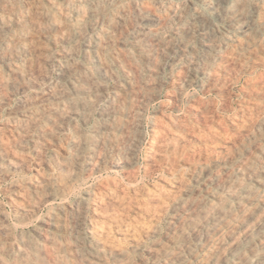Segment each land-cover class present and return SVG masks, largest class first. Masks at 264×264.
Wrapping results in <instances>:
<instances>
[{
    "label": "rangeland",
    "instance_id": "374dc122",
    "mask_svg": "<svg viewBox=\"0 0 264 264\" xmlns=\"http://www.w3.org/2000/svg\"><path fill=\"white\" fill-rule=\"evenodd\" d=\"M9 1V2H7ZM24 1V2H23ZM51 3L49 4L48 3ZM67 1V2H64ZM70 1V2H69ZM72 1V2H71ZM84 1V2H83ZM92 1V3H91ZM104 1V3H103ZM101 0V3L99 0H0V45L2 47H0V107H1V111H0V156L2 153H6L5 155L2 154V156H4L3 158L0 157V177H2V179L0 178V241L6 243L4 244L3 242H0V251L4 250V252H0V264H4V263H9L11 262L12 264H20L19 261L21 262H25V261H29L28 263L32 264L35 263L37 261V263H41V264H67L68 262H73V263H68V264H80L81 263V259L82 263L81 264H92V262L95 259V261H93V264H163L165 263V257H167V255H170L169 253H177V252H181L182 254L185 255L186 253V247L184 246L185 240H184V234L182 235L181 230H184L185 233L189 236V240L192 242L191 243V248H192V254L193 255L191 257V255L189 254V252L187 251L185 257L187 263L189 264H207V258H208V254H209V250L210 248H212L213 244L210 243L207 244L208 242L203 238V239H198L195 238V236L193 234H190L188 232H190L191 228L193 225H197L202 221L205 217V215H207V213L205 214L204 212H200V213H196L197 211H194V207L192 208V203L193 201L199 200L198 202H202V204L205 203V206L202 210H205L208 212V210L210 211V206L212 207V205H214V203L216 204V201H211V199L213 198L212 196L215 197H219V198H223L224 197L227 199H225L224 202L227 201L228 205H227V213L230 214V216L232 217V219L234 221H236V223L238 221H240V219H242V217L244 216L243 214L246 212V210L248 211L250 208V204H242V205H238V202L235 200V198H232V195L229 194V192L224 189V187L222 186V183H224V181H228L230 183L233 184H239V186L244 188H253V190L258 191L262 194H264V183L262 181V178L264 179V133H263V129H264V124L263 126L259 127L258 125L260 123L263 122L264 120V0H260L258 2H256V0H201V1H197V0H108L110 2H108L107 0ZM107 1V2H105ZM130 1V2H129ZM137 1V2H135ZM167 1V2H166ZM187 1V2H186ZM208 1H209V5H208ZM212 1V2H211ZM223 1V4H222ZM230 1V2H229ZM234 1V3H233ZM241 1V3H240ZM244 1V2H242ZM5 4H3V3ZM31 4H30V3ZM40 2V3H39ZM59 2V3H58ZM74 2V3H73ZM173 2V3H172ZM191 2V3H190ZM198 2V3H197ZM200 2V3H199ZM204 2V3H202ZM205 2L207 3V5H205ZM214 2V3H213ZM216 2V3H215ZM232 2V3H231ZM248 2V3H247ZM18 3V4H17ZM88 3V4H87ZM98 3V4H97ZM108 3V4H107ZM112 3V4H110ZM116 3V4H115ZM121 3V4H120ZM130 3V4H128ZM136 3V4H135ZM138 3V4H137ZM163 3V4H162ZM169 3V5H168ZM180 3V4H179ZM188 5V6H186ZM195 3V4H194ZM212 3V4H211ZM218 3V4H217ZM225 3V5H224ZM239 3V4H238ZM245 3V4H244ZM250 3V4H249ZM253 3V4H252ZM66 4V5H65ZM96 4V5H95ZM114 4V5H113ZM125 4V5H124ZM165 4V6H164ZM172 4V5H171ZM182 4V5H181ZM235 4V5H234ZM249 4V5H248ZM259 4V5H258ZM262 4V5H261ZM10 5V6H9ZM30 5V6H29ZM58 5V6H57ZM107 5V6H106ZM132 5V6H131ZM139 5V6H138ZM159 5V6H158ZM168 5V6H167ZM174 5V7H173ZM206 7H205V6ZM216 5V6H215ZM252 7H251V6ZM257 6V7H254ZM43 6V7H42ZM73 6H76L75 8H73ZM120 6V8H119ZM122 6V8H121ZM144 6V7H142ZM156 6V7H155ZM185 6V7H184ZM194 6V7H193ZM212 6V7H211ZM220 6V8H219ZM224 6V7H223ZM241 6V7H240ZM245 6V7H244ZM263 6V7H262ZM8 7V8H7ZM23 7V8H22ZM31 7V8H30ZM41 7V8H40ZM55 10L60 9V11L57 13ZM58 7V8H57ZM66 7V8H65ZM72 7V8H71ZM80 10H79V8ZM84 7V8H83ZM87 7V8H86ZM126 7V10H125ZM153 7V9H152ZM163 7H164V11H163ZM170 7V8H169ZM177 7V8H176ZM190 7V8H189ZM199 7V8H197ZM211 7V8H210ZM222 7V8H221ZM233 7V8H232ZM244 7V8H242ZM6 8V9H5ZM10 8V10H9ZM43 8V9H42ZM45 8V9H44ZM68 8V9H67ZM83 8V9H82ZM91 8V10H90ZM106 8V9H105ZM110 8V10H109ZM131 8V9H130ZM135 8V9H134ZM144 10H142V9ZM157 8V9H156ZM169 8V9H168ZM172 8V9H171ZM186 8V9H185ZM195 8V9H194ZM206 8V9H205ZM213 8V9H212ZM224 8V10H223ZM228 10H227V9ZM235 8V10H234ZM241 8V9H238ZM256 8V9H254ZM5 9V11H4ZM25 11H24V10ZM53 9V10H52ZM71 9V10H70ZM78 9V10H77ZM103 9V10H102ZM120 9V10H118ZM128 9V11H127ZM151 9V12H150ZM162 9V10H161ZM171 9V10H170ZM175 9V10H173ZM179 9V10H178ZM208 9V11H207ZM229 9L231 10V12H229ZM233 9V10H232ZM238 9V10H236ZM246 9V10H245ZM248 9V11H247ZM252 9V10H251ZM260 9V10H259ZM73 10V11H72ZM76 10V12H74ZM82 10H86L84 12L86 16H83V12ZM98 12H97V11ZM122 10V11H121ZM125 12H124V11ZM140 10V12H139ZM146 10L148 12H146ZM155 10V11H152ZM158 10H160V13L158 12ZM170 10V11H169ZM192 10V11H191ZM200 10V11H199ZM202 10V11H201ZM211 10V11H210ZM213 10H217V12ZM259 10V11H258ZM12 11V12H11ZM15 13H14V12ZM30 11V12H29ZM39 11V12H38ZM47 11V14H46ZM53 11V13L51 12ZM67 11V12H66ZM80 11V12H79ZM100 11V12H99ZM103 11V12H102ZM112 11V12H111ZM175 11V12H174ZM181 11V12H180ZM219 11V12H218ZM221 11V12H220ZM228 11V12H227ZM233 11V12H232ZM235 11V12H234ZM236 11H238V13L236 14ZM241 11L243 12V14L241 13ZM17 12V13H16ZM18 12L21 14H18ZM24 12V13H23ZM27 12V13H25ZM35 14H34V13ZM61 12V14H60ZM79 12V13H78ZM83 14H82V13ZM92 12V14L90 13ZM124 12V13H123ZM131 12V13H130ZM144 12V13H143ZM165 12V13H164ZM186 14H185V13ZM189 12L191 14H189ZM198 14H197V13ZM200 12V13H199ZM212 12V13H211ZM224 12H226L225 14H223ZM247 12L246 15H244ZM251 14H250V13ZM9 13V14H8ZM39 13V14H36ZM45 13V14H44ZM50 13H52L50 15ZM64 17H63V14ZM89 13V14H88ZM104 13V14H103ZM152 13V14H151ZM154 13V14H153ZM174 13H176L174 15ZM184 16L183 17V14ZM204 13V14H203ZM210 13V14H209ZM229 13V14H228ZM235 13V14H234ZM68 14V15H67ZM77 14V15H76ZM82 16H81V15ZM94 14V15H93ZM109 14V15H108ZM113 14V15H112ZM116 14V16H115ZM123 14V16H122ZM133 14V15H132ZM149 16H147V15ZM157 14V15H155ZM168 14L166 17L164 15ZM171 14V15H169ZM180 14V15H178ZM182 14V15H181ZM213 14L215 15L213 17ZM220 14V15H219ZM231 14V15H230ZM233 14V15H232ZM239 14V15H238ZM242 14V15H241ZM257 14V15H256ZM23 15V16H22ZM36 15V19L34 18V16ZM57 15V16H56ZM126 15V16H125ZM139 18H138V16ZM175 17H174V16ZM192 15V16H191ZM209 15V16H208ZM218 15V17H217ZM237 15V17H236ZM250 15V16H249ZM252 15V16H251ZM99 16V18L97 17ZM109 16V17H108ZM155 16V17H154ZM178 16V17H177ZM189 16V17H187ZM221 16V17H219ZM224 16V17H223ZM233 19H231L230 17ZM243 16V17H241ZM246 16V17H245ZM249 18H248V17ZM254 16V17H253ZM260 16V17H259ZM9 19H8V18ZM22 17V18H21ZM25 17V18H23ZM32 17V18H31ZM47 17V18H44ZM66 17H69V22L67 23L68 19H66ZM83 17V18H82ZM87 17V18H86ZM98 19H97V18ZM107 17V18H105ZM121 17H123V19L121 20ZM136 18V21H132L133 19ZM153 17V18H152ZM159 17V19H158ZM162 17L163 18V22L165 23V25H162ZM168 17V18H167ZM177 17V18H176ZM181 17V19H180ZM183 17V18H182ZM195 17V18H194ZM213 17V18H212ZM217 17V18H215ZM4 18V19H3ZM14 18V19H13ZM31 18V19H30ZM44 18V19H42ZM75 20H74V19ZM85 18V19H84ZM93 18V19H92ZM119 18V19H118ZM157 18V19H156ZM161 18V19H160ZM171 18V20L175 23H172V21L169 19ZM176 18V19H175ZM179 18V19H178ZM229 18V19H228ZM241 18L242 21L239 19ZM248 18V19H247ZM259 18V19H257ZM263 20H261V19ZM23 19H27L24 20ZM41 19V20H40ZM79 19H82L81 21H78ZM107 19V20H106ZM127 19H129L127 21ZM165 19V20H164ZM206 19V20H205ZM209 19V20H208ZM231 19V21H230ZM237 19V20H236ZM3 20V21H2ZM7 20V21H6ZM35 20V21H33ZM47 20V21H46ZM72 20V21H70ZM86 20V21H85ZM95 20V22H94ZM98 21V25L97 22ZM102 20V21H100ZM118 20V22H116ZM131 20V21H130ZM138 20V21H137ZM141 20V21H140ZM150 20V21H148ZM168 20V21H167ZM177 20V21H176ZM180 20V21H179ZM193 20V21H192ZM199 20V21H197ZM202 20V21H201ZM223 20V21H222ZM226 20V22L224 23V21ZM249 20V21H248ZM16 23H15V22ZM18 21V23H17ZM25 23H22V22ZM30 21V23H29ZM100 21V22H99ZM106 21V22H105ZM120 21V22H119ZM147 21V24H145ZM158 21V22H157ZM166 21V22H165ZM171 21V22H170ZM192 21V22H191ZM195 21V22H194ZM244 21V22H243ZM257 21V22H255ZM34 22V23H33ZM81 22V23H80ZM91 22V23H90ZM130 22V24H129ZM135 22H138L137 24H135ZM143 22V25L142 23ZM149 22V23H148ZM194 22V23H193ZM231 22V23H230ZM260 22V23H259ZM5 23V24H4ZM13 23V24H12ZM22 23V24H21ZM53 23V24H52ZM64 23V24H63ZM72 25H71V24ZM89 23L91 25H89ZM133 23V24H132ZM188 23V24H187ZM192 23V24H191ZM205 23V25H204ZM241 23V24H240ZM16 24V26H15ZM32 26H31V25ZM38 24V25H37ZM45 24L47 26H45ZM55 27V28H52ZM85 26H84V25ZM105 24V25H103ZM111 24V25H110ZM116 24V25H115ZM159 24V25H158ZM169 24V26L167 25ZM185 24V25H184ZM201 24V25H200ZM225 26H223V25ZM227 24V25H226ZM248 24V25H247ZM263 24V25H262ZM4 25V26H3ZM15 27H14V26ZM19 25V27H18ZM56 25V26H54ZM59 25V26H58ZM66 25V26H64ZM71 25V26H70ZM76 25V26H75ZM79 25V26H78ZM96 26V27H93ZM114 25V26H113ZM121 25V27H120ZM128 25V26H127ZM189 25V26H188ZM196 25V26H195ZM203 25V27H201ZM235 25V26H232ZM262 25V26H261ZM10 26V27H9ZM62 26V27H61ZM70 26V27H69ZM84 26V28H83ZM88 26V27H87ZM90 26V30L88 29ZM103 29H101V27ZM113 26V27H112ZM119 26V27H117ZM124 26V27H123ZM140 26V27H139ZM145 26V27H144ZM158 26V27H157ZM166 26V27H165ZM186 28H184V27ZM188 26V28L186 27ZM194 28H193V27ZM199 26V27H198ZM207 26V28H206ZM214 26H217L216 28H218L216 30V28H214ZM221 26V27H220ZM241 26V27H240ZM243 26V27H242ZM24 27V28H23ZM48 27V28H47ZM100 29H98V28ZM147 27V30H146ZM157 27V28H156ZM160 27V28H159ZM183 27V30L182 28ZM209 27V28H208ZM212 29H211V28ZM228 27V29H227ZM259 27V28H258ZM35 28V29H34ZM38 28H40L38 30ZM45 28V29H44ZM50 28V30H49ZM67 28V29H66ZM74 28V29H73ZM114 28V29H113ZM125 28V29H123ZM134 28V30H133ZM140 28V29H138ZM153 28V29H152ZM169 28V29H168ZM175 28V29H174ZM178 28V29H177ZM193 28V30L191 29ZM231 28V29H230ZM241 28V29H240ZM248 28V29H247ZM263 28V29H262ZM14 29V30H13ZM54 29V30H53ZM77 31H76V30ZM85 29V30H84ZM113 29V30H112ZM127 29V31H126ZM132 29V30H131ZM162 31H161V30ZM185 29V30H184ZM189 29V30H188ZM207 29V30H205ZM235 29V30H234ZM245 29V31H244ZM21 30V32H20ZM24 30V31H23ZM35 30V31H34ZM38 30V31H37ZM47 30V32H46ZM54 31L53 33L51 32ZM60 30V32H59ZM94 30V31H93ZM104 30V31H103ZM120 30V31H119ZM125 30V31H123ZM156 32H154V31ZM172 32H169V31ZM178 32H180V34ZM180 30V31H179ZM192 30V32H191ZM212 30V31H211ZM228 30V31H227ZM239 30V31H238ZM262 30V31H261ZM58 31V32H57ZM69 31V33H68ZM93 31V32H92ZM97 31H100L99 33ZM107 31V32H105ZM116 31V32H114ZM119 31V32H118ZM131 31V32H130ZM144 31V32H143ZM147 31V32H146ZM160 31V32H159ZM164 31V32H163ZM200 35H199V32ZM218 31V33L216 32ZM223 31V32H222ZM241 31V32H240ZM14 32V33H12ZM31 32V33H30ZM67 32V33H66ZM72 32V33H71ZM76 32V33H75ZM81 32V33H80ZM84 34H83V33ZM104 32V33H103ZM121 32V33H120ZM123 32V33H122ZM126 32V33H125ZM128 32V33H127ZM145 34L143 35L142 34ZM146 32V33H145ZM152 32V34H151ZM169 32V33H168ZM174 32V33H173ZM182 32H185L184 35ZM188 32V33H187ZM197 32V33H196ZM205 34H204V33ZM208 32V33H207ZM226 32V33H224ZM262 32V33H261ZM5 33V34H4ZM11 33V34H10ZM16 33V34H15ZM29 33V34H28ZM63 35H62V34ZM88 35H87V34ZM98 33V34H97ZM102 33V34H101ZM116 33V34H115ZM120 33V34H119ZM132 35H130V34ZM150 33V34H149ZM197 35H196V34ZM234 33V34H233ZM238 33V34H237ZM243 33V34H242ZM245 33V34H244ZM18 34V35H17ZM54 34V35H53ZM77 34L80 36H77ZM101 34V35H100ZM118 34V35H117ZM147 34V35H146ZM160 34V35H159ZM163 34V35H162ZM167 34V35H166ZM177 34V35H176ZM190 36H189V35ZM194 34V36H193ZM204 34V35H203ZM217 34V35H216ZM248 34V35H246ZM24 35V36H22ZM35 37H34V36ZM65 35V36H64ZM114 37H113V36ZM120 35V36H119ZM138 37H135V36ZM151 35V39H149L150 43L148 42V38H150ZM226 35V36H223ZM246 37H245V36ZM251 35V36H250ZM255 37H254V36ZM258 35V36H257ZM260 35V36H259ZM15 36V37H14ZM28 38H27V37ZM52 36V37H50ZM60 36V37H58ZM86 36V37H85ZM123 36V37H122ZM140 36V37H139ZM149 36V37H148ZM163 36V38H162ZM169 36V37H167ZM181 36V37H180ZM200 36V37H199ZM205 36V37H204ZM207 36V38H206ZM211 38L210 41L209 37ZM213 36V37H212ZM228 36V37H227ZM230 36V37H229ZM263 36V37H262ZM13 37V38H12ZM22 37V38H21ZM62 37V38H61ZM76 39H74V38ZM97 37V38H95ZM107 37V38H105ZM113 37V38H112ZM122 37V38H121ZM125 37V38H124ZM129 37L131 39H129ZM135 37V38H134ZM148 37V38H147ZM183 37V38H182ZM204 37V38H203ZM238 37V38H236ZM12 38V39H11ZM15 38V39H14ZM17 38V39H16ZM25 38V39H24ZM44 38V39H43ZM53 38V39H52ZM57 40H56V39ZM64 38V39H63ZM67 38L66 41H64ZM80 38V39H79ZM83 38V39H82ZM92 38V39H91ZM119 38V39H118ZM121 38V40H120ZM124 38V41H122ZM141 38V39H140ZM154 38V39H152ZM173 38V39H172ZM175 38V39H174ZM187 38V39H186ZM199 38V40H198ZM203 38V39H202ZM222 38V39H221ZM225 38V39H224ZM229 38V39H228ZM232 40H231V39ZM249 38V40H247ZM4 39V40H3ZM14 39V40H13ZM50 39V42H49ZM60 39V40H59ZM63 39V40H62ZM71 41H70V40ZM82 39V40H81ZM89 41H87V40ZM106 39V40H105ZM109 39H111L112 41H108ZM133 41L136 44L133 46V42L129 41V40ZM136 39V40H135ZM139 39V40H137ZM144 41H143V40ZM162 39V41L160 40ZM164 39V40H163ZM180 39V40H179ZM195 39V40H194ZM202 39V40H201ZM206 39V41H205ZM217 39H219L217 41ZM251 39V40H250ZM256 39V40H255ZM262 39V40H261ZM6 40V41H5ZM18 40V41H17ZM34 40V41H33ZM37 40V41H36ZM54 40V42H53ZM92 40V41H91ZM142 40V42L140 41ZM145 40L148 42L147 44L150 45H146ZM158 44L156 43L157 41ZM167 40V41H166ZM170 40V41H169ZM173 40V42H172ZM184 40V41H183ZM198 40V41H197ZM205 42H204V41ZM215 42L213 43L212 41ZM230 40V41H229ZM242 40V42H240ZM247 40V41H246ZM258 40V41H257ZM8 41V42H7ZM11 41V42H10ZM13 41H15L13 43ZM20 41V42H19ZM57 41V42H56ZM64 41V42H63ZM76 41V42H75ZM84 41V43L82 44V42ZM119 41V42H117ZM137 41V42H136ZM139 41V42H138ZM153 41V42H151ZM156 41V42H155ZM239 41V42H237ZM246 41V45L243 44ZM3 42V43H2ZM23 42V43H22ZM29 42V43H28ZM33 42V43H32ZM41 42V43H40ZM66 42V43H65ZM78 43V45L74 44ZM86 42V43H85ZM96 42V44H95ZM108 42V43H107ZM110 42V43H109ZM116 42V43H113ZM145 42V44H144ZM195 42V43H194ZM202 42V44H201ZM210 44H208V43ZM212 42V43H210ZM231 42V43H230ZM249 42V43H248ZM39 43V44H38ZM44 43V45L42 44ZM52 43L54 44V46L52 45ZM64 43V44H63ZM94 43V44H93ZM103 43V44H102ZM122 43V44H121ZM128 43V44H126ZM143 43L144 46L143 48H146L145 51H143L144 49L142 48L141 44ZM156 43V44H155ZM165 43V44H164ZM182 45V47L179 45ZM207 43V44H205ZM220 43V44H218ZM236 45H235V44ZM240 43V44H239ZM255 43V44H254ZM7 44V45H6ZM21 44H24L23 46H21ZM34 46L30 47L29 45ZM56 44V45H55ZM83 48H82V46ZM98 44V46H97ZM120 44L122 46H120ZM164 44V45H163ZM225 44V45H224ZM248 44H250L248 46ZM254 44V45H253ZM263 45V46H259V45ZM4 45V46H3ZM9 45V47H8ZM36 45V48H35ZM47 45V47H46ZM75 45V47H74ZM87 45V46H86ZM109 47H108V46ZM116 45V46H115ZM126 45V46H125ZM132 45V46H131ZM146 45V46H145ZM159 45V46H158ZM179 45V46H178ZM200 45V46H199ZM208 45V46H207ZM214 45V47H213ZM219 45V46H218ZM8 48H6V47ZM17 46V47H15ZM65 46V47H64ZM94 46V47H92ZM97 46V47H96ZM120 46V47H119ZM139 46H141L139 48ZM154 46V47H152ZM157 46V48H156ZM167 46V47H166ZM173 46V48H172ZM198 46V47H197ZM212 46V48L210 47ZM225 46V47H224ZM242 46V47H241ZM247 46V47H246ZM11 47V49H10ZM22 47V48H21ZM50 47V48H49ZM59 47V48H58ZM64 49H63V48ZM102 47V48H101ZM113 47V48H111ZM133 47V48H132ZM149 47V48H148ZM167 48V52L166 49ZM181 47V48H180ZM187 47H189L187 49ZM194 47V48H192ZM200 47V48H199ZM235 47V48H234ZM239 47V48H238ZM250 47V48H249ZM253 47V49H252ZM6 48V49H5ZM15 48V49H12ZM33 48V50L31 51V49ZM42 51H39L41 50ZM52 48H54L52 50ZM62 48V49H61ZM68 48V49H67ZM76 48V49H75ZM96 48V49H95ZM107 48V49H106ZM119 48V49H118ZM125 48V49H124ZM160 49L162 52H160V50L157 52V50ZM203 48V49H202ZM209 48V49H207ZM213 50H211V49ZM238 48V49H237ZM241 48V49H240ZM247 51H249L246 54V49ZM256 50H255V49ZM259 48V50H258ZM11 51H10V50ZM26 49V50H25ZM61 49V51H59ZM70 49H73L72 51H69ZM79 49V50H78ZM104 49V50H103ZM115 49V50H114ZM142 49V51L140 50ZM153 49V50H151ZM179 49V50H178ZM182 49H185L182 50ZM199 49V50H198ZM216 49V50H215ZM227 49V50H225ZM233 49V50H232ZM245 49V50H244ZM250 49V50H249ZM252 49V50H251ZM262 49V50H261ZM18 50V51H17ZM23 50V51H22ZM28 50V53H27ZM78 50V51H76ZM83 50V51H82ZM87 50V51H86ZM96 50V52H95ZM118 52H117V51ZM125 50V51H124ZM129 50V51H127ZM140 50V51H138ZM176 50V51H175ZM215 50V51H214ZM3 51V52H2ZM22 51V53H20ZM25 51V52H24ZM65 51V53H64ZM70 53L67 54L66 53ZM75 51V52H73ZM81 51V52H80ZM94 51V53H93ZM155 51V52H153ZM170 51V52H169ZM179 51V52H178ZM184 51V52H183ZM200 51V52H199ZM218 51V52H216ZM230 53H229V52ZM256 54H255V52ZM8 52V53H7ZM19 52V53H18ZM35 52V53H34ZM37 52V53H36ZM54 52V54H53ZM63 52V53H62ZM73 52V53H72ZM79 52V53H78ZM83 52V54H82ZM87 52V53H86ZM88 52L90 53L89 56H87ZM116 54H113V53ZM120 52V53H119ZM124 52V53H122ZM130 52V53H129ZM142 52V53H141ZM148 52V54H147ZM221 52V53H220ZM32 53L37 56L35 57L34 55H32ZM49 53V54H48ZM56 53H59L58 55ZM72 53V54H71ZM93 53V54H92ZM96 53V54H95ZM130 55H129V54ZM134 53V54H133ZM145 53V54H144ZM152 53V54H150ZM162 53V55H160ZM168 53V54H167ZM196 53V54H195ZM202 53V54H201ZM206 55H204V54ZM208 53V54H206ZM233 53V54H232ZM263 53V54H262ZM10 54V55H9ZM15 54V55H14ZM23 55V57L21 55ZM28 54V55H27ZM56 54V55H55ZM61 54V55H60ZM64 54V55H63ZM74 54V55H73ZM95 54V55H94ZM99 54V56L97 55ZM131 54H133L131 57ZM139 54V55H138ZM157 56V57H153ZM166 54V55H163ZM180 54V55H178ZM181 54H183L181 56ZM190 54V55H189ZM200 54V55H199ZM214 56H213V55ZM218 54V55H216ZM223 56H222V55ZM250 54V55H249ZM258 54V55H257ZM39 55V56H38ZM63 55V56H62ZM86 55V56H85ZM135 55H138L135 56ZM146 56V57H142V56ZM160 55V56H159ZM175 55L177 56L175 58ZM196 55V57L194 56ZM226 57H225V56ZM252 55V56H251ZM256 55V56H255ZM9 56V57H8ZM14 56V57H13ZM17 56H20L19 59ZM34 56V57H33ZM42 56V57H41ZM48 56V57H47ZM53 58H52V57ZM57 56V57H56ZM68 56V57H67ZM112 56V57H111ZM122 56V57H121ZM125 56V58H124ZM162 56V57H161ZM184 56V57H183ZM186 56V57H185ZM212 56V57H211ZM218 56V57H217ZM244 56V57H242ZM248 56V57H247ZM261 56V57H259ZM16 57V58H15ZM27 59H26V58ZM43 59L41 61V59ZM64 57V58H63ZM100 57V59H99ZM103 57V59H102ZM128 57V58H127ZM143 58L142 59H140ZM154 58L153 60L151 58ZM164 57V59H163ZM179 57V58H178ZM181 57V58H180ZM222 57V58H221ZM225 57V58H224ZM230 57V58H228ZM235 57V58H234ZM242 57V58H241ZM252 57V59H251ZM14 58V59H13ZM20 58H22L20 61ZM34 58V59H33ZM74 58V59H73ZM77 60H76V59ZM89 58V61L87 60ZM98 58V59H97ZM119 58H123L122 60ZM127 58V59H126ZM132 58V60H131ZM138 58V59H137ZM159 58V59H158ZM173 58V59H172ZM183 58V59H182ZM195 58V60H194ZM206 58V59H205ZM211 58V59H209ZM216 58V59H215ZM238 58L240 61H238ZM244 58V59H243ZM246 58V59H245ZM262 58V59H260ZM17 59V60H16ZM40 59V60H39ZM64 59V60H63ZM94 59V60H93ZM109 59V60H108ZM151 59V60H149ZM180 59V60H179ZM188 60L186 62H184L185 60ZM199 59V61L197 60ZM203 61H202V60ZM224 59V60H223ZM254 59V60H253ZM12 60V61H11ZM19 60V61H18ZM27 60V61H26ZM28 60H31L30 64ZM33 60V61H32ZM48 60V61H47ZM50 60L52 61V63L50 62ZM66 60V61H65ZM91 60H93L94 62H92ZM101 62H99V61ZM120 60V61H119ZM124 60V62H123ZM135 62H134V61ZM150 62H148V61ZM176 62H174V61ZM194 60V61H193ZM208 62H207V61ZM210 60V61H209ZM216 60V61H215ZM219 60V62H218ZM226 60H228V62H226ZM230 60V61H229ZM247 60V62H246ZM259 60H262L259 62ZM17 61V62H16ZM24 61V62H23ZM38 61V63L36 62ZM44 61V62H43ZM47 61V62H45ZM59 61V62H58ZM65 61V62H63ZM76 61V62H74ZM111 61V62H110ZM117 63H115V62ZM147 61V62H146ZM166 61V62H164ZM173 61V62H172ZM215 61V62H214ZM225 61V62H224ZM251 61V62H250ZM256 61V62H255ZM258 61V62H257ZM8 62V63H7ZM57 64H54L56 63ZM104 62V63H103ZM123 62V64H122ZM127 62V63H126ZM158 62V63H155ZM160 62V63H159ZM163 62V63H162ZM169 62V63H168ZM172 62V63H170ZM184 62V63H183ZM211 62V63H210ZM221 62V64H220ZM231 62V63H230ZM233 62V63H232ZM5 63V64H4ZM13 63V64H12ZM15 63V64H14ZM21 63V64H20ZM24 63V64H23ZM42 63V64H41ZM44 63V64H43ZM46 63V64H45ZM60 63V64H59ZM76 63V64H75ZM88 63V64H87ZM112 63V64H111ZM125 63V64H124ZM131 64V67H126L129 66L127 64ZM151 63H154V65ZM192 63L194 66H192ZM200 63H202L201 65H199ZM205 63V64H204ZM216 63H219L216 64ZM223 63V64H222ZM229 65H232L234 63H236V65L234 64L233 68ZM242 63V68L241 65L238 66L239 64ZM249 66H247L246 64ZM251 63V64H250ZM255 63V66H254ZM262 63V64H259ZM9 67H8V65ZM12 64V65H11ZM63 64V65H62ZM82 64V65H81ZM94 64V65H93ZM106 64V65H105ZM111 64V65H110ZM117 64V65H116ZM136 64V65H134ZM147 64V65H146ZM157 64V65H156ZM163 64V65H162ZM184 68H183V66ZM189 64V65H188ZM191 64V65H190ZM226 66H225V65ZM244 64V65H243ZM18 65V66H17ZM37 65V66H36ZM55 65V66H54ZM58 65V66H56ZM62 65V66H61ZM80 65V66H78ZM84 65V66H83ZM89 65V66H88ZM122 65H126V66H122ZM150 68H149V66ZM159 65V66H158ZM172 65V66H171ZM178 65H180L178 67ZM187 65V66H186ZM196 65H199L198 67ZM205 65V66H204ZM218 66V68H216V66ZM257 65V66H256ZM15 66V67H14ZM22 66H26V69ZM29 66V67H28ZM36 66V67H33ZM44 66V67H43ZM50 66V67H49ZM66 66V67H65ZM74 66H76L74 68ZM83 66V67H81ZM111 66V67H110ZM121 66V67H119ZM140 66V67H139ZM163 66H167L166 68ZM186 66V67H185ZM196 66V67H195ZM204 66V68H203ZM225 66V67H224ZM238 66V67H237ZM245 66V67H244ZM247 66V67H246ZM6 67V68H5ZM19 67V68H18ZM22 67V68H21ZM61 67V68H60ZM69 67V68H68ZM79 67V68H78ZM81 67V68H80ZM97 71L93 69V68ZM99 67V68H97ZM111 69H108V68ZM135 67V69H134ZM148 67V68H147ZM158 67V68H157ZM174 67V68H173ZM190 67V69H189ZM207 67V69H206ZM215 67V68H214ZM222 67V68H220ZM244 67V68H243ZM258 67V68H257ZM5 68V69H4ZM9 68V69H8ZM29 68V69H28ZM41 71H39L40 69ZM45 68V69H44ZM54 68V69H53ZM59 68V69H58ZM65 68H68V70H64ZM72 68V69H71ZM103 68V70H102ZM107 68V69H106ZM121 71H120V69ZM152 68V71H151ZM192 68V69H191ZM198 68V69H197ZM200 68V69H199ZM230 68V69H229ZM243 70H241V69ZM254 68V70H253ZM3 69V70H2ZM7 69V70H6ZM19 69V70H18ZM36 69V70H35ZM63 69V70H62ZM77 71H75V70ZM86 69V70H85ZM101 69V71L99 70ZM134 69V70H132ZM139 69V70H138ZM143 69V70H142ZM153 69H155L156 71H154ZM179 69V70H178ZM184 70V73L182 70ZM211 69V70H208ZM218 69V70H217ZM220 69H222L220 71ZM235 72V75L233 76L231 74ZM234 70V72L232 70ZM235 69L237 70L235 71ZM247 71H244V70ZM249 69V70H248ZM9 70V71H8ZM35 70V71H32ZM51 70V71H50ZM59 70V71H58ZM84 70V72H83ZM88 70V72H87ZM91 70V71H90ZM111 70V71H110ZM116 70V71H115ZM122 70H124V72H122ZM151 72H150V71ZM188 70V71H187ZM204 72H201V71ZM206 70V71H205ZM213 70H215L218 73H214ZM227 70V72H226ZM240 70V71H239ZM2 71V72H1ZM16 71V72H15ZM28 71V72H27ZM45 71V74H44ZM50 71V72H49ZM63 71H67V72H63ZM99 71V72H98ZM103 71V72H102ZM105 71V72H104ZM110 71V72H109ZM134 71V72H133ZM154 71V72H153ZM160 71V73H159ZM172 73H171V72ZM200 71V72H198ZM4 72V73H3ZM31 72V73H30ZM35 72L36 75H34L33 73ZM38 72V73H37ZM47 72V73H46ZM49 72V73H48ZM59 72V73H57ZM62 72V73H61ZM71 72V74H70ZM76 72V73H75ZM83 72V73H82ZM122 72V74H121ZM127 72V73H126ZM138 72V73H137ZM149 72V73H148ZM162 72V73H161ZM211 74V76H208L207 74ZM19 73V75H18ZM23 73V74H21ZM43 73V74H42ZM54 73V74H53ZM57 73V74H56ZM67 73V74H66ZM81 73V74H80ZM107 73V74H106ZM109 73H115L113 75V77H111ZM124 73V74H123ZM129 73V74H128ZM133 73V74H132ZM142 73V74H141ZM152 73V74H151ZM189 73V75H188ZM199 73V74H198ZM224 73V74H223ZM4 74V75H3ZM15 74V75H13ZM29 74V76L27 75ZM41 74V75H40ZM53 74V75H52ZM76 74V75H75ZM77 74H80L77 76ZM99 74V75H97ZM132 74V75H131ZM141 76H139V75ZM149 74V75H148ZM158 74V75H157ZM172 74V75H171ZM191 74V75H190ZM205 74V75H204ZM209 74V75H210ZM215 74L217 76V78L215 77ZM236 74H238L236 76ZM15 77H12V76ZM28 77H26V76ZM31 75V77H30ZM45 75V76H44ZM52 75V76H51ZM65 78H64V76ZM68 75V76H67ZM85 75V78H83ZM104 75V76H103ZM107 75V76H106ZM137 75V77H136ZM184 75L188 78H185ZM193 75V76H192ZM196 75V76H194ZM214 75V77L212 76ZM224 77H223V76ZM227 75V76H226ZM232 75V76H230ZM263 75V76H262ZM8 76V77H7ZM17 76V77H16ZM34 76V77H33ZM36 76V77H35ZM61 76V77H60ZM88 80L85 82V80H82V78ZM109 76V77H108ZM116 78H115V77ZM181 76V77H180ZM206 76V77H205ZM219 76V77H218ZM19 77V79H18ZM41 77V78H40ZM44 77V78H43ZM47 77V78H46ZM55 77V78H54ZM78 80H77V78ZM93 77V79L91 78ZM96 77V78H95ZM100 77V78H99ZM107 77V78H106ZM128 77V78H126ZM133 77L135 79H133ZM152 77V78H151ZM160 77V78H159ZM209 77V78H208ZM214 79H212V78ZM221 77V78H220ZM263 77V78H262ZM4 78V79H3ZM22 78V79H20ZM27 78V79H26ZM76 78V79H75ZM80 78V81H79ZM118 78V79H117ZM140 78V79H137ZM154 78V79H153ZM158 78V79H157ZM181 78V79H180ZM190 78V79H189ZM204 78V79H203ZM208 78V79H206ZM211 78V79H210ZM220 78V79H219ZM224 78V79H222ZM227 78V79H226ZM230 78V79H229ZM247 78V79H246ZM260 78V79H259ZM30 79V80H29ZM39 81H38V80ZM43 79V80H42ZM45 79V80H44ZM64 79V80H62ZM72 79H74L75 81H73ZM101 81H100V80ZM120 79V80H119ZM133 79V80H132ZM146 79V80H145ZM151 79V80H150ZM156 79V80H155ZM188 79V80H187ZM217 79V82H216ZM229 79V81H228ZM10 80V81H9ZM29 80V82H28ZM35 80V81H34ZM57 80V81H55ZM67 80V81H66ZM99 80V81H97ZM139 80V81H137ZM160 80V81H159ZM200 80V81H199ZM206 80V81H205ZM220 80V81H219ZM258 80V82H257ZM7 83H6V82ZM9 81V82H8ZM26 81V82H24ZM77 81V82H76ZM121 83H119V82ZM127 81V82H126ZM129 81V82H128ZM133 81V82H132ZM135 81V82H134ZM143 81H146L144 84ZM157 81V82H156ZM193 81V82H192ZM210 81V82H209ZM256 83V85L254 84V82ZM263 81V82H262ZM3 82V83H2ZM5 82V83H4ZM38 82V83H37ZM66 82V83H65ZM74 84H73V83ZM87 83V84H84ZM99 82V84H98ZM102 82V83H101ZM137 82V83H136ZM184 84V85H182ZM199 82V83H198ZM209 84H208V83ZM222 82V83H221ZM252 82V83H251ZM261 82V83H259ZM12 83V84H11ZM30 83V84H29ZM34 83V84H33ZM58 83V84H56ZM81 83V84H79ZM129 83V85H128ZM140 83V84H139ZM143 83V84H142ZM152 83H155V85ZM158 83V84H157ZM159 83H162V85L160 86ZM190 83V85H189ZM192 83V85H191ZM214 83V84H213ZM219 83V84H217ZM4 84V85H1ZM16 84V85H15ZM19 84V85H18ZM29 84V85H28ZM38 84V85H37ZM45 84V85H44ZM71 84V85H70ZM83 84V85H82ZM92 84V85H90ZM103 84V86H102ZM109 84V85H108ZM114 84V85H113ZM120 84V85H119ZM152 87H150V85ZM188 84V85H187ZM203 84V85H202ZM208 84V85H206ZM22 85V86H21ZM25 85V86H24ZM31 85V86H30ZM56 85V86H55ZM63 87L61 89V86ZM80 85V86H79ZM97 85V86H96ZM99 85V86H98ZM105 85V86H104ZM116 85V86H115ZM119 85V87H118ZM128 85V86H127ZM136 85V86H135ZM139 85V87H138ZM186 85V86H185ZM212 85V86H211ZM214 85V86H213ZM263 85L261 87L258 88V86ZM5 86V87H3ZM7 86V87H6ZM15 86V88H14ZM32 86H34L32 88ZM36 86V87H35ZM59 88H56L58 87ZM67 86V88L65 87ZM73 89H72V87ZM76 86V89H75ZM84 86V87H83ZM112 88H110V87ZM115 86V89L113 88ZM209 86V87H208ZM9 87V88H8ZM25 87V88H24ZM39 87V88H38ZM46 87V88H45ZM82 87V89H81ZM88 87V88H87ZM92 87V88H91ZM99 87V88H97ZM109 87V88H108ZM123 89H120L122 88ZM125 87V88H124ZM130 87V88H129ZM141 87V88H140ZM147 87V88H146ZM181 87V88H180ZM263 87V89H262ZM51 88V89H50ZM78 88L80 90H78ZM101 88V89H100ZM105 90H103V89ZM118 88V89H117ZM251 88V89H250ZM2 89V90H1ZM14 89V90H13ZM42 89V91H41ZM67 89V90H66ZM84 89V90H83ZM127 89V90H126ZM181 89V90H179ZM221 89V91H220ZM223 89V90H222ZM242 89V90H241ZM261 90V91H258ZM12 90V91H11ZM21 90V91H20ZM25 90V91H24ZM48 90V91H47ZM50 90V91H49ZM58 90V91H56ZM65 90V91H64ZM82 90V91H81ZM85 90L87 91L86 93ZM93 90V91H92ZM96 90V91H95ZM98 90V91H97ZM100 90V91H99ZM102 90V91H101ZM123 90V91H122ZM253 90V92H252ZM263 90V91H262ZM6 91V92H5ZM8 91V92H7ZM69 91V92H67ZM251 91V92H250ZM255 91V92H254ZM257 91V92H256ZM12 92V94L10 93ZM19 92V93H17ZM22 92V93H21ZM44 92V93H43ZM97 96H96V94ZM104 92V94H103ZM106 92V93H105ZM138 94H136V93ZM141 92V93H140ZM146 92V94H145ZM26 93V94H25ZM32 93V95H31ZM40 93V94H39ZM50 93V94H48ZM56 93V94H55ZM67 93V94H66ZM80 93V94H79ZM84 93V94H83ZM93 93V94H92ZM108 93V94H107ZM111 93V94H110ZM116 93V94H115ZM129 93V94H128ZM133 93V95L131 94ZM147 93L149 95H147ZM154 95H153V94ZM179 93V94H178ZM250 93L252 95H250ZM254 93V94H253ZM256 93V94H255ZM263 93V96L262 94ZM2 94V95H1ZM7 94V95H5ZM36 94V95H35ZM42 94H44L42 96ZM53 96H52V95ZM62 94V95H61ZM71 94V95H70ZM102 94V96H101ZM114 94V95H113ZM119 94V95H118ZM258 94V95H257ZM4 95V96H3ZM9 95V96H8ZM15 95V96H14ZM30 95V96H29ZM49 95V96H48ZM51 95V96H50ZM65 95V96H64ZM68 95V96H67ZM89 95V96H88ZM111 95V96H110ZM117 95V98L115 97ZM133 98H131V96ZM136 95V96H135ZM140 95V96H138ZM143 95V96H141ZM7 98H6V97ZM41 96V97H40ZM58 96V97H57ZM81 96V99L79 98ZM84 96V97H82ZM95 96V97H94ZM123 96V99H121ZM126 96H128V99ZM135 96V97H134ZM145 96V97H144ZM15 97V98H14ZM41 98L42 100L38 99ZM44 97H48V98H43ZM54 97V98H53ZM61 97V98H60ZM76 97V98H74ZM87 97V98H86ZM91 97V98H90ZM97 97V98H96ZM101 99H99V98ZM106 97V98H104ZM139 97V98H138ZM32 98V99H31ZM53 98V99H52ZM84 98V100H83ZM94 98V99H92ZM104 98V99H103ZM113 100H112V99ZM145 98V99H143ZM147 98V99H146ZM150 98V99H149ZM30 99V100H29ZM74 99V100H73ZM86 99V100H85ZM89 99V100H88ZM97 99V100H95ZM111 99V100H109ZM120 99V101H119ZM127 99V100H126ZM243 99V100H242ZM258 99V100H257ZM4 100V101H2ZM24 100V101H22ZM34 102H33V101ZM39 100V101H38ZM59 100V101H58ZM63 100V101H62ZM73 100V103H72ZM103 100V101H102ZM122 100V101H121ZM135 100V101H134ZM197 100V101H196ZM250 100V101H249ZM29 101V102H28ZM32 101V103L30 102ZM57 101V103H56ZM68 101V102H67ZM71 101V102H70ZM89 101V102H88ZM112 101V102H111ZM127 101V102H126ZM134 101V102H133ZM149 101V102H148ZM247 101L249 103H247ZM17 102V103H16ZM37 102V103H36ZM63 102V103H62ZM65 102V103H64ZM76 102V103H75ZM89 104H87V103ZM105 102H107L105 104ZM114 102V103H113ZM138 102V103H137ZM148 102V103H147ZM201 102V103H200ZM257 102V104H256ZM3 103V104H2ZM7 103V104H6ZM25 103V104H24ZM36 103V104H35ZM49 103V104H48ZM55 103L57 105H55ZM70 103V104H69ZM86 106H83L84 104ZM92 103V105H91ZM97 103V104H96ZM103 103V104H102ZM129 103V105H127ZM251 103V104H250ZM261 105H260V104ZM5 104V106H4ZM46 104V105H45ZM52 104V105H50ZM61 104V105H59ZM63 104V105H62ZM66 104V105H65ZM72 104V105H71ZM76 104V105H75ZM94 104V105H93ZM102 106H101V105ZM122 104V105H121ZM126 104V106H125ZM133 104H135L136 106H134ZM225 104V105H224ZM255 104V106H254ZM263 104V105H262ZM17 105V106H15ZM28 105V106H27ZM44 105V106H43ZM70 105V106H69ZM75 107L78 106V107ZM99 105V106H98ZM104 105V106H103ZM109 105V108H108ZM114 105V106H113ZM117 109H115L116 107ZM119 105V107H118ZM250 105V106H249ZM11 106V107H10ZM43 106V107H42ZM47 106V107H45ZM53 106V107H51ZM62 108H61V107ZM67 108H66V107ZM131 106V107H130ZM140 106V108H138ZM222 106V107H221ZM243 106V107H242ZM247 107V110L245 109ZM257 106V107H256ZM21 107V108H19ZM39 107V108H38ZM73 107V108H72ZM83 107V108H82ZM93 110H90V108ZM105 107L106 111L104 110ZM111 107V108H110ZM249 107V108H248ZM3 108V109H2ZM9 110H8V109ZM19 108V109H18ZM36 108V109H35ZM43 108V109H42ZM52 108V109H51ZM56 108V109H55ZM59 110H58V109ZM71 108V109H69ZM78 108V109H77ZM87 108V110H85ZM89 108V109H88ZM113 108V110H111ZM132 111H131V109ZM138 108V109H137ZM251 108V109H250ZM257 108V109H255ZM259 108V109H258ZM13 109V110H12ZM34 109V111H33ZM50 109V110H49ZM55 109V110H54ZM63 109V110H61ZM68 112H66V110ZM111 111H110V110ZM134 109V111H133ZM141 109V110H140ZM11 110V111H10ZM19 110V111H18ZM26 110H31V111H26ZM52 110V111H51ZM58 110V111H57ZM72 112L70 113L69 112ZM76 110V111H75ZM79 110V111H78ZM83 110V111H82ZM96 110V111H95ZM103 112H100V111ZM108 110V111H107ZM115 110V111H114ZM120 110V111H118ZM128 110V111H127ZM237 110V111H236ZM250 110V111H249ZM256 110V111H255ZM33 111V112H32ZM42 111V112H41ZM55 111V112H54ZM89 111V112H88ZM95 111V112H94ZM124 111V112H123ZM155 111V112H154ZM258 111V112H257ZM9 112V113H8ZM12 112V113H10ZM15 114H14V113ZM28 112V113H27ZM35 112V113H34ZM46 112V113H45ZM86 112V113H84ZM106 112L108 114H106ZM129 112V114L133 113L132 115L130 114V116H128L129 114H127ZM140 112V113H139ZM203 112V113H202ZM263 112V113H262ZM8 113V114H7ZM44 113V114H43ZM67 113V114H66ZM80 113V114H79ZM116 113V114H115ZM126 113V114H125ZM139 115H138V114ZM261 113V114H260ZM20 114V116H19ZM27 114V115H26ZM33 114V115H32ZM39 114V115H38ZM43 114V115H42ZM50 114V115H49ZM54 114V115H53ZM71 114V115H70ZM90 114V115H89ZM115 114V115H114ZM118 114V115H117ZM122 114V115H121ZM137 114V115H136ZM245 114V115H244ZM249 114V115H247ZM47 115V116H46ZM59 115V116H58ZM62 115V116H61ZM86 115V116H85ZM92 115V116H91ZM114 115V116H113ZM142 115V116H141ZM232 115V117H231ZM252 115V116H251ZM5 116V117H4ZM37 116V117H36ZM39 116V117H38ZM49 116V117H48ZM90 116V117H88ZM105 116V117H104ZM128 116V117H126ZM137 116V117H136ZM12 119H10V118ZM24 119H23V118ZM30 117V118H29ZM49 119H48V118ZM51 117V118H50ZM55 117V118H54ZM58 117L60 119H58ZM62 117V118H61ZM77 117V118H76ZM85 117V118H84ZM112 117V119H111ZM121 117V118H120ZM130 117V118H129ZM145 117V118H144ZM242 117V118H241ZM258 119H257V118ZM18 118V119H17ZM36 118V119H35ZM57 118V119H56ZM64 118V120H63ZM71 118V119H70ZM75 118V119H73ZM81 118V119H80ZM88 118V119H86ZM238 118H240L238 120ZM7 119V120H6ZM33 119V120H32ZM67 119V121L65 122V120ZM126 119V120H125ZM140 119V120H139ZM230 119V121H229ZM243 119V121L241 120ZM245 119V120H244ZM27 120V121H26ZM39 120V121H37ZM57 122H56V121ZM59 120L61 122H59ZM63 120V121H62ZM75 120V121H74ZM99 120V121H98ZM102 120V121H101ZM105 120V122H104ZM114 120V121H113ZM124 122H122V121ZM161 120V121H160ZM185 120V121H184ZM227 120V121H226ZM238 120V121H237ZM241 120V121H240ZM252 120V121H251ZM259 120V121H258ZM2 121V123H1ZM10 123H9V122ZM16 121V122H15ZM22 121V122H21ZM31 121V122H30ZM35 121V122H34ZM44 121V122H43ZM69 121V122H68ZM71 121V122H70ZM77 121V122H76ZM107 121V122H106ZM142 121V122H141ZM258 121V122H257ZM262 121V122H261ZM19 122V123H18ZM30 122V123H29ZM37 122V124H36ZM43 124H42V123ZM75 125H73L74 123ZM102 122V123H101ZM106 124V126L109 127L107 128L104 124ZM128 122V123H126ZM237 122V123H236ZM7 123V124H6ZM15 123V124H14ZM23 125H21V124ZM28 125L30 127V124L32 126L31 127H25V124ZM33 123V124H32ZM42 125H41V124ZM47 123V124H46ZM60 123V124H59ZM63 123V124H62ZM67 123L68 125H70V127L65 124ZM76 123L77 127H76ZM85 125H84V124ZM98 123V124H97ZM108 123V125H107ZM113 123V124H112ZM116 123V124H115ZM135 123V124H134ZM139 123V124H138ZM159 123V124H157ZM162 123V124H161ZM241 123H243L242 128L241 127ZM251 123V124H250ZM257 123V124H255ZM18 126H17V125ZM36 124V125H35ZM50 124V125H49ZM103 124L105 126L102 127ZM115 124V125H114ZM118 124V125H117ZM120 124V126H119ZM126 124V125H125ZM133 124L134 126L132 127ZM160 124L162 125V127L160 126ZM246 124V125H245ZM10 125V127H9ZM13 128H12V126ZM44 125V126H43ZM80 125V126H79ZM124 125V126H123ZM41 126V127H40ZM55 126V127H54ZM64 126V127H63ZM66 126V127H65ZM75 128H73V127ZM79 126V127H78ZM99 129H93V127H95ZM115 128H114V127ZM131 126V127H129ZM136 126V128H135ZM178 126V127H177ZM250 126V127H249ZM2 127V128H1ZM22 129H20V128ZM36 127V128H35ZM45 127V128H44ZM49 127H51L50 129H48ZM140 127V128H139ZM199 127V128H198ZM239 129H238V128ZM246 127V129H245ZM253 127V128H252ZM259 127V128H258ZM26 128V129H25ZM29 128V129H27ZM58 128V129H57ZM62 128H64L62 130ZM80 130H79V129ZM111 128V129H110ZM120 128V129H119ZM166 128V129H165ZM249 128V129H248ZM251 128V129H250ZM262 128V129H261ZM3 129V131H2ZM10 129V130H9ZM16 129V130H15ZM24 129V130H23ZM41 131H40V130ZM45 129V130H44ZM55 129V130H54ZM67 129V130H66ZM76 129V131H75ZM86 129H90L89 131ZM117 129V130H116ZM128 129V131H126ZM131 129V130H130ZM210 131H209V130ZM224 129V130H223ZM241 129V130H240ZM256 129V130H255ZM29 130V131H27ZM31 130V131H30ZM33 130V131H32ZM44 130V131H43ZM51 130V131H50ZM94 130V131H93ZM107 132H106V131ZM109 130V131H108ZM121 132H120V131ZM130 130V132H129ZM139 130V131H138ZM213 130V131H212ZM223 130V131H222ZM239 130V131H238ZM247 130V132H246ZM250 130V131H249ZM253 130V131H252ZM19 131V132H18ZM38 131V132H37ZM57 131V132H54ZM59 131V133H58ZM103 131V134H102ZM132 131V132H131ZM135 131V132H134ZM167 131V132H166ZM238 131V132H236ZM241 131V132H240ZM2 132V133H1ZM18 132V133H17ZM29 132V133H28ZM32 132V133H30ZM35 132V133H34ZM37 132V133H36ZM41 132V133H40ZM51 132V134L49 133ZM64 132V133H63ZM70 132V133H69ZM78 132V133H76ZM80 132V133H79ZM84 132V134H83ZM86 132V133H85ZM88 132V133H87ZM101 132V133H100ZM142 132V133H141ZM164 132V134L162 133ZM170 132V133H169ZM226 132V133H225ZM11 133V134H10ZM57 133V134H56ZM62 133V134H61ZM91 133V134H90ZM100 135H98V134ZM111 133V135H109ZM120 133V134H119ZM128 133V134H125ZM137 133V134H136ZM212 133V134H211ZM243 135H240V134ZM245 133V136H244ZM252 133V135L250 134ZM2 134V135H1ZM8 134V135H7ZM15 134V135H14ZM20 134V135H19ZM22 134V135H21ZM27 134V136L25 137V135ZM29 134V135H28ZM37 134V135H36ZM45 134V135H44ZM55 134H56V138H55ZM83 134V135H82ZM87 134V137H86ZM94 134V135H92ZM97 134V135H96ZM114 134V135H113ZM208 134V135H207ZM212 138V140H210L209 137ZM216 136H215V135ZM231 134V135H230ZM239 134V136H237ZM249 134V135H248ZM9 135L12 137H9ZM36 135V136H35ZM50 135V136H49ZM59 135V136H58ZM65 135V136H63ZM68 135L70 137H68ZM75 135V136H74ZM89 135V136H88ZM107 135V136H106ZM113 135V136H112ZM121 137H118L120 136ZM136 135V136H135ZM199 135V136H198ZM202 135V136H201ZM208 137H205V136ZM17 136V137H16ZM20 136V137H19ZM35 136V137H34ZM41 136V137H40ZM43 136V139H42ZM49 136V137H48ZM58 136V137H57ZM67 136V137H66ZM92 136V137H91ZM96 136V138H94ZM98 136V137H97ZM103 136V137H102ZM106 136V137H105ZM136 138H134V137ZM165 136V137H164ZM194 136V137H193ZM218 136V140L217 138L215 139V137ZM237 136V137H236ZM249 136V137H248ZM254 136V140L253 139ZM3 137V139H2ZM15 137V138H14ZM26 139H25V138ZM40 137V138H37ZM52 137L55 138L52 140ZM66 139H65V138ZM74 137V138H73ZM77 137V138H76ZM82 137V138H81ZM85 137V138H84ZM91 137V138H90ZM110 137V138H109ZM118 137V138H117ZM123 137H127V139L123 140ZM133 139L131 140L130 138ZM140 137V138H138ZM167 137V138H166ZM197 137H199V140L202 139V137L204 138V140L202 139V143L199 142V140H197ZM245 137V139L243 138ZM14 138V139H13ZM19 140H18V139ZM24 138V139H23ZM48 138V139H47ZM93 138V139H92ZM98 138V140H97ZM102 138V139H100ZM120 138H122L120 140ZM137 138L139 140H137ZM143 138V139H142ZM155 138V139H154ZM161 138V139H160ZM178 138V139H177ZM214 138V140H213ZM238 138V140H237ZM251 138V139H250ZM8 139V141H7ZM12 139V140H11ZM28 139V140H27ZM30 139V141H29ZM40 141H38V140ZM58 139V141H57ZM79 139V140H78ZM92 139V140H91ZM107 139V140H106ZM116 139V140H115ZM118 139V140H117ZM129 139V140H128ZM195 139L198 141H195ZM207 139V140H206ZM220 139V141H219ZM6 140V141H5ZM11 140V143H9ZM25 140V142H24ZM32 140V141H31ZM49 140V141H48ZM65 140V141H64ZM67 140V141H66ZM74 141L73 143L76 145H74L73 143L69 142ZM84 140V141H82ZM93 142H91V141ZM106 140V142H105ZM110 140V141H109ZM126 140V141H125ZM136 140V141H134ZM228 140V141H226ZM235 140V142L233 141ZM244 140V141H243ZM19 141V142H17ZM29 141V142H28ZM35 143H34V142ZM37 141V142H36ZM47 141L50 143L47 144ZM51 141V142H50ZM78 141V142H77ZM87 141V142H86ZM96 141V143H95ZM115 141V142H113ZM125 141V142H123ZM129 141V142H128ZM139 141V142H138ZM212 141V142H211ZM217 143H215V142ZM219 141V142H218ZM231 141L233 142L231 143ZM238 141V142H237ZM257 141V142H256ZM5 142V143H4ZM7 142V143H6ZM21 142V143H20ZM23 142V143H22ZM40 142V143H38ZM64 142H68L67 144H65ZM77 142V143H76ZM81 142V143H79ZM84 142V143H82ZM89 142V143H88ZM108 142V143H107ZM113 142V145H112ZM132 144H131V143ZM215 144L212 146V144ZM227 142L228 145L225 143ZM230 142V143H229ZM237 142V143H236ZM241 142V144H240ZM250 144H249V143ZM254 142V143H253ZM17 143V145H16ZM20 143V145H18ZM38 143V144H36ZM52 143V144H51ZM54 143V144H53ZM57 143V144H55ZM94 143V144H92ZM117 143V147L116 144ZM129 143V144H127ZM137 143V145H136ZM221 143V144H220ZM223 143V144H222ZM4 144H9V147L4 146ZM12 144L14 145L12 147ZM70 144V146H69ZM81 147L78 148V145ZM83 144V145H82ZM86 144V145H84ZM96 145V146H92V145ZM102 144V145H101ZM107 144V145H106ZM115 144V146H114ZM121 144V145H120ZM149 144V145H148ZM171 144V145H170ZM187 144V145H186ZM226 144V145H225ZM234 146H233V145ZM243 144V145H242ZM263 144V145H262ZM41 145V146H40ZM56 145V146H55ZM73 145L76 147L73 148ZM91 145V147H90ZM98 145V146H97ZM100 145V150L98 149ZM105 145V147H104ZM124 145V147H123ZM131 145V146H130ZM221 145V146H220ZM225 145V146H222ZM230 145V146H229ZM232 145V147H231ZM242 147H241V146ZM251 145V146H250ZM253 145V146H252ZM20 146V147H19ZM25 146V147H22ZM31 146V147H30ZM61 147L59 149V147ZM64 146V147H63ZM103 146V147H102ZM113 146V147H111ZM126 146V147H125ZM129 146L131 148V150L129 151ZM137 146V147H136ZM154 146V147H153ZM157 146V147H156ZM205 146V147H203ZM210 146V147H208ZM216 146V147H214ZM227 146H229L228 149ZM6 147V148H5ZM38 149H37V148ZM41 147V148H40ZM58 147V148H57ZM90 150H89V148ZM116 147V149H115ZM119 147V148H118ZM123 147V148H122ZM134 147H136L135 149H133ZM184 147V148H183ZM190 149H188V148ZM212 147V148H211ZM214 147V148H213ZM221 147V148H220ZM248 150H244V149ZM5 148V149H4ZM11 148L13 150H11ZM16 148V149H15ZM30 148H34V149H30ZM45 148V149H44ZM68 148V149H67ZM104 148V149H103ZM139 148V149H138ZM158 148V151H157ZM200 148V150H199ZM202 148V149H201ZM240 149V152L238 149ZM252 148V149H251ZM262 148V149H261ZM9 149V150H8ZM20 149V150H19ZM37 149V150H36ZM62 149V150H61ZM80 149V150H79ZM102 149L105 151L102 152ZM118 149V150H117ZM127 149V150H126ZM195 149V151H193ZM213 151H212V150ZM234 149V150H233ZM237 149V150H236ZM250 149V150H249ZM11 150V151H10ZM27 150V151H26ZM39 150V151H38ZM42 150V151H40ZM45 150V151H44ZM83 150V151H82ZM93 150V151H92ZM95 150V151H94ZM99 150V151H98ZM107 150V151H106ZM113 150V151H112ZM139 150V151H138ZM160 150V151H159ZM184 150V151H183ZM199 150V151H196ZM203 150H205L206 152H204ZM207 150H209L210 152H208ZM219 152H218V151ZM221 150V151H220ZM244 150V151H243ZM252 150V151H251ZM8 151V152H7ZM10 151V152H9ZM31 151V152H29ZM36 151V152H35ZM69 151V152H68ZM88 151V152H87ZM122 151V153H121ZM133 151V152H132ZM180 151V153H179ZM202 151V152H201ZM214 151H217L214 153ZM225 151V152H224ZM257 151V152H256ZM13 155H11L12 153ZM34 152V153H33ZM43 152V153H42ZM79 152V154H78ZM86 152V153H85ZM91 152V153H90ZM111 152L113 154H111ZM126 152V153H124ZM131 152V156L129 155ZM137 152V153H136ZM153 152V153H152ZM194 152V153H192ZM196 152H198V154H196ZM205 155H204V153ZM222 152V154H220ZM235 152V153H233ZM247 154H246V153ZM259 152V153H258ZM260 152L262 153V155L260 154ZM16 153V154H15ZM26 155L24 156L23 155ZM36 155H33L35 154ZM43 155L41 157V155ZM72 153V155H70ZM81 153V154H80ZM93 153V155H92ZM108 153V154H107ZM124 153V154H123ZM203 153V154H201ZM207 153V154H206ZM211 153V156H210ZM225 153V154H224ZM251 153V154H250ZM10 154L11 157H8ZM18 154V155H17ZM58 154V155H57ZM88 154V156H86ZM100 157H99V155ZM111 154V156H110ZM117 154V155H116ZM189 154H192L191 156ZM213 154V155H212ZM215 154V155H214ZM223 154L225 156H223ZM236 154V155H233ZM244 154V155H243ZM250 154V155H249ZM258 154V155H257ZM18 156V161L16 156ZM23 155V159L20 157ZM55 155V156H54ZM69 155V156H68ZM78 155V158H77ZM96 157H95V156ZM189 155V156H188ZM218 155V156H216ZM227 155V156H226ZM238 155V156H237ZM257 155V156H256ZM15 156V157H14ZM31 156V157H30ZM41 158H40V157ZM57 156V157H56ZM71 156L74 158H71ZM75 156V157H74ZM80 156V157H79ZM90 156V157H89ZM115 156V157H114ZM117 156V159H116ZM121 156V157H120ZM122 156H125L122 157ZM149 156V157H148ZM183 156V157H182ZM194 156V157H193ZM203 156V157H202ZM207 156V157H206ZM215 156V157H214ZM222 156V157H221ZM230 156V157H228ZM243 156V157H242ZM251 156H253L251 158ZM254 156H256V160L258 161L260 158V162L258 161L257 163L256 160H254ZM261 156V157H260ZM28 157V158H27ZM61 159H60V158ZM101 159V161H97L96 158ZM103 157V159H102ZM108 157V158H107ZM215 158L217 160L213 161ZM224 157V158H223ZM233 157V158H232ZM244 159L242 160L241 159ZM7 160H6V159ZM9 158V160H8ZM27 158V159H26ZM44 158V159H43ZM51 158V160H50ZM57 158H59L61 160L58 161ZM71 158V159H70ZM89 160H88V159ZM107 158V159H106ZM124 158V159H123ZM127 158V159H126ZM205 158V159H204ZM211 158V159H210ZM221 160H220V159ZM228 160H227V159ZM232 158V159H231ZM23 161H22V160ZM48 159V160H46ZM54 159V160H53ZM73 159V160H72ZM79 161H77V160ZM84 159V160H83ZM92 159V160H91ZM96 159V160H94ZM120 159V160H119ZM129 159V160H128ZM134 159L136 161H134ZM187 159V161L185 160ZM230 159V161H229ZM249 159V160H248ZM11 160V161H10ZM15 160V163H13ZM21 160V161H19ZM39 160V161H38ZM43 160H45L43 162ZM57 160V161H55ZM66 163H65V161ZM69 160V162H68ZM81 160V161H80ZM87 162H86V161ZM105 163H104V161ZM107 160V162H106ZM128 160V161H127ZM183 160V161H182ZM188 164H186V162ZM209 160V161H208ZM253 162H252V161ZM6 161V162H5ZM29 161V163H28ZM31 161V162H30ZM33 161V163H32ZM35 161V162H34ZM53 161V162H52ZM55 161V162H54ZM64 161V162H63ZM110 161V162H109ZM122 163H121V162ZM125 161V162H124ZM212 161V162H211ZM226 161H227V165H226ZM235 161V162H234ZM241 161V162H240ZM246 161V162H245ZM255 161V162H254ZM5 162V163H4ZM17 162V164H16ZM41 162V163H40ZM50 162V163H49ZM68 162V163H67ZM78 162V163H77ZM86 162V163H85ZM95 162V163H94ZM120 162V163H119ZM133 162V164L131 163ZM204 162V163H203ZM211 162V163H210ZM214 162V163H213ZM216 162V164H215ZM233 162V163H232ZM251 162L252 167H254L253 169H255L256 172H262L260 178L255 181L254 178L251 177V175H248V172L245 171L247 174L245 176V172L242 171L241 169H243V167L245 166L246 163ZM13 163V164H12ZM29 165H27V164ZM32 163V164H31ZM36 163V165H35ZM44 163V164H42ZM54 163V164H52ZM57 163V164H56ZM60 163V165L58 164ZM61 163H62V167L64 168L63 164L65 165V169H63L62 172L61 171ZM75 163V164H74ZM102 163V165H101ZM113 163V164H112ZM203 163V164H202ZM2 164V165H1ZM6 166H5V165ZM16 164V169H14ZM31 164V165H30ZM34 164V165H33ZM46 164V165H45ZM87 164V166L84 167V165ZM90 164H94V166H91ZM99 164V165H98ZM116 164V165H115ZM118 164H121L118 165ZM126 166H125V165ZM136 164V165H135ZM157 164V165H156ZM160 166H159V165ZM185 167H183L184 165ZM205 164V165H204ZM214 164V165H213ZM254 164V165H253ZM263 164V165H261ZM9 165L12 166L11 170L9 169ZM20 165V166H19ZM26 165V166H25ZM58 165V166H56ZM74 165V166H73ZM76 165V166H75ZM80 165V166H79ZM133 165L135 167H133ZM198 165V166H197ZM216 165V166H215ZM230 165H235V168H232V166ZM2 166H4V169ZM10 166V167H11ZM29 166V167H28ZM37 166V167H36ZM49 166V167H48ZM51 166V167H50ZM67 166V167H66ZM82 166V167H81ZM90 166V168H89ZM99 166V167H97ZM101 166V167H100ZM104 166V167H103ZM117 166V167H116ZM120 166V167H119ZM125 166V167H123ZM131 166V167H130ZM172 166V167H171ZM203 166V167H201ZM229 166V167H228ZM14 167V168H13ZM22 167V168H20ZM35 169H34V168ZM79 167V168H76ZM133 167V168H132ZM258 169H257V168ZM7 168V169H6ZM24 168V169H23ZM40 168V169H39ZM48 168V169H47ZM49 168H52L51 171ZM59 168V170H58ZM72 171H69L71 170ZM89 168V169H88ZM94 168V169H93ZM125 168V169H124ZM128 168V169H127ZM129 168L131 170H129ZM185 168V169H184ZM191 168V169H190ZM196 168V169H195ZM215 168V169H214ZM226 168V169H225ZM237 168V169H236ZM240 168V169H239ZM261 168V169H259ZM8 169L10 171H8ZM14 169V170H13ZM22 169V170H21ZM26 169V170H25ZM28 169V170H27ZM31 169V170H30ZM43 169V170H42ZM56 169V170H55ZM77 169H80L81 171H78ZM96 169V171H95ZM184 169V170H182ZM195 169V170H194ZM200 169L201 170L200 172ZM217 169V170H216ZM13 170V171H12ZM18 170V171H17ZM40 170H41V174L44 176H41L40 174ZM88 172H85V171ZM99 170V171H98ZM149 170V171H148ZM162 170V171H161ZM191 172H190V171ZM199 170V171H198ZM207 170V171H206ZM211 172H210V171ZM215 170V171H214ZM231 170V171H229ZM233 170V171H232ZM236 170V171H235ZM239 170V171H238ZM260 170V171H259ZM12 171V173H11ZM59 171V172H58ZM69 171V173H68ZM92 171V173H91ZM146 171V172H145ZM182 171V173H181ZM196 171V172H195ZM203 171V172H202ZM223 171V172H222ZM241 171V172H240ZM3 174H2V173ZM6 172V176L5 175ZM8 172V173H7ZM16 172V173H15ZM20 172V173H19ZM36 172V173H35ZM53 172V173H52ZM75 172V173H74ZM94 172V173H93ZM184 172V173H183ZM194 172V174H192ZM199 172V173H198ZM210 172V173H209ZM219 172V173H218ZM222 172V174H221ZM228 172V173H227ZM233 172V173H232ZM238 174H237V173ZM38 173V174H37ZM50 173V174H49ZM58 173V174H57ZM65 173V174H64ZM68 173V174H67ZM204 173V174H203ZM215 173V174H214ZM226 173V176H225ZM19 174V175H18ZM67 174V175H66ZM89 174V175H88ZM181 174V175H178ZM188 174V175H187ZM199 174V175H198ZM212 174V175H211ZM220 176H217V175ZM36 175V176H35ZM38 175V176H37ZM53 175V176H52ZM63 175V176H62ZM64 175L66 177H64ZM83 175V176H81ZM85 175V176H84ZM190 175V176H189ZM204 175V176H203ZM231 175H235L234 177ZM248 175V176H247ZM4 176V177H3ZM24 176V177H23ZM33 176V177H32ZM35 176V177H34ZM52 176V177H51ZM56 176V177H55ZM60 176V178H59ZM74 176V177H73ZM109 176V177H108ZM189 176V177H187ZM193 176V177H192ZM195 176V177H194ZM198 176V177H197ZM216 176V177H215ZM221 176H225L224 178H222ZM263 176V177H262ZM7 177V178H6ZM28 177V178H26ZM39 177V178H38ZM62 177V178H61ZM78 177V178H77ZM81 177H83L81 179ZM118 177V178H117ZM215 177V179H214ZM226 177H228L226 179ZM233 177V178H232ZM239 177H243L242 179ZM246 177V178H245ZM262 177V178H261ZM4 178V179H3ZM56 178V179H55ZM69 178V179H68ZM76 178V179H75ZM186 178V179H185ZM198 178V179L195 181ZM213 178V179H212ZM219 178V179H218ZM236 178V179H235ZM238 178V179H237ZM250 178V179H249ZM19 179V180H18ZM31 179H35L33 182L34 184L31 182ZM48 179V180H47ZM123 179V180H122ZM180 179V181H179ZM182 179V180H181ZM201 179V181H200ZM205 179V180H203ZM210 179V180H209ZM229 179V180H228ZM246 179V180H245ZM15 180V181H14ZM21 180V181H20ZM37 180H39L40 183H43V185L41 184L40 186L36 187L37 185H39L40 183H37ZM51 182H50V181ZM56 180V181H55ZM68 180V182H66ZM74 180V181H73ZM80 180V181H79ZM139 180V181H138ZM236 180V181H235ZM242 180V181H241ZM254 180V182H252ZM261 180V181H260ZM13 181V182H12ZM24 181V182H22ZM36 181V182H35ZM51 185H48L49 183ZM53 181V182H52ZM69 181H71L72 183H70ZM176 183L179 182V183ZM186 181V185L185 182ZM195 181V182H194ZM211 181V182H210ZM218 181V182H217ZM18 182V183H17ZM29 182V183H28ZM32 185H31V183ZM59 182V184H57ZM181 182V183H180ZM188 182V183H187ZM256 182V183H255ZM28 183V184H27ZM56 183V184H55ZM66 183V185H65ZM117 183V184H116ZM190 183V184H189ZM193 183V184H192ZM199 183V184H198ZM204 183V184H203ZM212 183V184H211ZM217 183V184H216ZM243 183V184H241ZM255 183V184H254ZM63 184V186H62ZM70 184V185H68ZM189 184V185H188ZM201 184V187H200ZM206 184V185H205ZM221 184V185H220ZM249 184V185H248ZM18 185V186H17ZM27 185V186H26ZM36 185V186H35ZM45 185V186H44ZM74 187H73V186ZM91 185V186H90ZM118 185V186H117ZM196 187H195V186ZM199 185V186H198ZM220 185V186H219ZM252 185V186H250ZM12 186V187H11ZM16 186L18 187V189L16 188ZM29 188H26L28 187ZM52 186V187H51ZM59 188H57V187ZM67 186V187H66ZM93 186V187H92ZM95 186V187H94ZM122 186V187H121ZM132 186V187H131ZM174 186V187H173ZM181 186V189H179ZM185 186V189H184ZM187 186V187H186ZM192 186V187H189ZM209 186V187H206ZM219 186V187H218ZM258 186V187H257ZM20 187V188H19ZM23 187V188H22ZM36 187V188H34ZM46 187V188H45ZM72 187V188H71ZM183 187V188H182ZM195 187V189H194ZM206 187V188H205ZM255 187V188H254ZM10 188V189H8ZM33 188V189H32ZM39 188V189H38ZM56 188V189H54ZM68 188V189H67ZM81 188V189H80ZM85 188V189H84ZM93 188V189H91ZM117 188V189H116ZM189 188V190H188ZM201 188V189H200ZM221 188V189H220ZM262 188V189H261ZM8 189V190H7ZM15 191H14V190ZM20 189V190H19ZM23 189V190H22ZM28 189V190H27ZM35 189V190H34ZM47 189V190H46ZM53 190L52 192L48 191ZM51 189V190H50ZM78 189V190H77ZM121 189V190H120ZM127 189V190H126ZM178 189V190H176ZM210 189V190H209ZM18 190V191H17ZM23 192H22V191ZM32 190V191H31ZM57 190V191H56ZM60 190V191H58ZM62 190V191H61ZM64 190V191H63ZM66 190V191H65ZM80 190V191H79ZM96 190V191H95ZM139 190V191H138ZM163 190V191H162ZM181 190V191H180ZM191 190V191H190ZM217 190V191H216ZM223 190V191H222ZM7 191V192H6ZM12 191V192H10ZM26 191V192H25ZM37 191V192H35ZM41 193H39V192ZM43 193H42V192ZM90 191V192H89ZM92 191V192H91ZM94 191V192H93ZM99 191V192H98ZM112 191V192H111ZM201 191V193H200ZM205 191V192H204ZM208 191V192H207ZM221 191V192H220ZM226 191V192H225ZM20 192V193H18ZM22 192V193H21ZM30 192V193H29ZM61 192V194H59ZM66 192V193H65ZM75 192V193H74ZM88 194H87V193ZM96 192V193H95ZM114 192V194H112ZM128 194H127V193ZM146 192V193H145ZM154 192V193H153ZM164 192V193H163ZM171 192V193H170ZM174 192L176 193L175 195ZM178 192H180L181 194L183 193V196H180V193L178 195ZM185 192V193H184ZM189 192V193H188ZM195 192V193H194ZM24 193V194H23ZM34 193V194H33ZM48 193V194H47ZM54 193V196H53ZM68 193V194H67ZM77 193V194H76ZM96 198H94L92 195ZM157 193H159L157 195ZM166 193V194H165ZM170 193V194H169ZM198 193L201 195H198ZM213 193V195H211ZM226 193V194H224ZM10 194H12L11 196H9ZM29 194V195H28ZM37 194V195H36ZM46 194V195H45ZM55 194L57 196H55ZM80 194V195H78ZM82 194V195H81ZM122 194V195H121ZM148 194V195H147ZM150 194V195H149ZM204 194V196H202ZM218 194V195H217ZM19 195V196H18ZM24 195V196H22ZM40 195V196H39ZM49 197H48V196ZM67 195V196H66ZM77 195V196H76ZM89 195V196H88ZM102 195V196H101ZM119 197H118V196ZM125 195V196H123ZM159 195L160 198H159ZM169 195V196H167ZM208 195V197H206ZM211 195V196H210ZM220 195V196H219ZM226 195V196H225ZM16 196V197H15ZM26 196V197H25ZM32 196V197H31ZM45 196V197H44ZM65 196V198L63 197ZM76 196V197H75ZM85 197V199L83 197ZM89 198H88V197ZM92 196V197H91ZM121 196V197H120ZM154 196V197H153ZM165 196V198L163 197ZM175 197V200L172 197ZM187 196V197H186ZM229 196V197H228ZM14 199H13V198ZM22 197H24L22 199ZM30 197V198H29ZM38 197V199H37ZM73 197V198H72ZM100 198V203L98 198ZM112 197V198H110ZM116 197V198H115ZM149 199H148V198ZM169 197V199H168ZM182 197V198H181ZM196 197V199H195ZM212 197V198H211ZM228 197V198H227ZM20 198V199H18ZM40 198V199H39ZM43 198V199H42ZM46 198V199H45ZM52 198V199H51ZM77 198V200H76ZM91 198V199H90ZM102 198V199H101ZM110 198V201L109 199ZM164 198V199H163ZM181 198V199H180ZM188 198V199H187ZM201 198V199H200ZM203 198V199H202ZM30 199V200H29ZM87 199V200H86ZM125 202V199L128 200L127 204L130 203V205H125L124 203V207H123V202H121L118 206L117 201H122ZM139 199V200H138ZM148 199V202H147ZM159 199H162L159 200ZM167 199V200H166ZM195 199V200H194ZM16 200V201H15ZM36 202H34V201ZM40 202V204L38 203V201ZM73 200V201H72ZM94 200L96 203H94ZM116 200V201H115ZM129 200H131L129 202ZM136 200L137 203H136ZM159 200V201H158ZM174 200V201H172ZM186 200V201H185ZM202 200V201H201ZM229 200V201H228ZM234 200V201H233ZM25 203H24V202ZM64 201V202H62ZM75 201V203H74ZM83 203H82V202ZM92 201V202H91ZM101 201L103 202V204L101 203ZM111 203H109V202ZM134 201V202H133ZM142 201V202H141ZM145 201V202H143ZM153 201L154 205L156 208L154 207H150L149 203L151 204V206H153ZM169 201V202H168ZM19 202V203H18ZM30 202V204H29ZM72 204H71V203ZM108 202V203H107ZM117 202V203H116ZM140 202V204H138ZM163 202V204H162ZM172 202V204H171ZM183 202H185L184 204H182ZM218 202V201H217ZM232 202L235 203L234 206H232V204L230 203ZM12 203V204H11ZM17 203V204H15ZM22 203V204H21ZM24 203V204H23ZM35 203V204H34ZM39 205H38V204ZM43 203V204H41ZM52 203V204H51ZM62 203V204H60ZM68 203V204H67ZM91 203V204H90ZM132 203V204H131ZM144 203V204H142ZM146 203H148V205H145ZM162 206H165L162 208ZM170 203V204H169ZM177 203V204H176ZM189 203V204H188ZM14 204V205H13ZM46 204V205H45ZM67 204V205H66ZM75 204V205H74ZM82 204V206H81ZM84 204V205H83ZM97 204V205H96ZM100 204V205H99ZM122 204V205H121ZM167 206H166V205ZM230 204V205H229ZM3 205V206H1ZM13 205V206H12ZM19 205V206H18ZM24 205V206H23ZM36 205V206H35ZM55 207H53V206ZM60 205V206H59ZM90 206L89 208H87L86 206ZM107 207L105 209V207ZM106 205H112L110 206H106ZM114 205V206H113ZM118 207H116V206ZM132 205V206H131ZM136 205V206H134ZM142 205V206H141ZM176 205V206H175ZM177 205H179V207H177ZM186 205V206H185ZM209 205V206H208ZM246 205V208H244ZM250 205V206H249ZM16 206V207H15ZM27 206V207H26ZM51 206V207H50ZM66 206V207H65ZM81 206V207H80ZM94 206V208H93ZM97 206V208H95ZM121 206V207H120ZM126 206V207H125ZM161 206V209H160ZM171 206V208H169ZM173 206V207H172ZM190 206V207H189ZM20 209H19V208ZM33 207V208H30ZM38 207V209L36 208ZM78 207V208H77ZM109 207V208H108ZM113 207V208H112ZM128 207V208H127ZM131 207V209H130ZM135 207V208H134ZM138 207V210H137ZM141 209H140V208ZM143 207V208H142ZM149 213H147L146 209ZM148 207L150 209H148ZM182 207V208H181ZM185 207V208H184ZM229 207L230 208L229 210ZM249 207V208H248ZM15 208V209H14ZM17 208V209H16ZM26 208V209H25ZM28 208V209H27ZM30 208V209H29ZM52 208V209H50ZM63 210H62V209ZM67 208V209H66ZM74 208V209H73ZM77 208V209H76ZM93 208V210H92ZM116 208V209H115ZM118 208V209H117ZM158 208V211L156 210ZM169 208V209H168ZM175 208V209H174ZM178 208V209H176ZM181 208V209H180ZM184 208V209H183ZM239 208V209H238ZM14 209V210H13ZM34 209V210H33ZM49 209L51 211H49ZM54 209V211H53ZM64 209H66L64 211ZM81 209V210H79ZM88 209V210H87ZM95 209V210H94ZM109 209H111L110 211H113L112 214L111 212L108 213ZM113 209V210H112ZM118 212H115V210ZM127 209V210H126ZM134 209V210H133ZM137 211H136V210ZM142 210L140 212V210ZM154 209V210H153ZM163 209H165L163 211ZM168 209V210H166ZM174 209V210H173ZM192 209V210H190ZM232 209V210H231ZM3 210V211H2ZM13 210V211H12ZM24 210V211H23ZM56 210V211H55ZM83 210V211H82ZM90 210V211H89ZM101 210V212H100ZM121 210V211H119ZM124 210H126L124 212ZM152 210V211H151ZM156 210V211H155ZM163 213H161L160 211ZM172 210V211H171ZM189 210V211H188ZM236 210V212H235ZM245 210V212H244ZM7 211V212H6ZM33 211V212H32ZM49 211V212H48ZM58 211V212H57ZM63 211V212H61ZM71 211V212H69ZM80 211V212H79ZM89 211V212H88ZM130 211V212H129ZM166 211V212H165ZM169 211V212H168ZM175 211V212H174ZM181 211V212H180ZM230 211V212H229ZM25 212V213H24ZM32 212V213H30ZM53 212V213H52ZM69 214H68V213ZM73 212V213H72ZM99 212V214H98ZM123 212V213H122ZM134 212V213H133ZM154 212V213H153ZM158 212V213H157ZM168 212V213H167ZM171 212V213H170ZM174 212V213H172ZM180 212V213H178ZM186 212V213H185ZM243 212V214H242ZM7 213V214H6ZM22 215H21V214ZM30 213V214H29ZM49 213V214H48ZM60 213V214H59ZM66 213V214H64ZM77 213V214H75ZM88 213V214H87ZM106 213V214H105ZM115 213V214H114ZM117 213V214H116ZM120 213V214H119ZM126 213V214H124ZM147 213V214H146ZM177 213V214H176ZM188 213V214H187ZM232 213V215H231ZM4 214L7 215V217H2L4 216ZM26 214V215H24ZM38 214V215H37ZM84 214V215H83ZM86 214V215H85ZM95 214V215H94ZM105 214V215H104ZM119 214V215H118ZM152 214H156L153 215ZM161 214V215H160ZM165 214V215H164ZM198 214V215H197ZM2 215V216H1ZM17 217H14V216ZM20 215V216H19ZM30 215H33L30 217ZM45 215V218H44ZM52 215V216H51ZM64 215V216H63ZM111 215V216H110ZM114 215V216H112ZM117 215V216H116ZM122 215V216H121ZM125 215V216H124ZM138 215V216H137ZM145 215V216H144ZM178 215V216H176ZM9 216V217H8ZM21 217L22 219H20L19 221H17L19 219V217ZM24 216V217H23ZM36 216V217H35ZM43 216V217H42ZM61 216V217H60ZM82 216V217H81ZM86 216V217H85ZM88 216V217H87ZM94 216V217H93ZM97 216V217H96ZM149 216V218H148ZM161 220H156L157 217ZM160 216V217H159ZM170 216V217H169ZM181 216V217H180ZM236 216H239V218ZM242 216V217H241ZM28 217V219H27ZM32 219H30V218ZM34 217V218H33ZM38 217V218H37ZM42 217V218H41ZM52 217V218H51ZM73 217V218H72ZM94 219H93V218ZM105 217H111V218H105ZM115 217H117L119 220L116 218V220L114 219ZM128 219H127V218ZM143 217V219L141 218ZM147 217V218H146ZM185 217V218H184ZM187 217V218H186ZM190 217V218H188ZM192 217V218H191ZM198 217V218H196ZM208 217V216H206ZM17 218V219H16ZM40 218V219H39ZM64 218V219H63ZM67 218V220H65ZM68 218H70V221H68ZM84 218V219H82ZM92 220H90V219ZM124 218V219H121ZM133 218V219H132ZM137 218V219H136ZM151 218V219H150ZM163 218V219H162ZM7 221H6V220ZM89 219V220H88ZM101 219V220H100ZM106 221H105V220ZM108 219H110L108 221ZM128 221H127V220ZM148 221H147V220ZM168 219V220H167ZM5 220V221H4ZM26 220V221H25ZM46 220V221H45ZM75 223H73L72 222ZM75 220V221H74ZM84 220V221H83ZM95 220V221H93ZM103 220V221H102ZM138 220L140 222H138ZM155 220V221H154ZM174 222H173V221ZM199 220V221H198ZM16 221V222H14ZM31 221V222H30ZM38 221V222H37ZM54 221H56L54 223ZM59 221V222H57ZM77 221V222H76ZM85 221H89L90 223L88 224V222ZM97 221V222H96ZM101 221L103 224H101ZM124 221V223H123ZM126 221V222H125ZM132 221V222H131ZM160 221V222H159ZM180 223H179V222ZM185 221V222H183ZM7 222V223H6ZM10 222V223H9ZM14 222V224H13ZM25 224H22V223ZM42 222V223H41ZM66 222V224H65ZM85 222V223H84ZM96 222V223H95ZM108 222V223H107ZM128 222V223H127ZM153 222V223H151ZM159 223V225L157 223ZM182 222V223H181ZM199 222V223H197ZM17 223V224H16ZM64 223V224H63ZM87 223V225H86ZM98 223V225H97ZM106 223V224H105ZM113 223V224H112ZM118 223V225L116 224ZM120 223V224H119ZM122 223V224H121ZM126 223V224H125ZM135 226H134V224ZM147 223V224H144ZM150 226H149V224ZM177 223V224H175ZM235 223V224H236ZM9 225V227L7 225ZM15 227H13L12 226ZM38 224V225H37ZM46 224L50 225L47 226ZM53 224V225H52ZM57 224H59L58 226H56ZM93 224V226H92ZM110 224V225H108ZM127 228L126 230L124 229V226ZM128 224V225H127ZM131 224V225H129ZM133 224V225H132ZM142 224V225H141ZM145 227H144V225ZM161 224V226H160ZM172 224V225H170ZM201 224V223H200ZM33 225V226H32ZM44 225V226H43ZM65 225V226H63ZM69 225V226H68ZM71 225V227H70ZM79 225V226H77ZM91 225V226H90ZM102 225V226H100ZM106 227H105V226ZM108 225V226H107ZM116 225V226H114ZM137 225V227H136ZM148 225V226H147ZM174 225V226H173ZM6 226V227H5ZM57 228H56V227ZM74 228H73V227ZM96 226V227H95ZM113 226V227H112ZM119 226V227H118ZM132 226V227H131ZM147 226V227H146ZM159 226V227H158ZM179 226V227H177ZM183 226V228H182ZM8 229L7 231L4 229ZM39 227V228H37ZM47 229H46V228ZM59 227V228H58ZM61 227V228H60ZM63 227V230H62ZM76 227V228H75ZM81 227L83 229H81ZM90 227V228H88ZM98 227V228H97ZM111 227V228H110ZM119 229H118V228ZM129 227V228H128ZM134 227V228H133ZM142 227V229L140 228ZM173 229H172V228ZM176 227V228H175ZM186 227V228H185ZM190 227V228H189ZM210 227V226H209ZM55 228V229H54ZM68 228V229H67ZM86 228V229H85ZM95 228V229H94ZM105 228V229H104ZM114 228V229H113ZM121 228V229H120ZM133 229L131 230V229ZM147 228V229H146ZM150 228V229H149ZM159 228V229H158ZM162 228V230L160 229ZM165 228V229H164ZM188 228V229H187ZM13 229V230H11ZM18 229V231L16 230ZM36 229V231H35ZM49 229V230H48ZM52 229V230H50ZM67 229V230H66ZM76 229V230H75ZM81 231H80V230ZM88 229H94L97 231H94L98 241H96V237L94 238L93 241L90 242L87 236V231ZM107 229V230H106ZM138 229V230H137ZM151 230L147 232H145V230ZM168 229V230H167ZM171 229V230H170ZM187 229V231H186ZM22 233H21V231ZM28 230V231H25ZM41 230V231H40ZM74 230V231H72ZM78 230V231H77ZM115 231V232H112ZM119 230V231H118ZM126 233H125V231ZM130 232H129V231ZM139 233H136V231ZM154 230V231H152ZM158 230V231H157ZM165 230V231H164ZM10 231V232H8ZM12 231V233H11ZM31 231V232H30ZM41 233H39V232ZM43 231V232H42ZM45 231V232H44ZM47 231V232H46ZM52 231V232H50ZM57 231V232H56ZM78 233H77V232ZM107 231V233H106ZM128 231V232H127ZM142 231V232H140ZM167 231V232H166ZM7 232V233H6ZM18 232V233H17ZM20 232V233H19ZM27 232V233H26ZM74 232V234L72 233ZM101 232V233H100ZM111 232V233H110ZM133 232V233H131ZM135 232V233H134ZM158 232V233H157ZM180 232V233H179ZM5 233V234H3ZM17 233V235H16ZM45 233V234H43ZM49 233V234H48ZM56 233V234H55ZM86 233V234H85ZM97 233V234H96ZM105 233V234H104ZM117 233V234H116ZM133 235H131V234ZM146 233V235H145ZM156 233V234H155ZM172 233V234H171ZM174 233V234H173ZM9 234L11 237H9ZM24 234V235H23ZM59 234V235H57ZM62 234V235H61ZM71 234V235H69ZM73 234V236H72ZM104 234V235H102ZM112 234V235H111ZM115 234V236H114ZM159 234V235H158ZM163 234V235H162ZM19 235H21L19 237ZM23 235V236H22ZM38 235V236H37ZM51 235V238H49ZM56 235V236H55ZM66 235V236H65ZM85 235V236H83ZM104 238H102V236ZM122 235V236H121ZM143 235V236H142ZM150 238H148L147 237ZM153 235V236H152ZM186 235V236H187ZM223 235H225V233H223ZM222 234L219 236H214L213 240L218 241V239H222L224 238ZM4 236V237H3ZM33 236V237H32ZM44 236V237H43ZM83 236V237H82ZM127 236V237H124ZM155 236V237H154ZM162 236V237H161ZM168 236V238H167ZM170 236V237H169ZM173 236V237H172ZM183 236V237H182ZM17 237V239H16ZM25 237V238H24ZM30 237V239H29ZM38 241H37V239ZM42 237V238H41ZM46 237V238H45ZM58 237V238H57ZM66 237H70V238H66ZM79 237V238H78ZM107 237V238H106ZM116 239H113V238ZM121 238L122 240L120 241V239L118 240V238ZM142 239V240H140ZM144 237V239H143ZM154 239H153V238ZM157 237V238H156ZM177 237V238H176ZM217 237V238H215ZM4 238V239H3ZM6 238H8L6 240ZM11 238V239H9ZM15 240H14V239ZM27 238V239H26ZM34 238V239H33ZM64 238V239H63ZM72 238V239H71ZM86 238V239H85ZM109 238V239H108ZM111 238V239H110ZM124 238V239H123ZM133 238V239H132ZM174 238V239H173ZM23 239V241H22ZM46 239V240H44ZM50 243H49V241ZM51 239H53V242L51 241ZM63 239V240H62ZM75 239V240H74ZM84 239L86 241H84ZM101 239V240H100ZM132 239V240H131ZM136 239V240H135ZM179 239V240H178ZM10 240V241H9ZM20 240V241H19ZM26 240V242L24 241ZM30 240V241H29ZM66 242H65V241ZM110 241L106 242V241ZM112 240V241H111ZM116 240V241H115ZM126 240V241H125ZM131 240V243L130 241ZM139 240V241H138ZM146 240V241H145ZM151 240V241H150ZM161 240V241H160ZM164 242H163V241ZM170 242H169V241ZM204 240V241H203ZM14 241V242H13ZM17 241V242H16ZM34 241V242H33ZM42 241V242H41ZM45 241V242H44ZM47 241V243H46ZM78 241V243H77ZM102 241V243H101ZM104 241V242H103ZM115 241V242H114ZM120 241V243H119ZM138 241V242H136ZM141 241V242H140ZM159 241V242H158ZM202 244H200L201 242ZM11 242V243H10ZM16 242V243H15ZM19 242V243H18ZM24 242V243H23ZM33 242V243H32ZM38 242V243H37ZM52 242V243H51ZM67 244H65V243ZM80 242V243H79ZM84 242V243H83ZM90 242V243H89ZM133 242V243H132ZM143 242V243H142ZM147 242V243H146ZM157 242V244L155 243ZM168 242V243H167ZM172 242V243H171ZM199 242V243H198ZM205 242V243H204ZM14 243V244H13ZM21 243V244H20ZM43 243V245H42ZM56 243V245H55ZM65 245H64V244ZM72 243V244H71ZM86 243V244H85ZM92 243V244H91ZM98 243V244H97ZM101 243V244H100ZM106 243V244H104ZM108 243V244H107ZM114 243L119 244L116 246H113ZM130 243V244H129ZM140 243L139 246L137 247L136 244ZM155 243V244H154ZM160 243V244H159ZM166 243V244H165ZM174 243V244H173ZM11 244V245H10ZM20 244V245H19ZM23 244V245H22ZM26 244V245H25ZM41 244V245H40ZM47 246H46V245ZM62 247H60L61 245ZM74 244V245H73ZM77 244V245H76ZM83 246H80V245ZM85 244V246H84ZM121 244V245H120ZM129 244V245H128ZM133 244V245H132ZM147 246H145V245ZM149 244V246H148ZM154 244V245H153ZM166 246H163V245ZM168 244V245H167ZM171 244V246H169ZM17 245L19 247H21V249L16 248ZM33 245V246H31ZM50 245V246H48ZM65 247H64V246ZM69 245V246H68ZM72 245V246H71ZM76 245V246H75ZM104 246V248L102 246ZM110 246L107 248V246ZM123 245V246H122ZM127 245V246H126ZM144 245V246H143ZM165 247V248H163ZM178 245V246H177ZM201 245V246H200ZM6 246V248H4ZM8 246V247H7ZM24 246V247H23ZM25 246H29V247H25ZM52 246V250L50 249V247ZM53 246L55 248H53ZM57 246V247H56ZM59 246V247H58ZM75 246V247H74ZM94 246V247H93ZM98 246V247H96ZM135 246V247H132ZM161 246V247H160ZM181 246V247H180ZM207 246V247H206ZM39 247V248H38ZM70 247V248H69ZM72 247V248H71ZM80 247H83L82 249ZM87 247V249H86ZM96 247V248H95ZM113 247V249H112ZM120 247V248H119ZM129 247V248H128ZM140 247V248H139ZM156 247V248H155ZM160 247V248H159ZM170 247V250H169ZM175 247V248H174ZM180 247V248H179ZM197 247V249H196ZM24 248V249H22ZM42 248V249H40ZM46 248V249H45ZM49 248V249H47ZM60 248V249H59ZM62 248V249H61ZM64 248H68L64 251ZM77 248V249H76ZM101 248V249H100ZM120 252V249L122 250V253L120 254L118 251ZM125 248V249H124ZM146 248V249H145ZM154 248V249H153ZM163 248V250H162ZM183 248V250H182ZM6 249V250H5ZM8 249V250H7ZM57 249V250H56ZM73 249V250H72ZM76 249V250H75ZM89 249V250H88ZM106 249V251H105ZM109 249V250H108ZM112 249V250H111ZM159 249V250H158ZM161 249V252H160ZM172 249H174L172 251ZM13 250V251H12ZM19 252H17V251ZM41 250V251H40ZM46 250V251H45ZM48 250V251H47ZM50 250V251H49ZM98 250V251H97ZM101 250V251H100ZM103 250V252H102ZM115 250V251H114ZM129 252H128V251ZM179 250V251H178ZM182 250V251H181ZM9 251V252H8ZM38 252L37 255H35L34 252ZM59 251V253H54V252ZM70 251V252H69ZM73 251V253H72ZM78 252L76 253V252ZM96 251V252H94ZM128 253H127V252ZM140 252V253H137ZM142 251V252H141ZM157 252V253H153V252ZM171 251V252H170ZM176 251V252H175ZM12 252V253H11ZM33 252V253H32ZM42 252V253H41ZM44 252V253H43ZM54 254H53V253ZM61 252V255H60ZM66 253V254H62ZM81 252V255H80ZM84 252V253H83ZM89 252V254H88ZM106 252V253H104ZM112 254H110V253ZM116 252V253H115ZM137 255H136V253ZM185 252V253H183ZM203 252V253H202ZM5 255L3 257V254ZM9 255H8V254ZM20 253H24V257L23 260H21L20 256H18V254ZM27 253V254H25ZM31 253L32 257L30 256ZM75 253V254H74ZM134 253V255H133ZM161 253V255L159 254ZM196 253V254H195ZM201 253V254H200ZM11 254V255H10ZM14 254V255H13ZM17 254V255H16ZM33 254L35 256H33ZM41 254V255H39ZM52 254L53 257H51L50 255ZM72 254V255H71ZM74 254V255H73ZM85 254V255H84ZM91 254V255H90ZM93 254V255H92ZM114 254V255H113ZM129 254V255H128ZM141 254V255H140ZM153 254V255H152ZM163 254V256H162ZM195 254V255H194ZM205 254V255H204ZM26 255V256H25ZM44 255V257H43ZM47 255V256H46ZM67 255V256H66ZM71 255V256H70ZM88 255V256H87ZM99 255V257H102L101 259L97 258ZM104 255V256H103ZM110 255V257L108 256ZM120 255V256H119ZM126 255V256H125ZM131 255V257H130ZM144 255V257H143ZM148 255V256H147ZM159 257H158V256ZM165 255V256H164ZM13 256V257H12ZM29 256V257H27ZM39 258H38V257ZM42 256V257H41ZM49 256V257H48ZM73 256V257H72ZM115 256V257H114ZM124 256V257H123ZM162 256V258H161ZM188 256V257H187ZM18 259H17V258ZM56 257V258H55ZM64 257V258H63ZM69 257V258H68ZM70 257H72L70 259ZM87 257V258H86ZM91 257L90 261L89 258ZM106 257V258H104ZM139 257V258H137ZM143 257V258H142ZM148 257V258H147ZM199 257V258H198ZM202 257V258H201ZM3 258V259H2ZM14 258V259H12ZM16 258V259H15ZM31 261H30V259ZM55 258V259H54ZM63 258V259H62ZM68 258V259H66ZM76 258V259H75ZM78 258V260H77ZM86 260H85V259ZM109 258V260H108ZM114 260H112V259ZM122 258V259H121ZM148 260H146V259ZM154 258V259H153ZM206 258V259H205ZM231 258V259H230ZM20 259V260H19ZM38 259V260H36ZM47 259V261L45 260ZM57 259V260H56ZM65 259V260H64ZM127 259V260H126ZM130 259V260H128ZM133 259V260H132ZM143 259V260H142ZM159 259V260H158ZM162 259V261H161ZM191 259V260H190ZM198 259V260H196ZM200 259V260H199ZM205 259V260H204ZM233 259V257L231 255H229V261H231ZM7 260V262L5 261ZM16 260V262H15ZM34 260V261H33ZM36 260V261H35ZM40 260V261H39ZM42 260V261H41ZM45 260V261H44ZM54 260V261H53ZM68 260V261H67ZM9 261V262H8ZM18 261V262H17ZM51 261V262H50ZM57 263H56V262ZM60 261V262H59ZM64 261V262H63ZM76 261H80V262H76ZM89 261V262H88ZM100 263H99V262ZM103 261V262H102ZM112 261V262H111ZM123 263H122V262ZM124 261H128L127 263ZM159 261V262H158ZM195 263H194V262ZM198 261V262H197ZM4 262V263H3ZM15 262V263H14ZM121 262V263H120ZM197 262V263H196Z\"/></svg>",
    "mask_w": 264,
    "mask_h": 264
},
{
    "label": "bare ground",
    "instance_id": "6f19581e",
    "mask_svg": "<svg viewBox=\"0 0 264 264\" xmlns=\"http://www.w3.org/2000/svg\"><path fill=\"white\" fill-rule=\"evenodd\" d=\"M16 1H17V0H16ZM43 1H45V0H43ZM93 1H95V0H93ZM99 1H100V3H101V0H99ZM102 1H103V0H102ZM107 1H108V0H107ZM107 1H105V2H107ZM110 1H111V0H110ZM110 1H108V2H110ZM127 1H128V0H127ZM131 1H132V0H131ZM158 1H159V0H158ZM161 1H162V0H161ZM164 1H165V0H164ZM178 1H179V0H178ZM190 1H192V0H190ZM197 1H198V0H197ZM199 1H201V0H199ZM205 1H206V0H205ZM227 1H228V0H227ZM231 1H232V0H231ZM235 1H236V0H235ZM248 1H250V0H248ZM253 1H254V0H253ZM259 1H260V0H258V2H259ZM7 2H9V1H7ZM12 2H13V0H12ZM23 2H24V1H23ZM63 2H64V1H63ZM65 2H67V1H65ZM65 2H64V3H65ZM69 2H70V1H69ZM71 2H72V1H71ZM83 2H84V1H83ZM129 2H130V1H129ZM135 2H137V1H135ZM159 2H160V1H159ZM166 2H167V1H166ZM169 2H170V0H169ZM186 2H187V1H186ZM206 2H207V1H206ZM206 2H205V5H207ZM211 2H212V1H211ZM218 2H219V0H218ZM220 2H221V0H220ZM229 2H230V1H229ZM242 2H244V1H242ZM250 2H251V1H250ZM256 2H257V0H256ZM1 3H3V2H1ZM29 3H30V2H29ZM31 3H32V2H31ZM31 3H30V4H31ZM39 3H40V2H39ZM48 3H49V1H48ZM58 3H59V2H58ZM73 3H74V2H73ZM91 3H92V1H91ZM103 3H104V1H103ZM154 3H155V0H154ZM170 3H171V2H170ZM172 3H173V2H172ZM190 3H191V2H190ZM197 3H198V2H197ZM199 3H200V2H199ZM202 3H204V2H202ZM213 3H214V2H213ZM215 3H216V2H215ZM231 3H232V2H231ZM233 3H234V1H233ZM240 3H241V1H240ZM247 3H248V2H247ZM3 4H5V3H3ZM17 4H18V3H17ZM49 4H51V3H49ZM87 4H88V3H87ZM97 4H98V3H97ZM107 4H108V3H107ZM110 4H112V3H110ZM115 4H116V3H115ZM120 4H121V3H120ZM128 4H130V3H128ZM135 4H136V3H135ZM137 4H138V3H137ZM162 4H163V3H162ZM179 4H180V3H179ZM184 4H185V3H184ZM194 4H195V3H194ZM211 4H212V3H211ZM217 4H218V3H217ZM222 4H223V1H222ZM238 4H239V3H238ZM244 4H245V3H244ZM249 4H250V3H249ZM249 4H248V5H249ZM252 4H253V3H252ZM65 5H66V4H65ZM95 5H96V4H95ZM113 5H114V4H113ZM124 5H125V4H124ZM168 5H169V3H168ZM168 5H167V6H168ZM171 5H172V4H171ZM181 5H182V4H181ZM185 5H186V4H185ZM205 5H204V6H205ZM208 5H209V1H208ZM224 5H225V3H224ZM234 5H235V4H234ZM258 5H259V4H258ZM261 5H262V4H261ZM9 6H10V5H9ZM29 6H30V5H29ZM57 6H58V5H57ZM106 6H107V5H106ZM131 6H132V5H131ZM138 6H139V5H138ZM158 6H159V5H158ZM164 6H165V4H164ZM186 6H188V5H186ZM209 6H210V5H209ZM215 6H216V5H215ZM250 6H251V5H250ZM42 7H43V6H42ZM75 7H76V6H73V8H75ZM142 7H144V6H142ZM155 7H156V6H155ZM173 7H174V5H173ZM184 7H185V6H184ZM193 7H194V6H193ZM205 7H206V6H205ZM211 7H212V6H211ZM211 7H210V8H211ZM223 7H224V6H223ZM240 7H241V6H240ZM244 7H245V6H244ZM244 7H242V8H244ZM251 7H252V6H251ZM254 7H257V6L254 5ZM262 7H263V6H262ZM7 8H8V7H7ZM22 8H23V7H22ZM30 8H31V7H30ZM40 8H41V7H40ZM53 8H54V10H55V7H53ZM57 8H58V7H57ZM65 8H66V7H65ZM71 8H72V7H71ZM76 8H77V7H76ZM78 8H79V7H78ZM83 8H84V7H83ZM83 8H82V9H83ZM86 8H87V7H86ZM119 8H120V6H119ZM121 8H122V6H121ZM169 8H170V7H169ZM169 8H168V9H169ZM176 8H177V7H176ZM189 8H190V7H189ZM197 8H199V7H197ZM219 8H220V6H219ZM221 8H222V7H221ZM232 8H233V7H232ZM5 9H6V8H5ZM5 9H4V11H5ZM42 9H43V8H42ZM44 9H45V8H44ZM67 9H68V8H67ZM105 9H106V8H105ZM130 9H131V8H130ZM134 9H135V8H134ZM141 9H142V8H141ZM152 9H153V7H152ZM156 9H157V8H156ZM171 9H172V8H171ZM171 9H170V10H171ZM185 9H186V8H185ZM194 9H195V8H194ZM205 9H206V8H205ZM212 9H213V8H212ZM226 9H227V8H226ZM238 9H241V8H238ZM238 9H236V10H238ZM254 9H256V8H254ZM0 10H1V9H0ZM9 10H10V8H9ZM23 10H24V9H23ZM52 10H53V9H52ZM70 10H71V9H70ZM77 10H78V9H77ZM79 10H80V8H79ZM90 10H91V8H90ZM102 10H103V9H102ZM109 10H110V8H109ZM118 10H120V9H118ZM125 10H126V7H125ZM142 10H144V9H142ZM161 10H162V9H161ZM170 10H169V11H170ZM173 10H175V9H173ZM178 10H179V9H178ZM223 10H224V8H223ZM227 10H228V9H227ZM232 10H233V9H232ZM234 10H235V8H234ZM245 10H246V9H245ZM251 10H252V9H251ZM259 10H260V9H259ZM259 10H258V11H259ZM24 11H25V10H24ZM55 11L57 12V10H55ZM59 11H60V9L58 10V12H59ZM72 11H73V10H72ZM83 11L85 12L86 10H82V12H83ZM91 11H92V10H91ZM96 11H97V10H96ZM121 11H122V10H121ZM123 11H124V10H123ZM127 11H128V9H127ZM152 11H155V10H152ZM163 11H164V7H163ZM191 11H192V10H191ZM199 11H200V10H199ZM201 11H202V10H201ZM207 11H208V9H207ZM210 11H211V10H210ZM214 11H215V10H213V13H214ZM247 11H248V9H247ZM0 12H1V11H0ZM5 12H6V11H5ZM11 12H12V11H11ZM13 12H14V11H13ZM29 12H30V11H29ZM38 12H39V11H38ZM51 12L53 13V11H51ZM58 12H57V13H58ZM66 12H67V11H66ZM74 12H76V10H75ZM79 12H80V11H79ZM79 12H78V13H79ZM82 12H81V13H82ZM84 12H83V13H84ZM97 12H98V11H97ZM99 12H100V11H99ZM102 12H103V11H102ZM111 12H112V11H111ZM124 12H125V11H124ZM124 12H123V13H124ZM139 12H140V10H139ZM146 12H148V11L146 10ZM150 12H151V9H150ZM158 12L160 13V10H158ZM174 12H175V11H174ZM180 12H181V11H180ZM215 12H217V10H216ZM218 12H219V11H218ZM220 12H221V11H220ZM227 12H228V11H227ZM229 12H231L230 9H229ZM232 12H233V11H232ZM234 12H235V11H234ZM14 13H15V12H14ZM16 13H17V12H16ZM23 13H24V12H23ZM25 13H27V12H25ZM33 13H34V12H33ZM52 13H50V15H51ZM83 13H82V14H83ZM86 13H87V11H86ZM90 13L92 14V12H90ZM130 13H131V12H130ZM143 13H144V12H143ZM164 13H165V12H164ZM184 13H185V12H184ZM184 13H182V14H183V17H185V16H184ZM196 13H197V12H196ZM199 13H200V12H199ZM211 13H212V12H211ZM222 13H223V12H222ZM225 13H226V12H224L223 14H225ZM237 13H238V11H236V14H237ZM241 13L243 14L242 11H241ZM244 13H245V12H244ZM249 13H250V12H249ZM251 13H252V12H251ZM251 13H250V14H251ZM8 14H9V13H8ZM18 14H20V13L18 12ZM34 14H35V13H34ZM36 14H39V13H36ZM44 14H45V13H44ZM46 14H47V11H46ZM58 14H59V13H58ZM60 14H61V12H60ZM62 14H63V13H62ZM88 14H89V13H88ZM103 14H104V13H103ZM151 14H152V13H151ZM153 14H154V13H153ZM175 14H176V13H174V15H175ZM182 14H181V15H182ZM185 14H186V13H185ZM189 14H191V13L189 12ZM197 14H198V13H197ZM203 14H204V13H203ZM209 14H210V13H209ZM228 14H229V13H228ZM234 14H235V13H234ZM242 14H241V15H242ZM246 14H247V12H246L244 15H246ZM0 15H1V14H0ZM20 15H21V14H20ZM67 15H68V14H67ZM76 15H77V14H76ZM80 15H81V14H80ZM93 15H94V14H93ZM108 15H109V14H108ZM112 15H113V14H112ZM132 15H133V14H132ZM146 15H147V14H146ZM155 15H157V14H155ZM163 15H164V14H163ZM167 15H168V14H167ZM167 15L165 14L164 16L166 17ZM169 15H171V14H169ZM174 15H173V16H174ZM178 15H180V14H178ZM219 15H220V14H219ZM230 15H231V14H230ZM232 15H233V14H232ZM238 15H239V14H238ZM256 15H257V14H256ZM22 16H23V15H22ZM39 16H40V14H39ZM47 16H48V14H47ZM56 16H57V15H56ZM81 16H82V15H81ZM83 16H86L85 13L83 14ZM115 16H116V14H115ZM122 16H123V14H122ZM125 16H126V15H125ZM137 16H138V15H137ZM139 16H140V15H139ZM139 16H138V18H139ZM147 16H149V15H147ZM157 16H158V15H157ZM171 16H172V15H171ZM191 16H192V15H191ZM208 16H209V15H208ZM214 16H215V15L213 14V17H214ZM249 16H250V15H249ZM251 16H252V15H251ZM35 17H36V15L34 16V18H35ZM63 17H64V14H63ZM97 17L99 18V16H97ZM97 17H96V18H97ZM108 17H109V16H108ZM154 17H155V16H154ZM165 17H162V20H161V21H162V25H163V24L165 25V23L163 22V18H165ZM174 17H175V16H174ZM177 17H178V16H177ZM177 17H176V18H177ZM183 17H182V18H183ZM187 17H189V16H187ZM213 17H212V18H213ZM217 17H218V15H217ZM217 17H215V18H217ZM219 17H221V16H219ZM223 17H224V16H223ZM229 17H230V16H229ZM236 17H237V15H236ZM241 17H243V16H241ZM245 17H246V16H245ZM247 17H248V16H247ZM253 17H254V16H253ZM259 17H260V16H259ZM7 18H8V17H7ZM21 18H22V17H21ZM23 18H25V17H23ZM31 18H32V17H31ZM31 18H30V19H31ZM44 18H47V17H44ZM44 18H42V19H44ZM82 18H83V17H82ZM86 18H87V17H86ZM98 18H97V19H98ZM105 18H107V17H105ZM131 18H132V17H131ZM140 18H141V17H140ZM140 18H139V19H140ZM152 18H153V17H152ZM167 18H168V17H167ZM176 18H175V19H176ZM194 18H195V17H194ZM230 18H231V17H230ZM248 18H249V17H248ZM248 18H247V19H248ZM3 19H4V18H3ZM8 19H9V18H8ZM13 19H14V18H13ZM35 19H36V18H35ZM66 19H68V21H67V23H68V22H69V17H68V18L66 17ZM73 19H74V18H73ZM84 19H85V18H84ZM92 19H93V18H92ZM118 19H119V18H118ZM122 19H123V17H121V20H122ZM132 19H133V18H132ZM156 19H157V18H156ZM158 19H159V17H158ZM160 19H161V18H160ZM169 19L171 20V18H169ZM178 19H179V18H178ZM180 19H181V17H180ZM217 19H218V18H217ZM228 19H229V18H228ZM231 19H232V18H231ZM231 19H230V21H231ZM233 19H234V18H233ZM233 19H232V20H233ZM237 19H238V18H237ZM237 19H236V20H237ZM239 19L242 21L241 18H239ZM239 19H238V21H239ZM257 19H259V18H257ZM260 19H261V18H260ZM24 20H27V19H23V21H24ZM36 20H37V19H36ZM40 20H41V19H40ZM74 20H75V19H74ZM81 20H82V19H79L78 21H81ZM106 20H107V19H106ZM128 20H129V19H127V21H128ZM134 20L136 21V18L133 19L132 21H134ZM164 20H165V19H164ZM205 20H206V19H205ZM208 20H209V19H208ZM234 20H235V19H234ZM261 20H262V19H261ZM263 20H264V19H263ZM263 20H262V21H263ZM2 21H3V20H2ZM6 21H7V20H6ZM33 21H35V20H33ZM46 21H47V20H46ZM70 21H72V20H70ZM85 21H86V20H85ZM100 21H102V20H100ZM100 21H99V22H100ZM130 21H131V20H130ZM137 21H138V20H137ZM140 21H141V20H140ZM148 21H150V20H148ZM167 21H168V20H167ZM171 21H172V20H171ZM171 21H170V22H171ZM176 21H177V20H176ZM179 21H180V20H179ZM192 21H193V20H192ZM192 21H191V22H192ZM197 21H199V20H197ZM201 21H202V20H201ZM222 21H223V20H222ZM248 21H249V20H248ZM14 22H15V21H14ZM21 22H22V21H21ZM25 22H26V21H25ZM25 22H22V23H25ZM94 22H95V20H94ZM96 22H97V25H98V21H97V20H96ZM105 22H106V21H105ZM116 22H118V20H117ZM119 22H120V21H119ZM157 22H158V21H157ZM165 22H166V21H165ZM194 22H195V21H194ZM194 22H193V23H194ZM225 22H226V20L224 21V23H225ZM243 22H244V21H243ZM255 22H257V21H255ZM15 23H16V22H15ZM17 23H18V21H17ZM22 23H21V24H22ZM29 23H30V21H29ZM33 23H34V22H33ZM80 23H81V22H80ZM90 23H91V22H90ZM90 23H89V25H91ZM137 23H138V22H135V24H137ZM141 23H142V25H143V22H141ZM148 23H149V22H148ZM172 23H175V22L172 21ZM230 23H231V22H230ZM259 23H260V22H259ZM4 24H5V23H4ZM12 24H13V23H12ZM52 24H53V23H52ZM52 24H49V25H51V27H52ZM63 24H64V23H63ZM70 24H71V23H70ZM129 24H130V22H129ZM132 24H133V23H132ZM138 24H139V23H138ZM145 24H147V21H146ZM187 24H188V23H187ZM191 24H192V23H191ZM240 24H241V23H240ZM30 25H31V24H30ZM37 25H38V24H37ZM47 25H48V24H47ZM47 25L45 24V26H47ZM71 25H72V24H71ZM71 25H70V26H71ZM83 25H84V24H83ZM103 25H105V24H103ZM110 25H111V24H110ZM115 25H116V24H115ZM139 25H140V24H139ZM147 25H148V24H147ZM158 25H159V24H158ZM164 25H163V26H164ZM166 25H167V24H166ZM184 25H185V24H184ZM200 25H201V24H200ZM204 25H205V23H204ZM222 25H223V24H222ZM226 25H227V24H226ZM247 25H248V24H247ZM262 25H263V24H262ZM262 25H261V26H262ZM3 26H4V25H3ZM13 26H14V25H13ZM15 26H16V24H15ZM15 26H14V27H15ZM31 26H32V25H31ZM54 26H56V25H54ZM58 26H59V25H58ZM64 26H66V25H64ZM70 26H69V27H70ZM75 26H76V25H75ZM78 26H79V25H78ZM84 26H85V25H84ZM84 26H83V28H84ZM113 26H114V25H113ZM113 26H112V27H113ZM127 26H128V25H127ZM167 26H169V24H168ZM188 26H189V25H188ZM188 26H186V27L188 28ZM195 26H196V25H195ZM223 26H224V25H223ZM232 26H235V25H232ZM9 27H10V26H9ZM18 27H19V25H18ZM61 27H62V26H61ZM87 27H88V26H87ZM93 27H96V26L93 25ZM100 27H101V26H100ZM117 27H119V26H117ZM120 27H121V25H120ZM123 27H124V26H123ZM139 27H140V26H139ZM144 27H145V26H144ZM157 27H158V26H157ZM157 27H156V28H157ZM165 27H166V26H165ZM183 27H184V26H183ZM183 27H181L182 30H183ZM192 27H193V26H192ZM198 27H199V26H198ZM201 27H203V25H202ZM216 27H217V26H214V28H216ZM220 27H221V26H220ZM224 27H225V26H224ZM235 27H236V26H235ZM240 27H241V26H240ZM242 27H243V26H242ZM23 28H24V27H23ZM47 28H48V27H47ZM52 28H55V27H52ZM97 28H98V27H97ZM103 28H104V27H103ZM103 28L101 27V29H103ZM159 28H160V27H159ZM184 28H185V27H184ZM193 28H194V27H193ZM193 28H191V29L193 30ZM206 28H207V26H206ZM208 28H209V27H208ZM210 28H211V27H210ZM258 28H259V27H258ZM34 29H35V28H34ZM39 29H40V28H38V30H39ZM44 29H45V28H44ZM66 29H67V28H66ZM73 29H74V28H73ZM88 29L90 30V26H89ZM98 29H100V28H98ZM101 29H100V30H101ZM113 29H114V28H113ZM113 29H112V30H113ZM123 29H125V28H123ZM138 29H140V28H138ZM152 29H153V28H152ZM168 29H169V28H168ZM174 29H175V28H174ZM177 29H178V28H177ZM185 29H186V28H185ZM185 29H184V30H185ZM211 29H212V28H211ZM217 29H218V28H216V30H217ZM227 29H228V27H227ZM230 29H231V28H230ZM240 29H241V28H240ZM247 29H248V28H247ZM262 29H263V28H262ZM13 30H14V29H13ZM38 30H37V31H38ZM49 30H50V28H49ZM53 30H54V29H53ZM75 30H76V29H75ZM84 30H85V29H84ZM131 30H132V29H131ZM133 30H134V28H133ZM146 30H147V27H146ZM160 30H161V29H160ZM162 30H163V29H162ZM162 30H161V31H162ZM188 30H189V29H188ZM192 30H191V32H192ZM205 30H207V29H205ZM234 30H235V29H234ZM23 31H24V30H23ZM34 31H35V30H34ZM76 31H77V30H76ZM93 31H94V30H93ZM93 31H92V32H93ZM103 31H104V30H103ZM119 31H120V30H119ZM119 31H118V32H119ZM123 31H125V30H123ZM126 31H127V29H126ZM134 31H135V30H134ZM153 31H154V30H153ZM174 31H177V30H174ZM179 31H180V30H179ZM211 31H212V30H211ZM227 31H228V30H227ZM238 31H239V30H238ZM244 31H245V29H244ZM261 31H262V30H261ZM20 32H21V30H20ZM46 32H47V30H46ZM51 32L53 33L54 31L51 30ZM57 32H58V31H57ZM59 32H60V30H59ZM97 32L99 33L100 31H97ZM105 32H107V31H105ZM114 32H116V31H114ZM130 32H131V31H130ZM143 32H144V31H143ZM143 32H142V34H143ZM146 32H147V31H146ZM146 32H145V33H146ZM154 32H156V31H154ZM159 32H160V31H159ZM163 32H164V31H163ZM169 32H172V31L170 30ZM169 32H168V33H169ZM177 32H178V31H177ZM198 32H199V31H198ZM216 32L218 33V31H216ZM222 32H223V31H222ZM240 32H241V31H240ZM0 33H1V32H0ZM12 33H14V32H12ZM30 33H31V32H30ZM66 33H67V32H66ZM68 33H69V31H68ZM71 33H72V32H71ZM75 33H76V32H75ZM80 33H81V32H80ZM82 33H83V32H82ZM98 33H97V34H98ZM103 33H104V32H103ZM120 33H121V32H120ZM120 33H119V34H120ZM122 33H123V32H122ZM125 33H126V32H125ZM127 33H128V32H127ZM173 33H174V32H173ZM178 33L180 34V32H178ZM182 33H183V35H184L185 32H182ZM187 33H188V32H187ZM196 33H197V32H196ZM196 33H195V34H196ZM203 33H204V32H203ZM207 33H208V32H207ZM224 33H226V32H224ZM261 33H262V32H261ZM4 34H5V33H4ZM10 34H11V33H10ZM15 34H16V33H15ZM28 34H29V33H28ZM61 34H62V33H61ZM63 34H64V33H63ZM63 34H62V35H63ZM83 34H84V33H83ZM86 34H87V33H86ZM101 34H102V33H101ZM101 34H100V35H101ZM115 34H116V33H115ZM129 34H130V33H129ZM132 34H133V33H132ZM132 34H130V35H132ZM149 34H150V33H149ZM151 34H152V32H151ZM204 34H205V33H204ZM204 34H203V35H204ZM233 34H234V33H233ZM237 34H238V33H237ZM242 34H243V33H242ZM244 34H245V33H244ZM17 35H18V34H17ZM53 35H54V34H53ZM87 35H88V34H87ZM117 35H118V34H117ZM143 35H145V34H143ZM146 35H147V34H146ZM159 35H160V34H159ZM162 35H163V34H162ZM166 35H167V34H166ZM176 35H177V34H176ZM188 35H189V34H188ZM196 35H197V34H196ZM199 35H200V32H199ZM216 35H217V34H216ZM246 35H248V34H246ZM22 36H24V35H22ZM33 36H34V35H33ZM64 36H65V35H64ZM77 36H79V35L77 34ZM112 36H113V35H112ZM119 36H120V35H119ZM134 36H135V35H134ZM189 36H190V35H189ZM193 36H194V34H193ZM200 36H201V35H200ZM200 36H199V37H200ZM223 36H226V35H223ZM244 36H245V35H244ZM248 36H249V35H248ZM250 36H251V35H250ZM253 36H254V35H253ZM257 36H258V35H257ZM259 36H260V35H259ZM14 37H15V36H14ZM24 37H25V36H24ZM26 37H27V36H26ZM34 37H35V36H34ZM50 37H52V36H50ZM58 37H60V36H58ZM79 37H80V36H79ZM85 37H86V36H85ZM113 37H114V36H113ZM113 37H112V38H113ZM122 37H123V36H122ZM122 37H121V38H122ZM135 37H138V36H135ZM135 37H134V38H135ZM139 37H140V36H139ZM148 37H149V36H148ZM148 37H147V38H148ZM167 37H169V36H167ZM180 37H181V36H180ZM204 37H205V36H204ZM204 37H203V38H204ZM208 37H209V36H208ZM212 37H213V36H212ZM227 37H228V36H227ZM229 37H230V36H229ZM245 37H246V36H245ZM254 37H255V36H254ZM262 37H263V36H262ZM12 38H13V37H12ZM12 38H11V39H12ZM21 38H22V37H21ZM27 38H28V37H27ZM61 38H62V37H61ZM73 38H74V37H73ZM95 38H97V37H95ZM105 38H107V37H105ZM121 38H120V40H121ZM124 38H125V37H124ZM124 38H123L122 41H124ZM162 38H163V36H162ZM169 38H170V37H169ZM182 38H183V37H182ZM203 38H202V39H203ZM206 38H207V36H206ZM236 38H238V37H236ZM14 39H15V38H14ZM14 39H13V40H14ZM16 39H17V38H16ZM24 39H25V38H24ZM43 39H44V38H43ZM52 39H53V38H52ZM55 39H56V38H55ZM63 39H64V38H63ZM63 39H62V40H63ZM74 39H75V38H74ZM79 39H80V38H79ZM82 39H83V38H82ZM82 39H81V40H82ZM91 39H92V38H91ZM118 39H119V38H118ZM129 39H131V38L129 37ZM129 39H128V40H129ZM140 39H141V38H140ZM149 39H151V35H150V38H148V42L150 43ZM152 39H154V38H152ZM172 39H173V38H172ZM174 39H175V38H174ZM186 39H187V38H186ZM202 39H201V40H202ZM210 39H211V38L209 37V40H207V41H210ZM221 39H222V38H221ZM224 39H225V38H224ZM228 39H229V38H228ZM230 39H231V38H230ZM3 40H4V39H3ZM56 40H57V39H56ZM59 40H60V39H59ZM66 40H67V38H66L64 41H66ZM69 40H70V39H69ZM75 40H76V39H75ZM86 40H87V39H86ZM105 40H106V39H105ZM107 40H108V39H107ZM109 40L112 41L111 39H109ZM109 40H108V41H109ZM135 40H136V39H135ZM137 40H139V39H137ZM142 40H143V39H142ZM142 40H140V41L142 42ZM160 40L162 41V39H160ZM160 40H159V41H160ZM163 40H164V39H163ZM179 40H180V39H179ZM194 40H195V39H194ZM198 40H199V38H198ZM198 40H197V41H198ZM218 40H219V39H217V41H218ZM231 40H232V39H231ZM247 40H249V38H248ZM247 40H246V41H247ZM250 40H251V39H250ZM255 40H256V39H255ZM261 40H262V39H261ZM0 41H1V40H0ZM5 41H6V40H5ZM17 41H18V40H17ZM33 41H34V40H33ZM36 41H37V40H36ZM64 41H63V42H64ZM70 41H71V40H70ZM87 41H88V40H87ZM91 41H92V40H91ZM129 41H131V40H129ZM143 41H144V40H143ZM156 41H157V40H156ZM156 41H155V42H156ZM159 41H157L156 43L158 44ZM166 41H167V40H166ZM169 41H170V40H169ZM183 41H184V40H183ZM203 41H204V40H203ZM205 41H206V39H205ZM205 41H204V42H205ZM211 41H212V40H211ZM215 41H216V40H215ZM215 41H214V42H215ZM229 41H230V40H229ZM246 41H245L243 44H245ZM257 41H258V40H257ZM7 42H8V41H7ZM10 42H11V41H10ZM14 42H15V41H13V43H14ZM19 42H20V41H19ZM49 42H50V39H49ZM53 42H54V40H53ZM56 42H57V41H56ZM75 42H76V41H75ZM75 42H74V44H75V45H76V44L78 45V43H75ZM88 42H89V41H88ZM117 42H119V41H117ZM131 42H133V41H131ZM136 42H137V41H136ZM138 42H139V41H138ZM145 42H146V45H148V44H147L148 42H147L146 40H145ZM145 42H144V44H145ZM151 42H153V41H151ZM172 42H173V40H172ZM212 42H213V41H212ZM212 42H210V43H212ZM214 42H213V43H214ZM218 42H219V41H218ZM237 42H239V41H237ZM240 42H242V40H241ZM2 43H3V42H2ZM22 43H23V42H22ZM28 43H29V42H28ZM32 43H33V42H32ZM40 43H41V42H40ZM54 43H55V42H54ZM65 43H66V42H65ZM83 43H84V41L82 42V44H83ZM85 43H86V42H85ZM107 43H108V42H107ZM109 43H110V42H109ZM113 43H116V42H113ZM156 43H155V44H156ZM159 43H160V42H159ZM194 43H195V42H194ZM207 43H208V42H207ZM207 43H205V44H207ZM230 43H231V42H230ZM248 43H249V42H248ZM38 44H39V43H38ZM42 44L44 45V43H42ZM63 44H64V43H63ZM82 44H81V46H82ZM93 44H94V43H93ZM95 44H96V42H95ZM102 44H103V43H102ZM116 44H117V43H116ZM121 44H122V43H121ZM121 44H120V46H122ZM126 44H128V43H126ZM132 44H133V46H134L136 43L133 42ZM141 44H143V43H141ZM144 44L142 45V48H143ZM160 44H161V43H160ZM164 44H165V43H164ZM164 44H163V45H164ZM201 44H202V42H201ZM208 44H209V43H208ZM218 44H220V43H218ZM234 44H235V43H234ZM239 44H240V43H239ZM254 44H255V43H254ZM254 44H253V45H254ZM6 45H7V44H6ZM23 45H24V44H21V46H23ZM32 45H33V44H32ZM32 45L30 44L29 46L34 48V46H32ZM52 45L54 46L53 43H52ZM55 45H56V44H55ZM75 45H74V47H75ZM146 45H145V46H146ZM179 45H180V43H179ZM179 45H178V46H179ZM202 45H203V44H202ZM209 45H210V44H209ZM224 45H225V44H224ZM235 45H236V44H235ZM245 45H246V44H245ZM249 45H250V44H248V46H249ZM3 46H4V45H3ZM44 46H45V45H44ZM86 46H87V45H86ZM97 46H98V44H97ZM97 46H96V47H97ZM107 46H108V45H107ZM115 46H116V45H115ZM120 46H119V47H120ZM125 46H126V45H125ZM131 46H132V45H131ZM136 46H137V44H136ZM148 46H150V45H148ZM158 46H159V45H158ZM180 46L182 47V45H180ZM199 46H200V45H199ZM207 46H208V45H207ZM218 46H219V45H218ZM259 46L261 47V46H263V45L261 44V45H259ZM0 47H2V46L0 45ZM5 47H6V46H5ZM8 47H9V45H8ZM15 47H17V46H15ZM46 47H47V45H46ZM64 47H65V46H64ZM92 47H94V46H92ZM98 47H99V46H98ZM108 47H109V46H108ZM140 47H141V46H139V48H140ZM152 47H154V46H152ZM166 47H167V46H166ZM181 47H180V48H181ZM197 47H198V46H197ZM210 47L212 48V46H210ZM213 47H214V45H213ZM224 47H225V46H224ZM241 47H242V46H241ZM246 47H247V46H246ZM6 48H7V47H6ZM6 48H5V49H6ZM21 48H22V47H21ZM33 48L31 49V51L33 50ZM35 48H36V45H35ZM47 48H48V47H47ZM49 48H50V47H49ZM58 48H59V47H58ZM62 48H63V47H62ZM62 48H61V49H62ZM82 48H83V46H82ZM101 48H102V47H101ZM111 48H113V47H111ZM132 48H133V47H132ZM146 48H147V47H146ZM146 48H143V49H144L143 51H145ZM148 48H149V47H148ZM156 48H157V46H156ZM156 48H155V49H156ZM172 48H173V46H172ZM188 48H189V47H187V49H188ZM192 48H194V47H192ZM199 48H200V47H199ZM211 48H210V49H211ZM234 48H235V47H234ZM238 48H239V47H238ZM238 48H237V49H238ZM249 48H250V47H249ZM7 49H8V48H7ZM10 49H11V47H10ZM10 49H9V50H10ZM12 49H15V48H12ZM53 49H54V48H52V50H53ZM61 49H60L59 51H61ZM63 49H64V48H63ZM67 49H68V48H67ZM75 49H76V48H75ZM95 49H96V48H95ZM106 49H107V48H106ZM118 49H119V48H118ZM124 49H125V48H124ZM160 49H161V48H160ZM160 49H158V50L156 49L157 52H158ZM164 49H166V52H167V48L164 47ZM164 49H163V50H164ZM202 49H203V48H202ZM207 49H209V48H207ZM240 49H241V48H240ZM245 49H246V48H245ZM245 49H244V50H245ZM247 49H248V48H247ZM247 49H246V51H247ZM252 49H253V47H252ZM252 49H251V50H252ZM254 49H255V48H254ZM25 50H26V49H25ZM72 50H73V49H70L69 51H72ZM78 50H79V49H78ZM78 50H76V51H78ZM103 50H104V49H103ZM114 50H115V49H114ZM140 50L142 51V49H140ZM140 50H138V51H140ZM151 50H153V49H151ZM163 50H162V51H163ZM178 50H179V49H178ZM182 50L185 51V49H182ZM198 50H199V49H198ZM211 50H213V49H211ZM215 50H216V49H215ZM215 50H214V51H215ZM225 50H227V49H225ZM232 50H233V49H232ZM249 50H250V49H249ZM255 50H256V49H255ZM258 50H259V48H258ZM261 50H262V49H261ZM10 51H11V50H10ZM17 51H18V50H17ZM22 51H23V50H22ZM22 51H21L20 53H22ZM39 51H42V48H41V50H39ZM82 51H83V50H82ZM86 51H87V50H86ZM116 51H117V50H116ZM124 51H125V50H124ZM127 51H129V50H127ZM162 51L160 50V52H162ZM175 51H176V50H175ZM184 51H183V52H184ZM2 52H3V51H2ZM24 52H25V51H24ZM73 52H75V51H73ZM73 52H72V53H73ZM80 52H81V51H80ZM95 52H96V50H95ZM117 52H118V51H117ZM153 52H155V51H153ZM163 52H164V51H163ZM169 52H170V51H169ZM178 52H179V51H178ZM199 52H200V51H199ZM216 52H218V51H216ZM228 52H229V51H228ZM230 52H231V51H230ZM230 52H229V53H230ZM248 52H249V51H247L246 54H247ZM254 52H255V51H254ZM0 53H1V51H0ZM7 53H8V52H7ZM18 53H19V52H18ZM27 53H28V50H27ZM34 53H35V52H34ZM36 53H37V52H36ZM62 53H63V52H62ZM64 53H65V51H64ZM72 53H71V54H72ZM78 53H79V52H78ZM86 53H87V52H86ZM93 53H94V51H93ZM93 53H92V54H93ZM112 53H113V52H112ZM119 53H120V52H119ZM122 53H124V52H122ZM129 53H130V52H129ZM129 53H128V54H129ZM141 53H142V52H141ZM155 53H156V52H155ZM220 53H221V52H220ZM28 54H29V53H28ZM28 54H27V55H28ZM48 54H49V53H48ZM53 54H54V52H53ZM56 54L58 55L59 53H56ZM56 54H55V55H56ZM67 54H70V53H68V51H67L66 55H67ZM82 54H83V52H82ZM89 54H90V53L88 52L87 56H89ZM95 54H96V53H95ZM95 54H94V55H95ZM113 54H115V53H113ZM133 54H134V53H133ZM133 54H131V57H133V56H132ZM144 54H145V53H144ZM147 54H148V52H147ZM150 54H152V53H150ZM156 54H157V53H156ZM167 54H168V53H167ZM195 54H196V53H195ZM201 54H202V53H201ZM203 54H204V53H203ZM206 54H208V53H206ZM232 54H233V53H232ZM255 54H256V52H255ZM262 54H263V53H262ZM9 55H10V54H9ZM14 55H15V54H14ZM20 55H21V54H20ZM32 55H34V54L32 53ZM60 55H61V54H60ZM63 55H64V54H63ZM63 55H62V56H63ZM73 55H74V54H73ZM97 55L99 56V54H97ZM124 55H125V53H124ZM129 55H130V54H129ZM138 55H139V54H138ZM138 55H135V56L138 57ZM148 55H149V54H148ZM160 55H162V53H161ZM160 55H159V56H160ZM163 55H166V54H163ZM178 55H180V54H178ZM182 55H183V54H181V56H182ZM189 55H190V54H189ZM199 55H200V54H199ZM204 55H205V54H204ZM208 55H209V54H208ZM212 55H213V54H212ZM216 55H218V54H216ZM221 55H222V54H221ZM249 55H250V54H249ZM257 55H258V54H257ZM21 56L23 57V55H21ZM34 56H35V55H34ZM34 56H33V57H34ZM38 56H39V55H38ZM85 56H86V55H85ZM115 56H116V54H115ZM193 56H194V55H193ZM205 56H206V55H205ZM213 56H214V55H213ZM222 56H223V55H222ZM224 56H225V55H224ZM251 56H252V55H251ZM255 56H256V55H255ZM8 57H9V56H8ZM13 57H14V56H13ZM17 57H18V59H19L20 56H17ZM35 57H37V56H35ZM41 57H42V56H41ZM47 57H48V56H47ZM51 57H52V56H51ZM56 57H57V56H56ZM67 57H68V56H67ZM111 57H112V56H111ZM121 57H122V56H121ZM142 57H146V56L144 55V56H142ZM153 57L155 58V57H157V56H154V54H153ZM153 57L151 58L152 60L154 59ZM161 57H162V56H161ZM176 57H177V56L175 55V58H176ZM183 57H184V56H183ZM185 57H186V56H185ZM194 57H196V55H195ZM211 57H212V56H211ZM217 57H218V56H217ZM225 57H226V56H225ZM225 57H224V58H225ZM242 57H244V56H242ZM242 57H241V58H242ZM247 57H248V56H247ZM259 57H261V56H259ZM15 58H16V57H15ZM25 58H26V57H25ZM39 58H40V57H39ZM52 58H53V57H52ZM63 58H64V57H63ZM124 58H125V56H124ZM127 58H128V57H127ZM127 58H126V59H127ZM178 58H179V57H178ZM180 58H181V57H180ZM221 58H222V57H221ZM228 58H230V57H228ZM234 58H235V57H234ZM13 59H14V58H13ZM21 59H22V58H20V61H22ZM26 59H27V58H26ZM33 59H34V58H33ZM40 59H41V58H40ZM40 59H39V60H40ZM43 59H44V58H43ZM43 59H41V61H42ZM45 59H47V58H45ZM45 59H44V60H45ZM73 59H74V58H73ZM75 59H76V58H75ZM97 59H98V58H97ZM99 59H100V57H99ZM102 59H103V57H102ZM119 59H121V58H119ZM122 59H123V58H122ZM122 59H121V60H122ZM137 59H138V58H137ZM140 59L143 60V58H141V57H140ZM151 59H149V60H151ZM158 59H159V58H158ZM163 59H164V57H163ZM172 59H173V58H172ZM182 59H183V58H182ZM205 59H206V58H205ZM209 59H211V58H209ZM215 59H216V58H215ZM230 59H231V58H230ZM243 59H244V58H243ZM245 59H246V58H245ZM251 59H252V57H251ZM260 59H262V58H260ZM16 60H17V59H16ZM63 60H64V59H63ZM76 60H77V59H76ZM87 60L89 61V58H88ZM93 60H94V59H93ZM93 60H91V61L94 62ZM108 60H109V59H108ZM131 60H132V58H131ZM154 60H155V59H154ZM179 60H180V59H179ZM184 60H185V59H184ZM194 60H195V58H194ZM194 60H193V61H194ZM197 60L199 61V59H197ZM201 60H202V59H201ZM223 60H224V59H223ZM253 60H254V59H253ZM11 61H12V60H11ZM18 61H19V60H18ZM26 61H27V60H26ZM28 61H29V63H30L31 60H28ZM32 61H33V60H32ZM47 61H48V60H47ZM47 61H45V62H47ZM65 61H66V60H65ZM65 61H63V62H65ZM98 61H99V60H98ZM101 61H102V60H101ZM101 61H99V62H101ZM119 61H120V60H119ZM133 61H134V60H133ZM147 61H148V60H147ZM147 61H146V62H147ZM173 61H174V60H173ZM173 61H172V62H173ZM175 61H176V60H175ZM175 61H174V62H175ZM186 61H188V60H185L184 62H186ZM202 61H203V60H202ZM206 61H207V60H206ZM209 61H210V60H209ZM215 61H216V60H215ZM215 61H214V62H215ZM229 61H230V60H229ZM238 61H240L239 58H238ZM260 61H262V60H259V62H260ZM16 62H17V61H16ZM23 62H24V61H23ZM36 62L38 63V61H36ZM43 62H44V61H43ZM50 62L52 63L51 60H50ZM58 62H59V61H58ZM74 62H76V61H74ZM110 62H111V61H110ZM114 62H115V61H114ZM123 62H124V60H123ZM123 62H122V64H123ZM134 62H135V61H134ZM148 62H149V61H148ZM164 62H166V61H164ZM172 62H170V63H172ZM184 62H183V63H184ZM207 62H208V61H207ZM218 62H219V60H218ZM224 62H225V61H224ZM226 62H228V60H226ZM246 62H247V60H246ZM250 62H251V61H250ZM255 62H256V61H255ZM257 62H258V61H257ZM262 62H263V61H262ZM7 63H8V62H7ZM47 63H48V62H47ZM103 63H104V62H103ZM115 63H117V62H115ZM126 63H127V62H126ZM149 63H150V62H149ZM155 63H158V62H155ZM159 63H160V62H159ZM162 63H163V62H162ZM168 63H169V62H168ZM175 63H176V62H175ZM210 63H211V62H210ZM230 63H231V62H230ZM232 63H233V62H232ZM4 64H5V63H4ZM12 64H13V63H12ZM12 64H11V65H12ZM14 64H15V63H14ZM20 64H21V63H20ZM23 64H24V63H23ZM30 64H32V63H30ZM41 64H42V63H41ZM43 64H44V63H43ZM45 64H46V63H45ZM54 64H57V62L54 63ZM59 64H60V63H59ZM75 64H76V63H75ZM87 64H88V63H87ZM111 64H112V63H111ZM111 64H110V65H111ZM124 64H125V63H124ZM152 64L154 65V63H151V66H152ZM186 64H187V62H186ZM201 64H202V63H200L199 65H201ZM204 64H205V63H204ZM216 64L219 65V63H216ZM220 64H221V62H220ZM222 64H223V63H222ZM234 64L236 65V63H234ZM234 64H233V66H234ZM245 64H246V63H245ZM250 64H251V63H250ZM259 64H262V63H259ZM7 65H8V64H7ZM62 65H63V64H62ZM62 65H61V66H62ZM81 65H82V64H81ZM93 65H94V64H93ZM105 65H106V64H105ZM116 65H117V64H116ZM127 65H129V66H126V65H122V66L131 67V64H130V63L127 64ZM134 65H136V64H134ZM146 65H147V64H146ZM156 65H157V64H156ZM162 65H163V64H162ZM181 65H182V64H181ZM183 65H184V64H183ZM183 65H182V66H183ZM188 65H189V64H188ZM190 65H191V64H190ZM199 65H196V66L198 67ZM202 65H203V64H202ZM224 65H225V64H224ZM240 65H241V68H242V63L239 64L238 66H240ZM243 65H244V64H243ZM246 65H247V64H246ZM17 66H18V65H17ZM36 66H37V65H36ZM36 66H33V67H36ZM54 66H55V65H54ZM56 66H58V65H56ZM78 66H80V65H78ZM83 66H84V65H83ZM83 66H81V67H83ZM88 66H89V65H88ZM148 66H149V65H148ZM158 66H159V65H158ZM171 66H172V65H171ZM179 66H180V65H178V67H179ZM186 66H187V65H186ZM186 66H185V67H186ZM192 66H194L193 63H192ZM196 66H195V67H196ZM204 66H205V65H204ZM204 66H203V68H204ZM215 66H216V68H218L217 65H215ZM225 66H226V65H225ZM225 66H224V67H225ZM227 66H228V63H227ZM229 66H231V67L233 68L232 65H229ZM229 66H228V67H229ZM238 66H237V67H238ZM247 66H248V65H247ZM247 66H246V67H247ZM254 66H255V63H254ZM256 66H257V65H256ZM262 66H263V64H262ZM8 67H9V65H8ZM14 67H15V66H14ZM22 67H23V70H24V68L26 69V66H25V67L22 66ZM22 67H21V68H22ZM28 67H29V66H28ZM43 67H44V66H43ZM49 67H50V66H49ZM65 67H66V66H65ZM75 67H76V66H74V68H75ZM81 67H80V68H81ZM110 67H111V66H110ZM119 67H121V66H119ZM139 67H140V66H139ZM152 67H153V66H152ZM163 67H165V66H163ZM166 67H167V66H166ZM166 67H165V68H166ZM234 67H236V66H234ZM244 67H245V66H244ZM244 67H243V68H244ZM248 67H249V66H248ZM5 68H6V67H5ZM5 68H4V69H5ZM18 68H19V67H18ZM60 68H61V67H60ZM68 68H69V67H68ZM68 68H65V69L63 68V69H64V70H68ZM78 68H79V67H78ZM92 68H93V67H92ZM97 68H99V67H97ZM107 68H108V67H107ZM107 68H106V69H107ZM121 68H122V67H121ZM147 68H148V67H147ZM149 68H150V66H149ZM157 68H158V67H157ZM173 68H174V67H173ZM183 68H184V66H183ZM214 68H215V67H214ZM220 68H222V67H220ZM241 68H240V69H241ZM257 68H258V67H257ZM8 69H9V68H8ZM28 69H29V68H28ZM39 69H40V68H39ZM44 69H45V68H44ZM53 69H54V68H53ZM58 69H59V68H58ZM63 69H62V70H63ZM71 69H72V68H71ZM93 69H94V68H93ZM108 69H111V68H108ZM119 69H120V68H119ZM134 69H135V67H134ZM134 69H132V70H134ZM184 69H185V68H184ZM189 69H190V67H189ZM191 69H192V68H191ZM197 69H198V68H197ZM199 69H200V68H199ZM206 69H207V67H206ZM222 69H223V68H222ZM222 69H220V71H221ZM224 69H225V68H224ZM224 69H223V70H224ZM229 69H230V68H229ZM229 69H228V70H229ZM2 70H3V69H2ZM6 70H7V69H6ZM18 70H19V69H18ZM26 70H27V69H26ZM35 70H36V69H35ZM35 70H32V71H35ZM74 70H75V69H74ZM85 70H86V69H85ZM94 70H95V69H94ZM99 70L101 71V69H99ZM102 70H103V68H102ZM138 70H139V69H138ZM142 70H143V69H142ZM153 70L156 71L155 69H153ZM178 70H179V69H178ZM180 70H182V69H180ZM208 70H211V69H208ZM217 70H218V69H217ZM231 70H232V69H231ZM236 70H237V69H235V71H236ZM241 70H243V69H241ZM248 70H249V69H248ZM253 70H254V68H253ZM8 71H9V70H8ZM39 71H41V69H40ZM50 71H51V70H50ZM50 71H49V72H50ZM58 71H59V70H58ZM75 71H77V70H75ZM90 71H91V70H90ZM95 71H96V70H95ZM110 71H111V70H110ZM110 71H109V72H110ZM115 71H116V70H115ZM120 71H121V69H120ZM149 71H150V70H149ZM151 71H152V68H151ZM151 71H150V72H151ZM154 71H153V72H154ZM182 71H183V73H184V70H182ZM187 71H188V70H187ZM205 71H206V70H205ZM229 71H230V70H229ZM232 71L234 72V70H232ZM239 71H240V70H239ZM244 71H247V70L245 69ZM1 72H2V71H1ZM15 72H16V71H15ZM27 72H28V71H27ZM41 72H43V71H41ZM49 72H48V73H49ZM63 72L65 73V72H67V71H63ZM83 72H84V70H83ZM83 72H82V73H83ZM87 72H88V70H87ZM98 72H99V71H98ZM102 72H103V71H102ZM104 72H105V71H104ZM122 72H124V70H122ZM122 72H121V74H122ZM133 72H134V71H133ZM170 72H171V71H170ZM198 72H200V71H198ZM201 72H204V71L202 70ZM213 72L215 73L216 71L213 70ZM226 72H227V70H226ZM230 72H231V71H230ZM237 72H238V70H237ZM3 73H4V72H3ZM30 73H31V72H30ZM37 73H38V72H37ZM46 73H47V72H46ZM57 73H59V72H57ZM57 73H56V74H57ZM61 73H62V72H61ZM75 73H76V72H75ZM96 73H97V71H96ZM126 73H127V72H126ZM137 73H138V72H137ZM148 73H149V72H148ZM159 73H160V71H159ZM161 73H162V72H161ZM171 73H172V72H171ZM204 73H206V72H204ZM216 73H218V72H216ZM0 74H1V73H0ZM21 74H23V73H21ZM33 74L36 75L35 72H34ZM42 74H43V73H42ZM44 74H45V71H44ZM53 74H54V73H53ZM53 74H52V75H53ZM59 74H60V73H59ZM66 74H67V73H66ZM70 74H71V72H70ZM80 74H81V73H80ZM80 74H77V76L79 75V77H80ZM106 74H107V73H106ZM109 74H111V73H109ZM112 74H113V73H112ZM112 74L110 75L111 77H113V75H114L115 73H114L113 75H112ZM123 74H124V73H123ZM128 74H129V73H128ZM132 74H133V73H132ZM132 74H131V75H132ZM141 74H142V73H141ZM151 74H152V73H151ZM184 74H185V73H184ZM198 74H199V73H198ZM209 74H210V72H209ZM209 74H207V75H208V76H211V74H210V75H209ZM223 74H224V73H223ZM231 74H232V72H231ZM233 74L235 75V72H234ZM233 74H232V75H233ZM3 75H4V74H3ZM13 75H15V74H13ZM18 75H19V73H18ZM27 75L29 76V74H27ZM40 75H41V74H40ZM52 75H51V76H52ZM75 75H76V74H75ZM97 75H99V74H97ZM138 75H139V74H138ZM148 75H149V74H148ZM157 75H158V74H157ZM171 75H172V74H171ZM188 75H189V73H188ZM190 75H191V74H190ZM204 75H205V74H204ZM232 75H230V76H232ZM234 75H233V76H234ZM237 75H238V74H236V76H237ZM0 76H1V75H0ZM11 76H12V75H11ZM25 76H26V75H25ZM28 76H26V77H28ZM36 76H38V75H36ZM36 76H35V77H36ZM44 76H45V75H44ZM63 76H64V75H63ZM67 76H68V75H67ZM103 76H104V75H103ZM106 76H107V75H106ZM139 76H140V75H139ZM192 76H193V75H192ZM194 76H196V75H194ZM212 76L214 77V75H212ZM222 76H223V75H222ZM226 76H227V75H226ZM262 76H263V75H262ZM7 77H8V76H7ZM12 77H14V76H12ZM16 77H17V76H16ZM30 77H31V75H30ZM33 77H34V76H33ZM60 77H61V76H60ZM108 77H109V76H108ZM114 77H115V76H114ZM136 77H137V75H136ZM140 77H141V76H140ZM180 77H181V76H180ZM184 77H185V78H188V77H186L185 75H184ZM205 77H206V76H205ZM215 77L217 78L216 74H215ZM218 77H219V76H218ZM223 77H224V76H223ZM263 77H264V76H263ZM263 77H262V78H263ZM28 78H29V77H28ZM40 78H41V77H40ZM43 78H44V77H43ZM46 78H47V77H46ZM54 78H55V77H54ZM64 78H65V76H64ZM76 78H77V77H76ZM76 78H75V79H76ZM81 78H82V76H81ZM83 78H85V75H84ZM83 78H82V80H85V79H83ZM91 78L93 79V77H91ZM95 78H96V77H95ZM99 78H100V77H99ZM106 78H107V77H106ZM115 78H116V77H115ZM126 78H128V77H126ZM151 78H152V77H151ZM159 78H160V77H159ZM208 78H209V77H208ZM208 78H206V79H208ZM211 78H212V77H211ZM211 78H210V79H211ZM220 78H221V77H220ZM220 78H219V79H220ZM0 79H1V78H0ZM3 79H4V78H3ZM14 79H15V77H14ZM18 79H19V77H18ZM20 79H22V78H20ZM26 79H27V78H26ZM88 79H89V78H88ZM88 79H87V80H88ZM117 79H118V78H117ZM133 79H135V78L133 77ZM133 79H132V80H133ZM137 79H140V78H137ZM153 79H154V78H153ZM157 79H158V78H157ZM180 79H181V78H180ZM189 79H190V78H189ZM203 79H204V78H203ZM212 79H214V78H212ZM222 79H224V78H222ZM226 79H227V78H226ZM229 79H230V78H229ZM229 79H228V81H229ZM246 79H247V78H246ZM259 79H260V78H259ZM29 80H30V79H29ZM29 80H28V82H29ZM37 80H38V79H37ZM42 80H43V79H42ZM44 80H45V79H44ZM62 80H64V79H62ZM72 80L75 81L74 79H72ZM77 80H78V78H77ZM87 80H85V82H86ZM99 80H100V79H99ZM99 80H97V81H99ZM119 80H120V79H119ZM145 80H146V79H145ZM150 80H151V79H150ZM155 80H156V79H155ZM187 80H188V79H187ZM9 81H10V80H9ZM9 81H8V82H9ZM34 81H35V80H34ZM38 81H39V80H38ZM55 81H57V80H55ZM66 81H67V80H66ZM79 81H80V78H79ZM100 81H101V80H100ZM137 81H139V80H137ZM159 81H160V80H159ZM199 81H200V80H199ZM205 81H206V80H205ZM219 81H220V80H219ZM224 81H225V79H224ZM5 82H6V81H5ZM5 82H4V83H5ZM24 82H26V81H24ZM76 82H77V81H76ZM80 82H81V81H80ZM85 82H84V84H87V83H85ZM118 82H119V81H118ZM126 82H127V81H126ZM128 82H129V81H128ZM132 82H133V81H132ZM134 82H135V81H134ZM143 82H144V84H146V83H145L146 81H143ZM156 82H157V81H156ZM192 82H193V81H192ZM209 82H210V81H209ZM216 82H217V79H216ZM253 82H254V81H253ZM257 82H258V80H257ZM262 82H263V81H262ZM2 83H3V82H2ZM6 83H7V82H6ZM37 83H38V82H37ZM65 83H66V82H65ZM72 83H73V82H72ZM101 83H102V82H101ZM119 83H120V82H119ZM136 83H137V82H136ZM180 83H181V82H180ZM198 83H199V82H198ZM207 83H208V82H207ZM221 83H222V82H221ZM251 83H252V82H251ZM259 83H261V82H259ZM11 84H12V83H11ZM29 84H30V83H29ZM29 84H28V85H29ZM33 84H34V83H33ZM56 84H58V83H56ZM73 84H74V83H73ZM79 84H81V83H79ZM98 84H99V82H98ZM120 84H121V83H120ZM120 84H119V85H120ZM139 84H140V83H139ZM142 84H143V83H142ZM153 84L155 85V83H152V85H153ZM157 84H158V83H157ZM181 84H182V83H181ZM208 84H209V83H208ZM208 84H206V85H208ZM213 84H214V83H213ZM217 84H219V83H217ZM254 84L256 85L255 82H254ZM1 85H4V84H1ZM15 85H16V84H15ZM18 85H19V84H18ZM37 85H38V84H37ZM44 85H45V84H44ZM70 85H71V84H70ZM82 85H83V84H82ZM90 85H92V84H90ZM99 85H100V84H99ZM99 85H98V86H99ZM108 85H109V84H108ZM113 85H114V84H113ZM119 85H118V87H119ZM128 85H129V83H128ZM128 85H127V86H128ZM149 85H150V87H152L151 84H149ZM159 85L161 86L162 83H159ZM182 85H184V84H182ZM187 85H188V84H187ZM189 85H190V83H189ZM191 85H192V83H191ZM202 85H203V84H202ZM21 86H22V85H21ZM24 86H25V85H24ZM30 86H31V85H30ZM55 86H56V85H55ZM60 86H61V85H60ZM79 86H80V85H79ZM96 86H97V85H96ZM102 86H103V84H102ZM104 86H105V85H104ZM115 86H116V85H115ZM115 86L113 87L114 89H115ZM135 86H136V85H135ZM155 86H156V85H155ZM185 86H186V85H185ZM211 86H212V85H211ZM213 86H214V85H213ZM261 86H263V85L258 86V88L261 87ZM3 87H5V86H3ZM6 87H7V86H6ZM33 87H34V86H32V88H33ZM35 87H36V86H35ZM65 87L67 88V86H65ZM71 87H72V86H71ZM83 87H84V86H83ZM109 87H110V86H109ZM109 87H108V88H109ZM138 87H139V85H138ZM208 87H209V86H208ZM263 87H264V86H263ZM263 87H262V89H263ZM8 88H9V87H8ZM14 88H15V86H14ZM24 88H25V87H24ZM38 88H39V87H38ZM45 88H46V87H45ZM56 88H59V86L56 87ZM62 88H63V87L61 86V89H62ZM87 88H88V87H87ZM91 88H92V87H91ZM97 88H99V87H97ZM110 88H112V87H110ZM124 88H125V87H124ZM129 88H130V87H129ZM140 88H141V87H140ZM146 88H147V87H146ZM180 88H181V87H180ZM50 89H51V88H50ZM72 89H73V87H72ZM75 89H76V86H75ZM81 89H82V87H81ZM100 89H101V88H100ZM102 89H103V88H102ZM117 89H118V88H117ZM120 89H123V87L120 88ZM250 89H251V88H250ZM1 90H2V89H1ZM13 90H14V89H13ZM66 90H67V89H66ZM78 90H80V89L78 88ZM83 90H84V89H83ZM103 90H105V89H103ZM126 90H127V89H126ZM179 90H181V89H179ZM222 90H223V89H222ZM241 90H242V89H241ZM11 91H12V90H11ZM20 91H21V90H20ZM24 91H25V90H24ZM41 91H42V89H41ZM47 91H48V90H47ZM49 91H50V90H49ZM56 91H58V90H56ZM64 91H65V90H64ZM81 91H82V90H81ZM92 91H93V90H92ZM95 91H96V90H95ZM97 91H98V90H97ZM99 91H100V90H99ZM101 91H102V90H101ZM122 91H123V90H122ZM220 91H221V89H220ZM258 91H261V90L258 89ZM262 91H263V90H262ZM0 92H1V91H0ZM5 92H6V91H5ZM7 92H8V91H7ZM67 92H69V91H67ZM86 92H87V91L85 90L84 93H86ZM250 92H251V91H250ZM252 92H253V90H252ZM254 92H255V91H254ZM256 92H257V91H256ZM1 93H3V92H1ZM10 93L12 94V92H10ZM17 93H19V92H17ZM21 93H22V92H21ZM43 93H44V92H43ZM69 93H70V92H69ZM84 93H83V94H84ZM105 93H106V92H105ZM135 93H136V92H135ZM138 93H139V92H138ZM138 93H136V94H138ZM140 93H141V92H140ZM263 93H264V92H263ZM263 93H261L262 96H263ZM3 94H4V93H3ZM25 94H26V93H25ZM39 94H40V93H39ZM48 94H50V93H48ZM55 94H56V93H55ZM66 94H67V93H66ZM79 94H80V93H79ZM92 94H93V93H92ZM95 94H96V92H95ZM103 94H104V92H103ZM107 94H108V93H107ZM110 94H111V93H110ZM115 94H116V93H115ZM128 94H129V93H128ZM131 94L133 95V93H131ZM145 94H146V92H145ZM149 94H150V93H149ZM149 94L147 93V95H149ZM152 94H153V93H152ZM178 94H179V93H178ZM253 94H254V93H253ZM255 94H256V93H255ZM1 95H2V94H1ZM5 95H7V94H5ZM31 95H32V93H31ZM35 95H36V94H35ZM43 95H44V94H42V96H43ZM51 95H52V94H51ZM51 95H50V96H51ZM61 95H62V94H61ZM70 95H71V94H70ZM113 95H114V94H113ZM118 95H119V94H118ZM132 95H130L131 98H133ZM153 95H154V94H153ZM250 95H252V94L250 93ZM257 95H258V94H257ZM3 96H4V95H3ZM8 96H9V95H8ZM8 96H7V97H8ZM14 96H15V95H14ZM29 96H30V95H29ZM44 96H45V95H44ZM48 96H49V95H48ZM52 96H53V95H52ZM64 96H65V95H64ZM67 96H68V95H67ZM88 96H89V95H88ZM96 96H97V94H96ZM101 96H102V94H101ZM110 96H111V95H110ZM135 96H136V95H135ZM135 96H134V97H135ZM138 96H140V95H138ZM141 96H143V95H141ZM0 97H1V96H0ZM5 97H6V96H5ZM7 97H6V98H7ZM40 97H41V96H40ZM57 97H58V96H57ZM82 97H84V96H82ZM94 97H95V96H94ZM115 97L117 98V95H116ZM126 97L128 98V96H126ZM144 97H145V96H144ZM263 97H264V96H263ZM1 98H2V97H1ZM14 98H15V97H14ZM42 98H43V97H42ZM44 98H48V97H44ZM44 98H43V100H44ZM53 98H54V97H53ZM53 98H52V99H53ZM60 98H61V97H60ZM74 98H76V97H74ZM79 98L81 99V96H80ZM86 98H87V97H86ZM90 98H91V97H90ZM96 98H97V97H96ZM98 98H99V97H98ZM104 98H106V97H104ZM104 98H103V99H104ZM129 98H130V97H129ZM129 98H128V99H129ZM131 98H130V100H131ZM138 98H139V97H138ZM31 99H32V98H31ZM38 99H39V97H38ZM92 99H94V98H92ZM99 99H100V98H99ZM111 99H112V98H111ZM111 99H109V100H111ZM121 99H123V96H122ZM143 99H145V98H143ZM146 99H147V98H146ZM149 99H150V98H149ZM29 100H30V99H29ZM39 100H42V99L40 98ZM39 100H38V101H39ZM73 100H74V99H73ZM73 100H72V103H73ZM81 100H82V99H81ZM83 100H84V98H83ZM85 100H86V99H85ZM88 100H89V99H88ZM95 100H97V99H95ZM100 100H101V99H100ZM112 100H113V99H112ZM126 100H127V99H126ZM242 100H243V99H242ZM257 100H258V99H257ZM2 101H4V100H2ZM22 101H24V100H22ZM32 101H33V100H32ZM32 101H30V102L32 103ZM58 101H59V100H58ZM62 101H63V100H62ZM97 101H98V100H97ZM102 101H103V100H102ZM119 101H120V99H119ZM121 101H122V100H121ZM134 101H135V100H134ZM134 101H133V102H134ZM196 101H197V100H196ZM249 101H250V100H249ZM4 102H5V101H4ZM28 102H29V101H28ZM33 102H34V101H33ZM67 102H68V101H67ZM70 102H71V101H70ZM88 102H89V101H88ZM111 102H112V101H111ZM126 102H127V101H126ZM148 102H149V101H148ZM148 102H147V103H148ZM16 103H17V102H16ZM36 103H37V102H36ZM36 103H35V104H36ZM56 103H57V101H56ZM56 103H55V105H57ZM62 103H63V102H62ZM64 103H65V102H64ZM75 103H76V102H75ZM86 103H87V102H86ZM106 103H107V102H105V104H106ZM113 103H114V102H113ZM137 103H138V102H137ZM200 103H201V102H200ZM247 103H249V102L247 101ZM2 104H3V103H2ZM6 104H7V103H6ZM24 104H25V103H24ZM48 104H49V103H48ZM69 104H70V103H69ZM83 104H84V103H83ZM87 104H88V103H87ZM96 104H97V103H96ZM102 104H103V103H102ZM250 104H251V103H250ZM256 104H257V102H256ZM259 104H260V103H259ZM45 105H46V104H45ZM50 105H52V104H50ZM59 105H61V104H59ZM62 105H63V104H62ZM65 105H66V104H65ZM71 105H72V104H71ZM75 105H76V104H75ZM75 105H74V107H75ZM88 105H89V104H88ZM91 105H92V103H91ZM93 105H94V104H93ZM100 105H101V104H100ZM121 105H122V104H121ZM127 105H129V103H128ZM133 105L136 106L135 104H133ZM224 105H225V104H224ZM257 105H258V104H257ZM260 105H261V104H260ZM262 105H263V104H262ZM4 106H5V104H4ZM15 106H17V105H15ZM27 106H28V105H27ZM43 106H44V105H43ZM43 106H42V107H43ZM69 106H70V105H69ZM83 106H86V105L84 104ZM98 106H99V105H98ZM101 106H102V105H101ZM103 106H104V105H103ZM113 106H114V105H113ZM125 106H126V104H125ZM249 106H250V105H249ZM254 106H255V104H254ZM10 107H11V106H10ZM45 107H47V106H45ZM51 107H53V106H51ZM60 107H61V106H60ZM62 107H63V106H62ZM62 107H61V108H62ZM65 107H66V106H65ZM76 107H78V106H76ZM76 107H75V108H76ZM115 107H116V105H115ZM118 107H119V105H118ZM130 107H131V106H130ZM221 107H222V106H221ZM242 107H243V106H242ZM245 107H246V106H245ZM256 107H257V106H256ZM263 107H264V106H263ZM19 108H21V107H19ZM19 108H18V109H19ZM38 108H39V107H38ZM66 108H67V107H66ZM72 108H73V107H72ZM82 108H83V107H82ZM89 108H90V107H89ZM89 108H88V109H89ZM103 108H104V110L106 109L105 107H103ZM108 108H109V105H108ZM110 108H111V107H110ZM138 108H140V106H139ZM138 108H137V109H138ZM248 108H249V107H248ZM0 109H1V107H0ZM2 109H3V108H2ZM7 109H8V108H7ZM35 109H36V108H35ZM42 109H43V108H42ZM51 109H52V108H51ZM55 109H56V108H55ZM55 109H54V110H55ZM57 109H58V108H57ZM69 109H71V108H69ZM77 109H78V108H77ZM115 109H117V107H116ZM130 109H131V108H130ZM245 109L247 110V107H246ZM250 109H251V108H250ZM255 109H257V108H255ZM258 109H259V108H258ZM8 110H9V109H8ZM12 110H13V109H12ZM49 110H50V109H49ZM58 110H59V109H58ZM58 110H57V111H58ZM61 110H63V109H61ZM65 110H66V109H65ZM85 110H87V108H86ZM90 110H93V109L90 108ZM104 110H103V111H104ZM109 110H110V109H109ZM111 110H113V108H112ZM111 110H110V111H111ZM140 110H141V109H140ZM0 111H1V110H0ZM10 111H11V110H10ZM18 111H19V110H18ZM26 111H28V110H26ZM29 111H31V110H29ZM29 111H28V112H29ZM33 111H34V109H33ZM33 111H32V112H33ZM51 111H52V110H51ZM63 111H64V110H63ZM75 111H76V110H75ZM78 111H79V110H78ZM82 111H83V110H82ZM95 111H96V110H95ZM95 111H94V112H95ZM103 111L101 110L100 112H103ZM105 111H106V110H105ZM107 111H108V110H107ZM114 111H115V110H114ZM118 111H120V110H118ZM127 111H128V110H127ZM131 111H132V109H131ZM133 111H134V109H133ZM236 111H237V110H236ZM247 111H248V110H247ZM249 111H250V110H249ZM255 111H256V110H255ZM28 112H27V113H28ZM41 112H42V111H41ZM54 112H55V111H54ZM66 112H68V111L66 110ZM69 112H70V110H69ZM88 112H89V111H88ZM123 112H124V111H123ZM154 112H155V111H154ZM257 112H258V111H257ZM8 113H9V112H8ZM8 113H7V114H8ZM10 113H12V112H10ZM13 113H14V112H13ZM34 113H35V112H34ZM45 113H46V112H45ZM70 113H72V112H70ZM84 113H86V112H84ZM139 113H140V112H139ZM202 113H203V112H202ZM262 113H263V112H262ZM14 114H15V113H14ZM43 114H44V113H43ZM43 114H42V115H43ZM66 114H67V113H66ZM79 114H80V113H79ZM106 114H108V113L106 112ZM115 114H116V113H115ZM115 114H114V115H115ZM125 114H126V113H125ZM127 114H129V112H128ZM130 114H131V113H130ZM130 114H129L128 116H130ZM132 114H133V113H132ZM132 114H131V115H132ZM137 114H138V113H137ZM137 114H136V115H137ZM260 114H261V113H260ZM26 115H27V114H26ZM32 115H33V114H32ZM38 115H39V114H38ZM49 115H50V114H49ZM53 115H54V114H53ZM70 115H71V114H70ZM89 115H90V114H89ZM114 115H113V116H114ZM117 115H118V114H117ZM121 115H122V114H121ZM138 115H139V114H138ZM244 115H245V114H244ZM247 115H249V114H247ZM19 116H20V114H19ZM46 116H47V115H46ZM58 116H59V115H58ZM61 116H62V115H61ZM85 116H86V115H85ZM91 116H92V115H91ZM128 116H126V117H128ZM141 116H142V115H141ZM251 116H252V115H251ZM4 117H5V116H4ZM36 117H37V116H36ZM38 117H39V116H38ZM48 117H49V116H48ZM48 117H47V118H48ZM88 117H90V116H88ZM104 117H105V116H104ZM136 117H137V116H136ZM231 117H232V115H231ZM9 118H10V117H9ZM11 118H12V117H11ZM11 118H10V119H11ZM22 118H23V117H22ZM29 118H30V117H29ZM50 118H51V117H50ZM54 118H55V117H54ZM61 118H62V117H61ZM76 118H77V117H76ZM84 118H85V117H84ZM120 118H121V117H120ZM129 118H130V117H129ZM144 118H145V117H144ZM241 118H242V117H241ZM256 118H257V117H256ZM17 119H18V118H17ZM23 119H24V118H23ZM35 119H36V118H35ZM48 119H49V118H48ZM56 119H57V118H56ZM58 119H60V118L58 117ZM70 119H71V118H70ZM73 119H75V118H73ZM80 119H81V118H80ZM86 119H88V118H86ZM111 119H112V117H111ZM239 119H240V118H238V120H239ZM257 119H258V118H257ZM0 120H1V119H0ZM6 120H7V119H6ZM11 120H12V119H11ZM32 120H33V119H32ZM63 120H64V118H63ZM63 120H62V121H63ZM125 120H126V119H125ZM139 120H140V119H139ZM238 120H237V121H238ZM241 120L243 121V119H241ZM241 120H240V121H241ZM244 120H245V119H244ZM26 121H27V120H26ZM37 121H39V120H37ZM55 121H56V120H55ZM66 121H67V119L65 120V122H66ZM74 121H75V120H74ZM98 121H99V120H98ZM101 121H102V120H101ZM113 121H114V120H113ZM120 121H122V120H120ZM160 121H161V120H160ZM184 121H185V120H184ZM226 121H227V120H226ZM229 121H230V119H229ZM251 121H252V120H251ZM258 121H259V120H258ZM258 121H257V122H258ZM8 122H9V121H8ZM15 122H16V121H15ZM21 122H22V121H21ZM30 122H31V121H30ZM30 122H29V123H30ZM34 122H35V121H34ZM43 122H44V121H43ZM56 122H57V121H56ZM59 122H61V121L59 120ZM68 122H69V121H68ZM70 122H71V121H70ZM76 122H77V121H76ZM104 122H105V120H104ZM104 122H103V124H104ZM106 122H107V121H106ZM122 122H124V121H122ZM141 122H142V121H141ZM261 122H262V121H261ZM1 123H2V121H1ZM9 123H10V122H9ZM18 123H19V122H18ZM41 123H42V122H41ZM41 123H40V124H41ZM73 123H74V122H73ZM101 123H102V122H101ZM126 123H128V122H126ZM236 123H237V122H236ZM6 124H7V123H6ZM14 124H15V123H14ZM20 124H21V123H20ZM24 124H25V123H24ZM32 124H33V123H32ZM36 124H37V122H36ZM36 124H35V125H36ZM42 124H43V123H42ZM42 124H41V125H42ZM46 124H47V123H46ZM59 124H60V123H59ZM62 124H63V123H62ZM64 124H65V123H64ZM66 124H67V123H66ZM66 124H65V125H66ZM77 124H78V123H76V127H77ZM83 124H84V123H83ZM97 124H98V123H97ZM103 124H101L102 127H103L104 125L106 126V124H104V125H103ZM112 124H113V123H112ZM115 124H116V123H115ZM115 124H114V125H115ZM134 124H135V123H134ZM138 124H139V123H138ZM157 124H159V123H157ZM161 124H162V123H161ZM161 124H160V126L162 127ZM242 124H243V123L240 124L241 127H239V128H242V126H244V125H242ZM250 124H251V123H250ZM255 124H257V123H255ZM263 124H264V120H263V122L260 123L258 126L261 127V126H263ZM0 125H1V124H0ZM16 125H17V124H16ZM18 125H19V124H18ZM18 125H17V126H18ZM21 125H22V124H21ZM49 125H50V124H49ZM67 125H68V124H67ZM67 125H66V126H67ZM73 125H75V123H74ZM84 125H85V124H84ZM107 125H108V123H107ZM117 125H118V124H117ZM125 125H126V124H125ZM131 125H132V127L134 126L133 124H131ZM245 125H246V124H245ZM11 126H12V125H11ZM13 126H14V125H13ZM13 126H12V128H13ZM22 126H23V125H22ZM24 126H25V127H29V126L26 125V124H25ZM43 126H44V125H43ZM66 126H65V127H66ZM68 126L70 127V125H68ZM79 126H80V125H79ZM79 126H78V127H79ZM105 126H104V129H105ZM119 126H120V124H119ZM123 126H124V125H123ZM9 127H10V125H9ZM30 127H31V129H32L31 124H30ZM30 127H29V128H30ZM40 127H41V126H40ZM54 127H55V126H54ZM63 127H64V126H63ZM72 127H73V126H72ZM106 127H107V126H106ZM108 127H109V125H108ZM108 127H107V128H108ZM113 127H114V126H113ZM120 127H121V126H120ZM129 127H131V126H129ZM177 127H178V126H177ZM249 127H250V126H249ZM259 127H258V128H259ZM1 128H2V127H1ZM10 128H11V127H10ZM19 128H20V127H19ZM29 128H27V129H29ZM35 128H36V127H35ZM44 128H45V127H44ZM47 128H48V127H47ZM50 128H51V127H49L48 129H50ZM73 128H75V127H73ZM94 128L97 129V130L99 129V127L96 128V126L93 127V129H94ZM114 128H115V127H114ZM135 128H136V126H135ZM139 128H140V127H139ZM198 128H199V127H198ZM237 128H238V127H237ZM239 128H238V129H239ZM243 128H244V127H243ZM243 128H242V129H243ZM252 128H253V127H252ZM20 129H21V128H20ZM25 129H26V128H25ZM57 129H58V128H57ZM63 129H64V128H62V130H63ZM78 129H79V128H78ZM95 129H94V130H95ZM110 129H111V128H110ZM119 129H120V128H119ZM165 129H166V128H165ZM245 129H246V127H245ZM248 129H249V128H248ZM250 129H251V128H250ZM261 129H262V128H261ZM0 130H1V129H0ZM9 130H10V129H9ZM15 130H16V129H15ZM21 130H22V129H21ZM23 130H24V129H23ZM39 130H40V129H39ZM44 130H45V129H44ZM44 130H43V131H44ZM54 130H55V129H54ZM66 130H67V129H66ZM79 130H80V129H79ZM86 130H88V129H86ZM89 130H90V129H89ZM89 130H88V131H89ZM94 130H93V131H94ZM116 130H117V129H116ZM130 130H131V129H130ZM130 130H129V132H130ZM208 130H209V129H208ZM210 130H211V129H210ZM210 130H209V131H210ZM223 130H224V129H223ZM223 130H222V131H223ZM240 130H241V129H240ZM255 130H256V129H255ZM263 130H264V129H263ZM2 131H3V129H2ZM27 131H29V130H27ZM30 131H31V130H30ZM32 131H33V130H32ZM40 131H41V130H40ZM50 131H51V130H50ZM75 131H76V129H75ZM105 131H106V130H105ZM108 131H109V130H108ZM119 131H120V130H119ZM126 131H128V129H127ZM138 131H139V130H138ZM212 131H213V130H212ZM238 131H239V130H238ZM238 131H236V132H238ZM249 131H250V130H249ZM252 131H253V130H252ZM18 132H19V131H18ZM18 132H17V133H18ZM37 132H38V131H37ZM37 132H36V133H37ZM54 132H57V131H54ZM106 132H107V131H106ZM120 132H121V131H120ZM131 132H132V131H131ZM134 132H135V131H134ZM166 132H167V131H166ZM240 132H241V131H240ZM246 132H247V130H246ZM1 133H2V132H1ZM28 133H29V132H28ZM30 133H32V132H30ZM34 133H35V132H34ZM40 133H41V132H40ZM49 133L51 134V132H49ZM58 133H59V131H58ZM63 133H64V132H63ZM69 133H70V132H69ZM76 133H78V132H76ZM79 133H80V132H79ZM85 133H86V132H85ZM87 133H88V132H87ZM100 133H101V132H100ZM141 133H142V132H141ZM162 133L164 134V132H162ZM169 133H170V132H169ZM225 133H226V132H225ZM263 133H264V131H263ZM10 134H11V133H10ZM56 134H57V133H56ZM56 134H55V138H56ZM61 134H62V133H61ZM83 134H84V132H83ZM83 134H82V135H83ZM90 134H91V133H90ZM97 134H98V133H97ZM97 134H96V135H97ZM102 134H103V131H102ZM119 134H120V133H119ZM125 134H128V133H125ZM136 134H137V133H136ZM211 134H212V133H211ZM239 134H240V133H239ZM239 134H238L237 136H239ZM249 134H250V133H249ZM249 134H248V135H249ZM1 135H2V134H1ZM7 135H8V134H7ZM14 135H15V134H14ZM19 135H20V134H19ZM21 135H22V134H21ZM28 135H29V134H28ZM36 135H37V134H36ZM36 135H35V136H36ZM44 135H45V134H44ZM84 135H85V134H84ZM92 135H94V134H92ZM98 135H99V134H98ZM109 135H111V133H110ZM113 135H114V134H113ZM113 135H112V136H113ZM207 135H208V134H207ZM214 135H215V134H214ZM216 135H217V134H216ZM216 135H215V136H216ZM230 135H231V134H230ZM240 135H243V134H240ZM250 135H252V133H251ZM11 136H12V135H11ZM11 136L9 135V137H11ZM26 136H27V134L25 135V137H26ZM35 136H34V137H35ZM49 136H50V135H49ZM49 136H48V137H49ZM58 136H59V135H58ZM58 136H57V137H58ZM63 136H65V135H63ZM74 136H75V135H74ZM88 136H89V135H88ZM99 136H100V135H99ZM106 136H107V135H106ZM106 136H105V137H106ZM135 136H136V135H135ZM198 136H199V135H198ZM201 136H202V135H201ZM204 136H205V135H204ZM212 136H213V135H212ZM212 136H210V134H209V137H208V136H205V137L210 138V137H212ZM237 136H236V137H237ZM244 136H245V133H244ZM16 137H17V136H16ZM19 137H20V136H19ZM25 137H24V138H25ZM40 137H41V136H40ZM40 137H37V138H40ZM66 137H67V136H66ZM68 137H70V136L68 135ZM86 137H87V134H86ZM91 137H92V136H91ZM91 137H90V138H91ZM97 137H98V136H97ZM102 137H103V136H102ZM118 137H121V135L118 136ZM118 137H117V138H118ZM133 137H134V136H133ZM133 137H132V139H133ZM164 137H165V136H164ZM193 137H194V136H193ZM248 137H249V136H248ZM11 138H12V137H11ZM14 138H15V137H14ZM14 138H13V139H14ZM24 138H23V139H24ZM55 138L52 137V140L55 139ZM64 138H65V137H64ZM70 138H72V137H70ZM73 138H74V137H73ZM76 138H77V137H76ZM81 138H82V137H81ZM84 138H85V137H84ZM94 138H96V136H95ZM109 138H110V137H109ZM129 138H130V137H129ZM134 138H136V137H134ZM138 138H140V137H138ZM138 138H137V140H139ZM166 138H167V137H166ZM216 138H217V140H218V136L215 137V139H216ZM243 138L245 139V137H243ZM2 139H3V137H2ZM17 139H18V138H17ZM25 139H26V138H25ZM42 139H43V136H42ZM47 139H48V138H47ZM65 139H66V138H65ZM92 139H93V138H92ZM92 139H91V140H92ZM100 139H102V138H100ZM121 139H122V138H120V140H121ZM124 139H127V137H125V138L123 137V140H124ZM130 139H131V138H130ZM132 139H131V140H132ZM142 139H143V138H142ZM154 139H155V138H154ZM160 139H161V138H160ZM177 139H178V138H177ZM202 139L204 140L203 137H202ZM202 139L199 140V137H197V140H199V142H201V143L203 142ZM250 139H251V138H250ZM11 140H12V139H11ZM11 140H10L9 143H11ZM18 140H19V139H18ZM27 140H28V139H27ZM37 140H38V139H37ZM78 140H79V139H78ZM91 140H90V141H91ZM97 140H98V138H97ZM106 140H107V139H106ZM106 140H105V142H106ZM115 140H116V139H115ZM117 140H118V139H117ZM128 140H129V139H128ZM140 140H141V138H140ZM197 140L195 139V141H197ZM206 140H207V139H206ZM210 140H212V138H210ZM213 140H214V138H213ZM237 140H238V138H237ZM245 140H246V139H245ZM252 140H254V136H253V139H252ZM5 141H6V140H5ZM7 141H8V139H7ZM29 141H30V139H29ZM29 141H28V142H29ZM31 141H32V140H31ZM38 141H40V140H38ZM48 141H49V140H48ZM48 141H47V144L49 143ZM57 141H58V139H57ZM64 141H65V140H64ZM66 141H67V140H66ZM82 141H84V140H82ZM109 141H110V140H109ZM125 141H126V140H125ZM125 141H123V142H125ZM134 141H136V140H134ZM219 141H220V139H219ZM219 141H218V142H219ZM226 141H228V140H226ZM233 141L235 142V140H233ZM233 141H231V143H232ZM238 141H239V140H238ZM238 141H237V142H238ZM243 141H244V140H243ZM254 141H255V140H254ZM17 142H19V141H17ZM24 142H25V140H24ZM33 142H34V141H33ZM36 142H37V141H36ZM50 142H51V141H50ZM69 142H70V140H69ZM73 142H74V141H72V142H70V143H73ZM77 142H78V141H77ZM77 142H76V143H77ZM86 142H87V141H86ZM91 142H93V141H91ZM113 142H115V141H113ZM113 142H112V145H113ZM128 142H129V141H128ZM138 142H139V141H138ZM211 142H212V141H211ZM211 142H210V143H211ZM214 142H215V141H214ZM234 142H233V144H234ZM237 142H236V143H237ZM256 142H257V141H256ZM263 142H264V141H263ZM4 143H5V142H4ZM6 143H7V142H6ZM20 143H21V142H20ZM20 143H19L18 145H20ZM22 143H23V142H22ZM34 143H35V142H34ZM38 143H40V142H38ZM38 143H36V144H38ZM64 143L67 144L68 142H67V143L64 142ZM79 143H81V142H79ZM82 143H84V142H82ZM88 143H89V142H88ZM95 143H96V141H95ZM107 143H108V142H107ZM130 143H131V142H130ZM197 143H198V141H197ZM215 143H217V142H215ZM225 143L228 145L227 142H225ZM229 143H230V142H229ZM248 143H249V142H248ZM253 143H254V142H253ZM1 144H2V143H1ZM1 144H0V145H1ZM40 144H41V143H40ZM49 144H50V143H49ZM49 144H48V145H49ZM51 144H52V143H51ZM53 144H54V143H53ZM55 144H57V143H55ZM73 144H74V143H73ZM92 144H94V143H92ZM92 144H91V145H92ZM115 144H116V147H117V143H115ZM115 144H114V146H115ZM127 144H129V143H127ZM131 144H132V143H131ZM211 144H212V143H211ZM220 144H221V143H220ZM222 144H223V143H222ZM226 144H225V145H226ZM233 144H232V145H233ZM240 144H241V142H240ZM249 144H250V143H249ZM263 144H264V143H263ZM263 144H262V145H263ZM6 145H7V146H6ZM6 145L4 144V146L9 147V144H6ZM16 145H17V143H16ZM74 145H75V144H74ZM74 145H73V148L76 146V145H75V146H74ZM82 145H83V144H82ZM84 145H86V144H84ZM91 145H90V147H91ZM101 145H102V144H101ZM106 145H107V144H106ZM120 145H121V144H120ZM136 145H137V143H136ZM148 145H149V144H148ZM170 145H171V144H170ZM186 145H187V144H186ZM213 145H215V144H212V146H213ZM225 145H222V146H225ZM232 145H231V147H232ZM234 145H235V144H234ZM234 145H233V146H234ZM242 145H243V144H242ZM13 146H14V145L12 144V147H13ZM38 146H39V144H38ZM40 146H41V145H40ZM55 146H56V145H55ZM69 146H70V144H69ZM92 146H96V145H92ZM97 146H98V145H97ZM130 146H131V145H130ZM130 146H129V148H130ZM220 146H221V145H220ZM229 146H230V145H229ZM229 146H227L226 149H228ZM240 146H241V145H240ZM250 146H251V145H250ZM252 146H253V145H252ZM263 146H264V145H263ZM0 147H1V146H0ZM6 147H5V148H6ZM19 147H20V146H19ZM22 147H25V146H22ZM30 147H31V146H30ZM58 147H59V146H58ZM58 147H57V148H58ZM63 147H64V146H63ZM79 147H81V144H80V146L78 145V148H79ZM102 147H103V146H102ZM104 147H105V145H104ZM111 147H113V146H111ZM116 147H115V149H116ZM123 147H124V145H123ZM123 147H122V148H123ZM125 147H126V146H125ZM136 147H137V146H136ZM136 147H134L133 149H135ZM153 147H154V146H153ZM156 147H157V146H156ZM203 147H205V146H203ZM208 147H210V146H208ZM214 147H216V146H214ZM214 147H213V148H214ZM241 147H242V146H241ZM5 148H4V149H5ZM36 148H37V147H36ZM40 148H41V147H40ZM60 148H61V147H59V149H60ZM81 148H82V147H81ZM88 148H89V147H88ZM99 148H100V145H99L98 149H99ZM118 148H119V147H118ZM183 148H184V147H183ZM187 148H188V147H187ZM211 148H212V147H211ZM220 148H221V147H220ZM232 148H233V147H232ZM2 149H3V147H2ZM2 149H1V150H2ZM15 149H16V148H15ZM30 149H34V148H30ZM37 149H38V148H37ZM37 149H36V150H37ZM44 149H45V148H44ZM67 149H68V148H67ZM103 149H104V148H103ZM103 149H102V152L104 151ZM113 149H114V147H113ZM138 149H139V148H138ZM188 149H190V148H188ZM201 149H202V148H201ZM205 149H206V147H205ZM237 149H238V148H237ZM237 149H236V150H237ZM251 149H252V148H251ZM261 149H262V148H261ZM1 150H0V151H1ZM8 150H9V149H8ZM11 150H13V149L11 148ZM11 150H10V151H11ZM19 150H20V149H19ZM34 150H35V149H34ZM61 150H62V149H61ZM75 150H76V147H75ZM77 150H78V149H77ZM77 150H76V151H77ZM79 150H80V149H79ZM89 150H90V148H89ZM99 150H100V149H99ZM99 150H98V151H99ZM117 150H118V149H117ZM126 150H127V149H126ZM130 150H131V148L129 149V151H130ZM199 150H200V148H199ZM199 150H196V151H199ZM211 150H212V149H211ZM233 150H234V149H233ZM238 150H239V152H240V149H238ZM244 150H248L247 147H246V149H244ZM244 150H243V151H244ZM249 150H250V149H249ZM10 151H9V152H10ZM26 151H27V150H26ZM38 151H39V150H38ZM40 151H42V150H40ZM44 151H45V150H44ZM82 151H83V150H82ZM90 151H91V150H90ZM92 151H93V150H92ZM94 151H95V150H94ZM106 151H107V150H106ZM112 151H113V150H112ZM138 151H139V150H138ZM157 151H158V148H157ZM159 151H160V150H159ZM183 151H184V150H183ZM193 151H195V149H194ZM203 151L206 152L205 150H203ZM207 151L210 152L209 150H207ZM212 151H213V150H212ZM217 151H218V150H217ZM217 151H214V153L217 152ZM220 151H221V150H220ZM251 151H252V150H251ZM7 152H8V151H7ZM29 152H31V151H29ZM35 152H36V151H35ZM68 152H69V151H68ZM87 152H88V151H87ZM104 152H105V151H104ZM104 152H103V153H104ZM132 152H133V151H132ZM199 152H200V151H199ZM201 152H202V151H201ZM204 152H203V153H204ZM218 152H219V151H218ZM218 152H217V153H218ZM224 152H225V151H224ZM256 152H257V151H256ZM11 153H12V152H11ZM31 153H32V152H31ZM33 153H34V152H33ZM42 153H43V152H42ZM85 153H86V152H85ZM90 153H91V152H90ZM113 153H114V152H113ZM113 153L111 152V154H113ZM121 153H122V151H121ZM124 153H126V152H124ZM124 153H123V154H124ZM136 153H137V152H136ZM152 153H153V152H152ZM179 153H180V151H179ZM192 153H194V152H192ZM203 153H201V154H203ZM233 153H235V152H233ZM245 153H246V152H245ZM247 153H248V152H247ZM247 153H246V154H247ZM258 153H259V152H258ZM2 154L5 155L6 153L4 152V153H2ZM2 154H1V156H0L1 158L4 157V156H2ZM15 154H16V153H15ZM39 154H40V153H39ZM78 154H79V152H78ZM80 154H81V153H80ZM107 154H108V153H107ZM111 154H110V156H111ZM194 154H195V153H194ZM196 154H198V152H196ZM206 154H207V153H206ZM220 154H222V152H221ZM224 154H225V153H224ZM224 154H223V156H225ZM250 154H251V153H250ZM250 154H249V155H250ZM260 154L262 155L261 152H260ZM11 155H13V153H12ZM17 155H18V154H17ZM17 155H15L16 158H17L16 161H18V156H17ZM23 155H24V153H23ZM23 155L20 156L22 159H23ZM33 155H36V153L33 154ZM40 155H41V154H40ZM57 155H58V154H57ZM70 155H72V153H71ZM92 155H93V153H92ZM98 155H99V154H98ZM116 155H117V154H116ZM129 155H130V156L132 155L131 152H130ZM189 155L191 156L192 154H189ZM189 155H188V156H189ZM204 155H205V153H204ZM212 155H213V154H212ZM214 155H215V154H214ZM233 155H236V154H233ZM243 155H244V154H243ZM257 155H258V154H257ZM257 155H256V156H257ZM15 156H14V157H15ZM24 156H26V155H24ZM36 156H37V155H36ZM42 156H43V155H41V157H42ZM54 156H55V155H54ZM68 156H69V155H68ZM86 156H88V154H87ZM94 156H95V155H94ZM210 156H211V153H210ZM216 156H218V155H216ZM226 156H227V155H226ZM237 156H238V155H237ZM256 156H254V158H255ZM8 157L13 158V157L10 156V154H9ZM30 157H31V156H30ZM39 157H40V156H39ZM41 157H40V158H41ZM56 157H57V156H56ZM74 157H75V156H74ZM79 157H80V156H79ZM89 157H90V156H89ZM95 157H96V156H95ZM99 157H100V155H99ZM114 157H115V156H114ZM120 157H121V156H120ZM122 157L125 158V156H122ZM148 157H149V156H148ZM182 157H183V156H182ZM193 157H194V156H193ZM202 157H203V156H202ZM206 157H207V156H206ZM214 157H215V156H214ZM214 157L212 158L213 161L217 160L216 158H215V160H214ZM221 157H222V156H221ZM228 157H230V156H228ZM242 157H243V156H242ZM242 157H241V159H242ZM252 157H253V156H251V158H252ZM260 157H261V156H260ZM27 158H28V157H27ZM27 158H26V159H27ZM59 158H60V157H59ZM59 158H57V160H58ZM61 158H62V157H61ZM61 158H60V159H61ZM71 158H73V157L71 156ZM71 158H70V159H71ZM77 158H78V155H77ZM107 158H108V157H107ZM107 158H106V159H107ZM124 158H123V159H124ZM223 158H224V157H223ZM232 158H233V157H232ZM232 158H231V159H232ZM5 159H6V158H5ZM13 159H14V158H13ZM22 159H21V160H22ZM43 159H44V158H43ZM60 159H59V160H60ZM73 159H74V158H73ZM73 159H72V160H73ZM78 159H79V158H78ZM87 159H88V158H87ZM96 159H97V161H99V160L101 161V159H99L98 157H97ZM96 159H94V160H96ZM102 159H103V157H102ZM116 159H117V156H116ZM126 159H127V158H126ZM204 159H205V158H204ZM210 159H211V158H210ZM219 159H220V158H219ZM221 159H222V158H221ZM221 159H220V160H221ZM226 159H227V158H226ZM260 159H261V158H260ZM260 159H259V160H260ZM6 160H7V159H6ZM8 160H9V158H8ZM21 160H19V161H21ZM46 160H48V159H46ZM50 160H51V158H50ZM53 160H54V159H53ZM57 160H55V161H57ZM59 160H58V161H59ZM76 160H77V159H76ZM83 160H84V159H83ZM88 160H89V159H88ZM88 160H87V161H88ZM91 160H92V159H91ZM119 160H120V159H119ZM128 160H129V159H128ZM128 160H127V161H128ZM185 160L187 161V159H185ZM185 160H184V161H185ZM227 160H228V159H227ZM242 160H244V159H242ZM248 160H249V159H248ZM254 160H256V158H255ZM259 160H258V161H259ZM10 161H11V160H10ZM22 161H23V160H22ZM22 161H21V163H22ZM38 161H39V160H38ZM44 161H45V160H43V162H44ZM48 161H49V160H48ZM55 161H54V162H55ZM58 161H57V162H58ZM64 161H65V160H64ZM64 161H63V162H64ZM77 161H78V160H77ZM80 161H81V160H80ZM85 161H86V160H85ZM87 161H86V162H87ZM103 161H104V160H103ZM134 161H136V160L134 159ZM182 161H183V160H182ZM186 161H185V162H186ZM208 161H209V160H208ZM229 161H230V159H229ZM251 161H252V160H251ZM258 161L256 160V162H255V161H254V162L257 163ZM260 161H261V160H260ZM260 161H259V162H260ZM5 162H6V161H5ZM5 162H4V163H5ZM30 162H31V161H30ZM34 162H35V161H34ZM52 162H53V161H52ZM60 162H61V160H60ZM68 162H69V160H68ZM68 162H67V163H68ZM78 162H79V161H78ZM78 162H77V163H78ZM86 162H85V163H86ZM88 162H89V161H88ZM106 162H107V160H106ZM109 162H110V161H109ZM120 162H121V161H120ZM120 162H119V163H120ZM124 162H125V161H124ZM211 162H212V161H211ZM211 162H210V163H211ZM234 162H235V161H234ZM240 162H241V161H240ZM245 162H246V161H245ZM252 162H253V161H252ZM13 163H15V160H14ZM13 163H12V164H13ZM28 163H29V161H28ZM32 163H33V161H32ZM32 163H31V164H32ZM40 163H41V162H40ZM49 163H50V162H49ZM65 163H66V161H65ZM69 163H70V162H69ZM94 163H95V162H94ZM104 163H105V161H104ZM107 163H108V162H107ZM121 163H122V162H121ZM131 163L133 164V162H131ZM188 163H189V162H188ZM188 163L186 162V164H188ZM203 163H204V162H203ZM203 163H202V164H203ZM213 163H214V162H213ZM232 163H233V162H232ZM16 164H17V162H16ZM16 164H15V166H14L15 168L13 167L14 169H16ZM26 164H27V163H26ZM31 164H30V165H31ZM42 164H44V163H42ZM52 164H54V163H52ZM56 164H57V163H56ZM58 164L60 165V163H58ZM74 164H75V163H74ZM112 164H113V163H112ZM215 164H216V162H215ZM227 164H228V163H227V161H226V165H227ZM1 165H2V164H1ZM4 165H5V164H4ZM27 165H29V164H27ZM33 165H34V164H33ZM35 165H36V163H35ZM45 165H46V164H45ZM63 165H64V168L62 167V163H61V167H59V168H61V171H62L63 169H65V165H66V164H63ZM83 165H84V164H83ZM90 165H91V166H94V164H93V165L90 164ZM98 165H99V164H98ZM101 165H102V163H101ZM115 165H116V164H115ZM118 165L121 166V164H118ZM124 165H125V164H124ZM135 165H136V164H135ZM156 165H157V164H156ZM158 165H159V164H158ZM160 165H161V164H160ZM160 165H159V166H160ZM183 165H184V164H183ZM204 165H205V164H204ZM213 165H214V164H213ZM216 165H217V164H216ZM216 165H215V166H216ZM253 165H254V164H253ZM261 165H263V164H261ZM5 166H6V165H5ZM10 166H11V165H9L8 167H9V169L11 170L12 166H11V167H10ZM19 166H20V165H19ZM25 166H26V165H25ZM54 166H55V164H54ZM56 166H58V165H56ZM73 166H74V165H73ZM75 166H76V165H75ZM79 166H80V165H79ZM85 166H87V164L84 165V167H85ZM95 166H96V165H95ZM95 166H94V168H95ZM120 166H119V167H120ZM125 166H126V165H125ZM125 166H123V167H125ZM197 166H198V165H197ZM230 166H232V165H230ZM234 166H235V165H233L232 168H235ZM2 167H3V168H1V169H4V166H2ZM28 167H29V166H28ZM36 167H37V166H36ZM48 167H49V166H48ZM50 167H51V166H50ZM66 167H67V166H66ZM81 167H82V166H81ZM97 167H99V166H97ZM100 167H101V166H100ZM103 167H104V166H103ZM116 167H117V166H116ZM130 167H131V166H130ZM133 167H135V166L133 165ZM133 167H132V168H133ZM171 167H172V166H171ZM183 167H185V165H184ZM201 167H203V166H201ZM228 167H229V166H228ZM20 168H22V167H20ZM33 168H34V167H33ZM59 168H58V170H59ZM62 168H63V169H62ZM68 168H69V166H68ZM68 168H66V169H68ZM76 168H79V167H76ZM85 168H86V167H85ZM89 168H90V166H89ZM89 168H88V169H89ZM94 168H93V169H94ZM132 168H131V169H132ZM203 168H204V167H203ZM253 168H254V167H252L251 162H248V163L245 164V166H244L243 169H241V170L244 171V172L247 171V172H248V175L250 174L251 177L254 178L255 181H257V180L260 178L262 172H261L260 170H259L260 172H256L257 170L255 171V169H253ZM256 168H257V167H256ZM6 169H7V168H6ZM9 169H8V171H10ZM14 169H13V170H14ZM23 169H24V168H23ZM34 169H35V168H34ZM39 169H40V168H39ZM47 169H48V168H47ZM49 169L51 170L52 168H49ZM66 169H65V170H66ZM72 169H73V168H71V170H69V171H72ZM124 169H125V168H124ZM127 169H128V168H127ZM131 169L129 168V170H131ZM184 169H185V168H184ZM184 169H182V170H184ZM190 169H191V168H190ZM195 169H196V168H195ZM195 169H194V170H195ZM214 169H215V168H214ZM225 169H226V168H225ZM236 169H237V168H236ZM239 169H240V168H239ZM257 169H258V168H257ZM259 169H261V168H259ZM13 170H12V171H13ZM21 170H22V169H21ZM25 170H26V169H25ZM27 170H28V169H27ZM30 170H31V169H30ZM42 170H43V169H42ZM55 170H56V169H55ZM65 170H64V171H65ZM77 170H78V171H81L80 169H77ZM201 170H203V169H200V172H201ZM216 170H217V169H216ZM261 170H262V169H261ZM12 171H11V173H12ZM17 171H18V170H17ZM51 171H53V170H51ZM64 171H62V172H64ZM66 171H67V170H66ZM69 171H68V173H69ZM95 171H96V169H95ZM98 171H99V170H98ZM148 171H149V170H148ZM161 171H162V170H161ZM189 171H190V170H189ZM198 171H199V170H198ZM206 171H207V170H206ZM209 171H210V170H209ZM214 171H215V170H214ZM229 171H231V170H229ZM232 171H233V170H232ZM235 171H236V170H235ZM238 171H239V170H238ZM263 171H264V170H263ZM58 172H59V171H58ZM85 172H88V171L86 170ZM145 172H146V171H145ZM190 172H191V171H190ZM195 172H196V171H195ZM202 172H203V171H202ZM210 172H211V171H210ZM210 172H209V173H210ZM222 172H223V171H222ZM222 172H221V174H222ZM240 172H241V171H240ZM1 173H2V172H1ZM3 173H4V172H3ZM3 173H2V174H3ZM7 173H8V172H7ZM15 173H16V172H15ZM19 173H20V172H19ZM35 173H36V172H35ZM44 173H45V172H44ZM44 173H42V174H44ZM52 173H53V172H52ZM68 173H67V174H68ZM74 173H75V172H74ZM91 173H92V171H91ZM93 173H94V172H93ZM181 173H182V171H181ZM183 173H184V172H183ZM198 173H199V172H198ZM218 173H219V172H218ZM227 173H228V172H227ZM232 173H233V172H232ZM236 173H237V172H236ZM37 174H38V173H37ZM40 174H41V170H40ZM42 174H41V176H43ZM49 174H50V173H49ZM57 174H58V173H57ZM64 174H65V173H64ZM67 174H66V175H67ZM192 174H194V172H193ZM203 174H204V173H203ZM214 174H215V173H214ZM237 174H238V173H237ZM246 174H247V173L245 172V176H246ZM0 175H1V174H0ZM18 175H19V174H18ZM88 175H89V174H88ZM178 175H181V174H178ZM187 175H188V174H187ZM198 175H199V174H198ZM211 175H212V174H211ZM248 175H247V176H248ZM262 175H263V174H262ZM4 176H6V172H5V175H4ZM4 176H3V177H4ZM35 176H36V175H35ZM35 176H34V177H35ZM37 176H38V175H37ZM52 176H53V175H52ZM52 176H51V177H52ZM62 176H63V175H62ZM81 176H83V175H81ZM84 176H85V175H84ZM189 176H190V175H189ZM189 176H187V177H189ZM203 176H204V175H203ZM217 176H220V175L218 174ZM225 176H226V173H225ZM225 176H224V177H225ZM231 176H233V175H231ZM234 176H235V175H234ZM234 176H233V177H234ZM23 177H24V176H23ZM32 177H33V176H32ZM55 177H56V176H55ZM64 177H66V176L64 175ZM73 177H74V176H73ZM108 177H109V176H108ZM192 177H193V176H192ZM194 177H195V176H194ZM197 177H198V176H197ZM215 177H216V176H215ZM215 177H214V179H215ZM221 177L224 178L223 176H221ZM233 177H232V178H233ZM262 177H263V176H262ZM262 177H261V178H262ZM0 178L2 179V177H0ZM6 178H7V177H6ZM26 178H28V177H26ZM38 178H39V177H38ZM59 178H60V176H59ZM61 178H62V177H61ZM77 178H78V177H77ZM82 178H83V177H81V179H82ZM117 178H118V177H117ZM227 178H228V177H226V179H227ZM239 178H241V177H239ZM242 178H243V177H242ZM242 178H241V179H242ZM245 178H246V177H245ZM3 179H4V178H3ZM43 179H46V178H44V176H43ZM55 179H56V178H55ZM68 179H69V178H68ZM75 179H76V178H75ZM83 179H84V178H83ZM185 179H186V178H185ZM197 179H198V178H197ZM197 179H196V180H197ZM212 179H213V178H212ZM218 179H219V178H218ZM235 179H236V178H235ZM237 179H238V178H237ZM249 179H250V178H249ZM18 180H19V179H18ZM34 180H35V179H33V180L31 179V182H32L33 184H34V182H33ZM47 180H48V179H47ZM122 180H123V179H122ZM181 180H182V179H181ZM194 180H195V178H194ZM196 180H195V181H196ZM203 180H205V179H203ZM209 180H210V179H209ZM228 180H229V179H228ZM245 180H246V179H245ZM263 180H264V179L262 178V181H263ZM14 181H15V180H14ZM20 181H21V180H20ZM49 181H50V180H49ZM49 181H48V183H49ZM55 181H56V180H55ZM73 181H74V180H73ZM79 181H80V180H79ZM138 181H139V180H138ZM179 181H180V179H179ZM195 181H194V182H195ZM198 181H199V179H198ZM200 181H201V179H200ZM235 181H236V180H235ZM241 181H242V180H241ZM260 181H261V180H260ZM12 182H13V181H12ZM22 182H24V181H22ZM31 182H30V183H31ZM35 182H36V181H35ZM38 182H39V180H37V183H38ZM40 182H41V181H40ZM40 182H39V183H40ZM50 182H51V181H50ZM52 182H53V181H52ZM66 182H68V180H67ZM69 182L72 183L71 181H69ZM184 182H185V185H186V181H184ZM210 182H211V181H210ZM217 182H218V181H217ZM252 182H254V180H253ZM17 183H18V182H17ZM28 183H29V182H28ZM28 183H27V184H28ZM32 183H31V185H32ZM43 183H45V182H43ZM43 183H40L39 185H37V186L35 185V186L38 187V186H40L41 184L43 185ZM175 183H176V181H175ZM177 183H179V182H177ZM177 183H176V184H177ZM180 183H181V182H180ZM187 183H188V182H187ZM255 183H256V182H255ZM255 183H254V184H255ZM263 183H264V181H263ZM45 184H46V183H45ZM55 184H56V183H55ZM57 184H59V182H58ZM116 184H117V183H116ZM189 184H190V183H189ZM189 184H188V185H189ZM192 184H193V183H192ZM198 184H199V183H198ZM203 184H204V183H203ZM211 184H212V183H211ZM216 184H217V183H216ZM241 184H243V183H241ZM48 185H51V184L49 183ZM65 185H66V183H65ZM68 185H70V184H68ZM205 185H206V184H205ZM220 185H221V184H220ZM220 185H219V186H220ZM248 185H249V184H248ZM17 186H18V185H17ZM17 186H16V188L18 189ZM26 186H27V185H26ZM44 186H45V185H44ZM62 186H63V184H62ZM72 186H73V185H72ZM90 186H91V185H90ZM117 186H118V185H117ZM194 186H195V185H194ZM198 186H199V185H198ZM219 186H218V187H219ZM222 186L224 187V189H226V190L229 192L230 195H232V198H235V200L238 202L237 206H238V205L240 206V205H242V204H244V203H246V204H247V203L250 204V205H251V206L249 205L250 208L248 207L249 210H248V211L246 210V212H245V210H244L245 213L243 214V212H242V214H243L244 216H243V217L241 216L242 219H240V221H238V222L236 223V221H234V220L232 219V217L230 216V214L227 213V212H228V211H227V209H228V208H227L228 203H227V201L224 202L225 199H226L225 197H224V200H223V198H219V197L212 196L213 198L211 197V198H212L211 201H212V200H213V201H216V204L214 203V205H212V207L210 206V207H209V208H210V211L208 210V212L205 211V210H202V209L204 208V206H205V203L202 204V202H203L202 200H201L202 202H198L199 200H197V202H196V201H193V203H192V208L194 207V209H195L194 211H197L196 213H200V212L202 213V212H204L205 214L207 213V215H205V217H204V219H203L202 221H199V220H198L201 224H200L199 222H197V223H199V224H197V225H196V224L193 225L192 228H191V230H190V232H188V233L193 234V235L195 236V238H198V239H203V238H204V239L208 242L207 244H209V245H210V243L213 244V245H212L213 247L210 248V250H209V254H208V258H207V262H206L207 264H264V194H263V193L261 194V193H260L261 191L259 192L258 189H257V191H255V190H253V188H252V189H251V188H244V186L241 187V186H239V184H233V183H230V182H228V181H224V183H222ZM250 186H252V185H250ZM11 187H12V186H11ZM36 187H34V188H36ZM40 187H41V186H40ZM51 187H52V186H51ZM56 187H57V186H56ZM66 187H67V186H66ZM73 187H74V186H73ZM92 187H93V186H92ZM94 187H95V186H94ZM121 187H122V186H121ZM131 187H132V186H131ZM173 187H174V186H173ZM186 187H187V186H186ZM189 187H192V186H189ZM195 187H196V186H195ZM195 187H194V189H195ZM200 187H201V184H200ZM206 187H209V186H206ZM206 187H205V188H206ZM257 187H258V186H257ZM19 188H20V187H19ZM22 188H23V187H22ZM26 188H29V186L26 187ZM45 188H46V187H45ZM57 188H58V187H57ZM71 188H72V187H71ZM182 188H183V187H182ZM254 188H255V187H254ZM8 189H10V188H8ZM8 189H7V190H8ZM29 189H30V188H29ZM32 189H33V188H32ZM38 189H39V188H38ZM54 189H56V188H54ZM58 189H59V188H58ZM67 189H68V188H67ZM80 189H81V188H80ZM84 189H85V188H84ZM91 189H93V188H91ZM116 189H117V188H116ZM179 189H181V186H180ZM184 189H185V186H184ZM200 189H201V188H200ZM220 189H221V188H220ZM261 189H262V188H261ZM13 190H14V189H13ZM19 190H20V189H19ZM22 190H23V189H22ZM22 190H21V191H22ZM27 190H28V189H27ZM34 190H35V189H34ZM46 190H47V189H46ZM50 190H51V189H50ZM77 190H78V189H77ZM120 190H121V189H120ZM126 190H127V189H126ZM176 190H178V189H176ZM185 190H186V189H185ZM188 190H189V188H188ZM195 190H196V189H195ZM209 190H210V189H209ZM14 191H15V190H14ZM17 191H18V190H17ZM31 191H32V190H31ZM48 191H49V189H48ZM52 191H53V190H51V191H49V192H52ZM56 191H57V190H56ZM58 191H60V190H58ZM61 191H62V190H61ZM63 191H64V190H63ZM65 191H66V190H65ZM79 191H80V190H79ZM95 191H96V190H95ZM138 191H139V190H138ZM162 191H163V190H162ZM180 191H181V190H180ZM190 191H191V190H190ZM216 191H217V190H216ZM222 191H223V190H222ZM6 192H7V191H6ZM10 192H12V191H10ZM22 192H23V191H22ZM22 192H21V193H22ZM25 192H26V191H25ZM35 192H37V191H35ZM38 192H39V191H38ZM41 192H42V191H41ZM89 192H90V191H89ZM91 192H92V191H91ZM93 192H94V191H93ZM98 192H99V191H98ZM111 192H112V191H111ZM204 192H205V191H204ZM207 192H208V191H207ZM220 192H221V191H220ZM225 192H226V191H225ZM18 193H20V192H18ZM29 193H30V192H29ZM39 193H40V192H39ZM42 193H43V192H42ZM65 193H66V192H65ZM74 193H75V192H74ZM86 193H87V192H86ZM95 193H96V192H95ZM126 193H127V192H126ZM145 193H146V192H145ZM153 193H154V192H153ZM163 193H164V192H163ZM170 193H171V192H170ZM170 193H169V194H170ZM179 193H180V192H178V195H179ZM184 193H185V192H184ZM188 193H189V192H188ZM194 193H195V192H194ZM200 193H201V191H200ZM23 194H24V193H23ZM33 194H34V193H33ZM40 194H41V193H40ZM47 194H48V193H47ZM59 194H61V192H60ZM67 194H68V193H67ZM76 194H77V193H76ZM87 194H88V193H87ZM112 194H114V192H113ZM127 194H128V193H127ZM158 194H159V193H157V195H158ZM165 194H166V193H165ZM175 194H176V193L174 192V194H172V195H175ZM224 194H226V193H224ZM11 195H12V194H10L9 196H11ZM28 195H29V194H28ZM36 195H37V194H36ZM45 195H46V194H45ZM78 195H80V194H78ZM81 195H82V194H81ZM91 195L93 196L94 194L91 193ZM114 195H115V194H114ZM121 195H122V194H121ZM147 195H148V194H147ZM149 195H150V194H149ZM181 195L183 196V193H182V194L180 193V196H181ZM198 195H200V194L198 193ZM211 195H213V193H212ZM211 195H210V196H211ZM217 195H218V194H217ZM12 196H13V195H12ZM18 196H19V195H18ZM22 196H24V195H22ZM39 196H40V195H39ZM47 196H48V195H47ZM53 196H54V193H53ZM55 196H57V195L55 194ZM66 196H67V195H66ZM76 196H77V195H76ZM76 196H75V197H76ZM88 196H89V195H88ZM88 196H87V197H88ZM92 196H91V197H92ZM94 196H95V195H94ZM94 196H93V197H94ZM101 196H102V195H101ZM117 196H118V195H117ZM123 196H125V195H123ZM160 196H161V195H159V198H160ZM167 196H169V195H167ZM200 196H201V195H200ZM202 196H204V194H203ZM219 196H220V195H219ZM225 196H226V195H225ZM15 197H16V196H15ZM25 197H26V196H25ZM31 197H32V196H31ZM44 197H45V196H44ZM48 197H49V196H48ZM63 197L65 198V196H63ZM82 197H83V196H82ZM95 197H96V196H95ZM95 197H94V198H95ZM118 197H119V196H118ZM120 197H121V196H120ZM153 197H154V196H153ZM163 197L165 198V196H163ZM169 197H170V196H169ZM169 197H168V199H169ZM186 197H187V196H186ZM206 197H208V195H207ZM228 197H229V196H228ZM228 197H227V198H228ZM12 198H13V197H12ZM23 198H24V197H22V199H23ZM29 198H30V197H29ZM72 198H73V197H72ZM83 198L85 199V197H83ZM88 198H89V197H88ZM97 198H98V197H97ZM110 198H112V197H110ZM110 198H108L109 201H110ZM115 198H116V197H115ZM147 198H148V197H147ZM149 198H150V197H149ZM149 198H148V199H149ZM164 198H163V199H164ZM172 198L175 200V197H174V196H173ZM181 198H182V197H181ZM181 198H180V199H181ZM208 198H209V197H208ZM13 199H14V198H13ZM18 199H20V198H18ZM37 199H38V197H37ZM39 199H40V198H39ZM42 199H43V198H42ZM45 199H46V198H45ZM51 199H52V198H51ZM90 199H91V198H90ZM95 199H96V198H95ZM99 199H100V198H98V200H99ZM101 199H102V198H101ZM148 199H147V202H148ZM187 199H188V198H187ZM195 199H196V197H195ZM195 199H194V200H195ZM200 199H201V198H200ZM202 199H203V198H202ZM29 200H30V199H29ZM76 200H77V198H76ZM86 200H87V199H86ZM138 200H139V199H138ZM138 200H136V203H137ZM159 200L162 201V199H159ZM159 200H158V201H159ZM166 200H167V199H166ZM174 200H172V201H174ZM226 200H227V199H226ZM15 201H16V200H15ZM20 201H21V199H20ZM33 201H34V200H33ZM37 201H38V200H37ZM41 201H42V200H41ZM41 201H40V202H41ZM72 201H73V200H72ZM109 201H108V202H109ZM115 201H116V200H115ZM127 201H128V200H126V199H125V202H126V203L123 202V199H122V201H121V200H120V201H117V202H119V203H118V206H119V204H120L121 202H123L122 204H123V207H124V203H125V205H126V204H127ZM130 201H131V200H129V202H130ZM185 201H186V200H185ZM217 201H218V202H217ZM228 201H229V200H228ZM233 201H234V200H233ZM23 202H24V201H23ZM34 202H35V201H34ZM40 202L38 201L39 204H40ZM62 202H64V201H62ZM81 202H82V201H81ZM91 202H92V201H91ZM103 202H104V201H103ZM103 202L101 201L102 204H103ZM108 202H107V203H108ZM117 202H116V203H117ZM133 202H134V201H133ZM141 202H142V201H141ZM143 202H145V201H143ZM154 202H155V201H153V206H151L150 203H149V206H150V207H154V208H156L155 205H154ZM168 202H169V201H168ZM174 202H175V201H174ZM0 203H1V202H0ZM18 203H19V202H18ZM24 203H25V202H24ZM24 203H23V204H24ZM35 203H36V202H35ZM35 203H34V204H35ZM38 203H37V204H38ZM70 203H71V202H70ZM74 203H75V201H74ZM82 203H83V202H82ZM94 203H96L95 200H94ZM99 203H100V200H99ZM109 203H110V202H109ZM181 203H182V202H181ZM184 203H185V202H183L182 204H184ZM230 203L232 204V202H230ZM11 204H12V203H11ZM15 204H17V203H15ZM21 204H22V203H21ZM29 204H30V202H29ZM39 204H38V205H39ZM41 204H43V203H41ZM51 204H52V203H51ZM60 204H62V203H60ZM67 204H68V203H67ZM67 204H66V205H67ZM71 204H72V203H71ZM90 204H91V203H90ZM110 204H111V203H110ZM122 204H121V205H122ZM131 204H132V203H131ZM138 204H140V202H139ZM142 204H144V203H142ZM159 204H161V203H159ZM162 204H163V202H162ZM162 204H161V206H162ZM169 204H170V203H169ZM171 204H172V202H171ZM176 204H177V203H176ZM185 204H186V203H185ZM188 204H189V203H188ZM234 204H235V203H233L232 206H234ZM13 205H14V204H13ZM13 205H12V206H13ZM45 205H46V204H45ZM74 205H75V204H74ZM83 205H84V204H83ZM96 205H97V204H96ZM99 205H100V204H99ZM127 205H130V203L127 204ZM145 205H148V203H146ZM165 205H166V204H165ZM186 205H187V204H186ZM186 205H185V206H186ZM229 205H230V204H229ZM1 206H3V205H1ZM18 206H19V205H18ZM23 206H24V205H23ZM35 206H36V205H35ZM52 206H53V205H52ZM59 206H60V205H59ZM81 206H82V204H81ZM81 206H80V207H81ZM85 206H86V205H85ZM106 206H110V205H106ZM111 206H112V205H111ZM111 206H110V207H111ZM113 206H114V205H113ZM115 206H116V205H115ZM118 206H116V207H118ZM131 206H132V205H131ZM134 206H136V205H134ZM141 206H142V205H141ZM161 206H160V209H161ZM166 206H167V205H166ZM175 206H176V205H175ZM187 206H188V205H187ZM208 206H209V205H208ZM235 206H236V205H235ZM235 206H234V208H235ZM15 207H16V206H15ZM26 207H27V206H26ZM50 207H51V206H50ZM53 207H54V206H53ZM65 207H66V206H65ZM86 207L89 208L90 206H89V207L86 206ZM104 207H105V205H104ZM120 207H121V206H120ZM125 207H126V206H125ZM163 207H165V206H162V208H163ZM172 207H173V206H172ZM177 207H179V205H177ZM189 207H190V206H189ZM18 208H19V207H18ZM30 208H33V207H30ZM30 208H29V209H30ZM36 208L38 209V207H36ZM54 208H55V207H54ZM77 208H78V207H77ZM77 208H76V209H77ZM90 208H91V207H90ZM93 208H94V206H93ZM93 208H92V210H93ZM95 208H97V206H96ZM106 208H107V207H105V209H106ZM108 208H109V207H108ZM112 208H113V207H112ZM127 208H128V207H127ZM134 208H135V207H134ZM139 208H140V207H139ZM142 208H143V207H142ZM144 208H145V207H144ZM146 208H147V207H146ZM146 208H145V209H146ZM169 208H171V206H170ZM169 208H168V209H169ZM181 208H182V207H181ZM181 208H180V209H181ZM184 208H185V207H184ZM184 208H183V209H184ZM230 208H232V207H229V210H230ZM244 208H246V205H245ZM14 209H15V208H14ZM14 209H13V210H14ZM16 209H17V208H16ZM19 209H20V208H19ZM25 209H26V208H25ZM27 209H28V208H27ZM50 209H52V208H50ZM50 209H49V211H51ZM61 209H62V208H61ZM66 209H67V208H66ZM66 209H64V211H65ZM73 209H74V208H73ZM115 209H116V208H115ZM115 209H114V210H115ZM117 209H118V208H117ZM130 209H131V207H130ZM140 209H141V208H140ZM140 209H139V210H140ZM148 209H150V208L148 207ZM168 209H166V210H168ZM174 209H175V208H174ZM174 209H173V210H174ZM176 209H178V208H176ZM235 209H236V208H235ZM238 209H239V208H238ZM13 210H12V211H13ZM33 210H34V209H33ZM62 210H63V209H62ZM79 210H81V209H79ZM87 210H88V209H87ZM94 210H95V209H94ZM110 210H111V209H109V211L107 212V215H108L109 212H111V214H112L113 211H110ZM112 210H113V209H112ZM126 210H127V209H126ZM126 210H124V212H125ZM133 210H134V209H133ZM135 210H136V209H135ZM137 210H138V207H137ZM137 210H136V211H137ZM153 210H154V209H153ZM156 210L158 211V208H157ZM156 210H155V211H156ZM164 210H165V209H163V211H164ZM190 210H192V209H190ZM231 210H232V209H231ZM236 210H237V209H236ZM236 210H235V212H236ZM0 211H1V209H0ZM2 211H3V210H2ZM23 211H24V210H23ZM49 211H48V212H49ZM53 211H54V209H53ZM55 211H56V210H55ZM82 211H83V210H82ZM89 211H90V210H89ZM89 211H88V212H89ZM119 211H121V210H119ZM141 211H142V210H140V212H141ZM146 211H147V209H146ZM148 211H149V210H148ZM148 211H147V213H148ZM151 211H152V210H151ZM159 211H160V210H159ZM161 211H162V210H161ZM161 211H160V212H161ZM171 211H172V210H171ZM188 211H189V210H188ZM6 212H7V211H6ZM32 212H33V211H32ZM32 212H30V213H32ZM57 212H58V211H57ZM61 212H63V211H61ZM69 212H71V211H69ZM79 212H80V211H79ZM100 212H101V210H100ZM115 212H117V211L115 210ZM126 212H127V211H126ZM129 212H130V211H129ZM149 212H150V211H149ZM165 212H166V211H165ZM168 212H169V211H168ZM168 212H167V213H168ZM174 212H175V211H174ZM174 212H172V213H174ZM180 212H181V211H180ZM180 212H178V213H180ZM229 212H230V211H229ZM24 213H25V212H24ZM30 213H29V214H30ZM52 213H53V212H52ZM67 213H68V212H67ZM72 213H73V212H72ZM117 213H118V212H117ZM117 213H116V214H117ZM122 213H123V212H122ZM133 213H134V212H133ZM147 213H146V214H147ZM153 213H154V212H153ZM157 213H158V212H157ZM161 213H162V212H161ZM170 213H171V212H170ZM185 213H186V212H185ZM6 214H7V213H6ZM6 214H4V216H2V215H1V216H2V217H7ZM20 214H21V213H20ZM48 214H49V213H48ZM59 214H60V213H59ZM64 214H66V213H64ZM68 214H69V213H68ZM75 214H77V213H75ZM87 214H88V213H87ZM98 214H99V212H98ZM105 214H106V213H105ZM105 214H104V215H105ZM114 214H115V213H114ZM119 214H120V213H119ZM119 214H118V215H119ZM124 214H126V213H124ZM162 214H163V213H162ZM174 214H175V213H174ZM176 214H177V213H176ZM187 214H188V213H187ZM21 215H22V214H21ZM24 215H26V214H24ZM37 215H38V214H37ZM66 215H67V214H66ZM83 215H84V214H83ZM85 215H86V214H85ZM94 215H95V214H94ZM126 215H127V214H126ZM128 215H129V214H128ZM128 215H127V216H128ZM148 215H149V213H148ZM152 215H153V217H154V215H156V214H152ZM160 215H161V214H160ZM164 215H165V214H164ZM197 215H198V214H197ZM231 215H232V213H231ZM19 216H20V215H19ZM19 216H18V217H19ZM31 216H33V215H30V217H31ZM51 216H52V215H51ZM63 216H64V215H63ZM67 216H68V215H67ZM110 216H111V215H110ZM112 216H114V215H112ZM116 216H117V215H116ZM121 216H122V215H121ZM124 216H125V215H124ZM137 216H138V215H137ZM144 216H145V215H144ZM176 216H178V215H176ZM206 216H208V217H206ZM8 217H9V216H8ZM14 217H17V216L15 215ZM21 217H22V216H21ZM21 217H19V219H18L17 221H19L20 219H22ZM23 217H24V216H23ZM30 217H29V218H30ZM35 217H36V216H35ZM42 217H43V216H42ZM42 217H41V218H42ZM60 217H61V216H60ZM81 217H82V216H81ZM85 217H86V216H85ZM87 217H88V216H87ZM93 217H94V216H93ZM93 217H92V218H93ZM96 217H97V216H96ZM156 217H157V216H156ZM159 217H160V216H159ZM169 217H170V216H169ZM180 217H181V216H180ZM237 217L239 218V216H236V218H237ZM33 218H34V217H33ZM37 218H38V217H37ZM44 218H45V215H44ZM51 218H52V217H51ZM72 218H73V217H72ZM105 218H111V217H105ZM113 218H114V217H113ZM116 218H117V217H115L114 219L116 220ZM126 218H127V217H126ZM141 218L143 219V217H141ZM146 218H147V217H146ZM148 218H149V216H148ZM184 218H185V217H184ZM186 218H187V217H186ZM188 218H190V217H188ZM191 218H192V217H191ZM196 218H198V217H196ZM16 219H17V218H16ZM27 219H28V217H27ZM30 219H31V218H30ZM39 219H40V218H39ZM63 219H64V218H63ZM82 219H84V218H82ZM89 219H90V218H89ZM89 219H88V220H89ZM93 219H94V218H93ZM111 219H112V218H111ZM117 219H118V218H117ZM121 219H124V218H121ZM127 219H128V218H127ZM127 219H126V220H127ZM132 219H133V218H132ZM136 219H137V218H136ZM150 219H151V218H150ZM157 219H158V220H161V219H159L158 217L156 218V220H157ZM162 219H163V218H162ZM5 220H6V219H5ZM5 220H4V221H5ZM31 220H32V219H31ZM65 220H67V218H66ZM90 220H91V219H90ZM100 220H101V219H100ZM104 220H105V219H104ZM109 220H110V219H108V221H109ZM118 220H119V219H118ZM146 220H147V219H146ZM167 220H168V219H167ZM0 221H1V220H0ZM6 221H7V220H6ZM25 221H26V220H25ZM45 221H46V220H45ZM68 221H70V218H68ZM74 221H75V220H74ZM83 221H84V220H83ZM91 221H92V220H91ZM93 221H95V220H93ZM102 221H103V220H102ZM105 221H106V220H105ZM105 221H104V222H105ZM127 221H128V220H127ZM147 221H148V220H147ZM154 221H155V220H154ZM172 221H173V220H172ZM14 222H16V221H14ZM14 222H13V224H14ZM30 222H31V221H30ZM37 222H38V221H37ZM55 222H56V221H54V223H55ZM57 222H59V221H57ZM72 222H73V220H72ZM76 222H77V221H76ZM85 222H88V224L90 223L89 221H85ZM85 222H84V223H85ZM96 222H97V221H96ZM96 222H95V223H96ZM99 222H101V221H99ZM104 222H103V223H104ZM119 222H120V220H119ZM125 222H126V221H125ZM131 222H132V221H131ZM138 222H140V221L138 220ZM159 222H160V221H159ZM173 222H174V221H173ZM178 222H179V221H178ZM183 222H185V221H183ZM6 223H7V222H6ZM9 223H10V222H9ZM21 223H22V222H21ZM25 223H26V222H25ZM25 223H22V224H25ZM27 223H28V222H27ZM27 223H26V224H27ZM41 223H42V222H41ZM73 223H74V222H73ZM103 223L101 222V224H103ZM107 223H108V222H107ZM123 223H124V221H123ZM127 223H128V222H127ZM151 223H153V222H151ZM156 223H157V222H156ZM179 223H180V222H179ZM181 223H182V222H181ZM235 223H236V224H235ZM13 224H12V226H13ZM16 224H17V223H16ZM63 224H64V223H63ZM65 224H66V222H65ZM74 224H75V223H74ZM105 224H106V223H105ZM112 224H113V223H112ZM116 224L118 225V223H116ZM119 224H120V223H119ZM121 224H122V223H121ZM125 224H126V223H125ZM133 224H134V223H133ZM133 224H132V225H133ZM144 224H147V223H144ZM144 224H143V225H144ZM148 224H149V223H148ZM153 224H154V223H153ZM157 224L159 225V223H157ZM175 224H177V223H175ZM6 225H7V224H6ZM37 225H38V224H37ZM46 225H47V226H50V225H48V224H46ZM52 225H53V224H52ZM58 225H59V224H57L56 226H58ZM86 225H87V223H86ZM97 225H98V223H97ZM108 225H110V224H108ZM108 225H107V226H108ZM127 225H128V224H127ZM129 225H131V224H129ZM141 225H142V224H141ZM170 225H172V224H170ZM0 226H1V225H0ZM7 226L9 227V225H7ZM32 226H33V225H32ZM43 226H44V225H43ZM56 226H55V227H56ZM63 226H65V225H63ZM68 226H69V225H68ZM77 226H79V225H77ZM90 226H91V225H90ZM92 226H93V224H92ZM100 226H102V225H100ZM104 226H105V225H104ZM114 226H116V225H114ZM123 226H124V224H123ZM134 226H135V224H134ZM147 226H148V225H147ZM147 226H146V227H147ZM149 226H150V224H149ZM160 226H161V224H160ZM173 226H174V225H173ZM209 226H210V227H209ZM5 227H6V226H5ZM13 227H14V226H13ZM50 227H51V226H50ZM70 227H71V225H70ZM72 227H73V226H72ZM95 227H96V226H95ZM105 227H106V226H105ZM112 227H113V226H112ZM118 227H119V226H118ZM118 227H117V228H118ZM126 227H127V226H126ZM126 227L124 226V229H125V230L127 229ZM131 227H132V226H131ZM136 227H137V225H136ZM144 227H145V225H144ZM158 227H159V226H158ZM177 227H179V226H177ZM0 228H1V227H0ZM3 228H4V227H3ZM14 228H15V227H14ZM37 228H39V227H37ZM45 228H46V227H45ZM47 228H48V227H47ZM47 228H46V229H47ZM56 228H57V227H56ZM58 228H59V227H58ZM60 228H61V227H60ZM73 228H74V227H73ZM75 228H76V227H75ZM88 228H90V227H88ZM97 228H98V227H97ZM110 228H111V227H110ZM128 228H129V227H128ZM133 228H134V227H133ZM133 228H132V229H133ZM140 228L142 229V227H140ZM171 228H172V227H171ZM175 228H176V227H175ZM182 228H183V226H182ZM185 228H186V227H185ZM189 228H190V227H189ZM4 229H5V228H4ZM54 229H55V228H54ZM67 229H68V228H67ZM67 229H66V230H67ZM81 229H83V228L81 227ZM85 229H86V228H85ZM85 229H84V231H87V236H85V235H83V236L88 237L89 240H90V242L93 241L94 238L96 237L94 231H97V230H94L95 228L93 229L94 231H93L92 229H88V230H85ZM104 229H105V228H104ZM113 229H114V228H113ZM118 229H119V228H118ZM120 229H121V228H120ZM130 229H131V228H130ZM132 229H131V230H132ZM146 229H147V228H146ZM149 229H150V228H149ZM158 229H159V228H158ZM160 229L162 230V228H160ZM164 229H165V228H164ZM172 229H173V228H172ZM187 229H188V228H187ZM187 229H186V231H187ZM5 230L7 231L8 229H5ZM11 230H13V229H11ZM16 230L18 231V229H16ZM48 230H49V229H48ZM50 230H52V229H50ZM62 230H63V227H62ZM75 230H76V229H75ZM79 230H80V229H79ZM106 230H107V229H106ZM125 230H124V231H125ZM137 230H138V229H137ZM143 230H145V229H143ZM167 230H168V229H167ZM170 230H171V229H170ZM184 230H185V229H184ZM184 230H181L182 235L184 234V237H185V238H184V240H185L184 246L186 247V253H187V251H188L189 254L191 255V254H192V248H191V243H192V242L189 240V236L185 233ZM20 231H21V230H20ZM25 231H28V230H25ZM35 231H36V229H35ZM40 231H41V230H40ZM72 231H74V230H72ZM77 231H78V230H77ZM77 231H76V232H77ZM80 231H81V230H80ZM118 231H119V230H118ZM128 231H129V230H128ZM128 231H127V232H128ZM133 231H134V229H133ZM135 231H136V230H135ZM147 231H148V230H145V232H147ZM149 231H151V230H149ZM149 231H148V233H149ZM152 231H154V230H152ZM157 231H158V230H157ZM164 231H165V230H164ZM8 232H10V231H8ZM30 232H31V231H30ZM38 232H39V231H38ZM42 232H43V231H42ZM44 232H45V231H44ZM46 232H47V231H46ZM50 232H52V231H50ZM56 232H57V231H56ZM97 232H98V231H97ZM112 232H115V231L112 230ZM129 232H130V231H129ZM140 232H142V231H140ZM166 232H167V231H166ZM6 233H7V232H6ZM11 233H12V231H11ZM17 233H18V232H17ZM17 233H16V235H17ZM19 233H20V232H19ZM21 233H22V231H21ZM26 233H27V232H26ZM39 233H41V232H39ZM72 233L74 234V232H72ZM77 233H78V232H77ZM100 233H101V232H100ZM106 233H107V231H106ZM110 233H111V232H110ZM125 233H126V231H125ZM131 233H133V232H131ZM131 233H130V234H131ZM134 233H135V232H134ZM136 233H139V232L136 231ZM157 233H158V232H157ZM179 233H180V232H179ZM223 233H225V235H223ZM3 234H5V233H3ZM43 234H45V233H43ZM48 234H49V233H48ZM55 234H56V233H55ZM73 234H72V236H73ZM85 234H86V233H85ZM96 234H97V233H96ZM104 234H105V233H104ZM104 234H102V235H104ZM116 234H117V233H116ZM139 234H140V233H139ZM155 234H156V233H155ZM171 234H172V233H171ZM173 234H174V233H173ZM221 234L224 236V238H222L221 240L218 239V241L213 240L214 236H219V235H221ZM23 235H24V234H23ZM23 235H22V236H23ZM57 235H59V234H57ZM61 235H62V234H61ZM69 235H71V234H69ZM98 235H99V232H98ZM102 235H101V236H102ZM111 235H112V234H111ZM131 235H133V234H131ZM145 235H146V233H145ZM158 235H159V234H158ZM162 235H163V234H162ZM186 235H187V236H186ZM20 236H21V235H19V237H20ZM37 236H38V235H37ZM55 236H56V235H55ZM65 236H66V235H65ZM74 236H75V234H74ZM83 236H82V237H83ZM105 236H106V235H105ZM105 236H104V238H105ZM114 236H115V234H114ZM121 236H122V235H121ZM142 236H143V235H142ZM152 236H153V235H152ZM3 237H4V236H3ZM9 237H11L10 234H9ZM32 237H33V236H32ZM43 237H44V236H43ZM124 237H127V236H124ZM147 237H148V235H147ZM154 237H155V236H154ZM161 237H162V236H161ZM169 237H170V236H169ZM172 237H173V236H172ZM182 237H183V236H182ZM24 238H25V237H24ZM35 238H36V237H35ZM41 238H42V237H41ZM45 238H46V237H45ZM49 238H51V235H50ZM57 238H58V237H57ZM66 238H70V237H66ZM78 238H79V237H78ZM102 238H103V236H102ZM104 238H103V239H104ZM106 238H107V237H106ZM112 238H113V237H112ZM121 238H122V237H121ZM121 238L119 237L118 240L120 239V241H121V240H122ZM138 238H139V237H138ZM148 238H149V237H148ZM152 238H153V237H152ZM156 238H157V237H156ZM167 238H168V236H167ZM176 238H177V237H176ZM215 238H217V237H215ZM0 239H1V238H0ZM3 239H4V238H3ZM7 239H8V238H6V240H7ZM9 239H11V238H9ZM13 239H14V238H13ZM16 239H17V237H16ZM26 239H27V238H26ZM29 239H30V237H29ZM33 239H34V238H33ZM36 239H37V238H36ZM63 239H64V238H63ZM63 239H62V240H63ZM71 239H72V238H71ZM85 239H86V238H85ZM85 239H84V241H86ZM95 239H96V241H98L97 237H96ZM108 239H109V238H108ZM110 239H111V238H110ZM113 239H116V238H113ZM123 239H124V238H123ZM132 239H133V238H132ZM132 239H131V240H132ZM139 239H140V238H139ZM143 239H144V237H143ZM149 239H150V238H149ZM153 239H154V238H153ZM173 239H174V238H173ZM14 240H15V239H14ZM44 240H46V239H44ZM74 240H75V239H74ZM100 240H101V239H100ZM131 240H129L130 243H131ZM135 240H136V239H135ZM140 240H142V239H140ZM178 240H179V239H178ZM9 241H10V240H9ZM19 241H20V240H19ZM22 241H23V239H22ZM24 241L26 242V240H24ZM29 241H30V240H29ZM37 241H38V239H37ZM48 241H49V239H48ZM51 241L53 242V239H51ZM64 241H65V240H64ZM66 241H67V240H66ZM66 241H65V242H66ZM111 241H112V240H111ZM115 241H116V240H115ZM115 241H114V242H115ZM120 241H119V243H120ZM125 241H126V240H125ZM138 241H139V240H138ZM138 241H136V242H138ZM145 241H146V240H145ZM150 241H151V240H150ZM160 241H161V240H160ZM162 241H163V240H162ZM168 241H169V240H168ZM203 241H204V240H203ZM0 242H1V241H0ZM2 242H3V241H2ZM2 242H1V243H2ZM13 242H14V241H13ZM16 242H17V241H16ZM16 242H15V243H16ZM33 242H34V241H33ZM33 242H32V243H33ZM41 242H42V241H41ZM44 242H45V241H44ZM52 242H51V243H52ZM65 242H64V243H65ZM90 242H89V243H90ZM98 242H99V241H98ZM103 242H104V241H103ZM106 242L111 243L109 240L106 241ZM140 242H141V241H140ZM158 242H159V241H158ZM163 242H164V241H163ZM169 242H170V241H169ZM200 242H201V241H200ZM3 243H4V242H3ZM10 243H11V242H10ZM18 243H19V242H18ZM23 243H24V242H23ZM37 243H38V242H37ZM46 243H47V241H46ZM49 243H50V241H49ZM53 243H54V242H53ZM64 243H63V244H64ZM77 243H78V241H77ZM79 243H80V242H79ZM83 243H84V242H83ZM101 243H102V241H101ZM101 243H100V244H101ZM130 243H129V244H130ZM132 243H133V242H132ZM142 243H143V242H142ZM146 243H147V242H146ZM155 243L157 244V242H155ZM155 243H154V244H155ZM167 243H168V242H167ZM171 243H172V242H171ZM198 243H199V242H198ZM204 243H205V242H204ZM4 244H6V243H4ZM13 244H14V243H13ZM20 244H21V243H20ZM20 244H19V245H20ZM65 244H66V243H65ZM65 244H64V245H65ZM67 244H68V243H67ZM67 244H66V245H67ZM71 244H72V243H71ZM85 244H86V243H85ZM85 244H84V246H85ZM91 244H92V243H91ZM97 244H98V243H97ZM104 244H106V243H104ZM107 244H108V243H107ZM111 244H113V243H111ZM115 244H116V243H114L113 246H115ZM129 244H128V245H129ZM135 244H136V243H135ZM139 244H140V243H139ZM139 244L137 243L136 246L138 247ZM154 244H153V245H154ZM159 244H160V243H159ZM165 244H166V243H165ZM165 244H164L163 246H166ZM173 244H174V243H173ZM200 244H202V242H201ZM10 245H11V244H10ZM22 245H23V244H22ZM25 245H26V244H25ZM40 245H41V244H40ZM42 245H43V243H42ZM45 245H46V244H45ZM55 245H56V243H55ZM60 245H61V244H60ZM64 245H63V246H64ZM73 245H74V244H73ZM76 245H77V244H76ZM76 245H75V246H76ZM79 245H80V244H79ZM117 245H119V244H116V246H117ZM120 245H121V244H120ZM132 245H133V244H132ZM140 245H141V244H140ZM144 245H145V244H144ZM144 245H143V246H144ZM167 245H168V244H167ZM0 246H1V245H0ZM31 246H33V245H31ZM46 246H47V245H46ZM48 246H50V245H48ZM68 246H69V245H68ZM71 246H72V245H71ZM75 246H74V247H75ZM80 246H83V245H80ZM99 246H102V245H99ZM122 246H123V245H122ZM126 246H127V245H126ZM145 246H146V245H145ZM148 246H149V244H148ZM161 246H162V245H161ZM161 246H160V247H161ZM163 246H162V247H163ZM169 246H171V244H170ZM177 246H178V245H177ZM200 246H201V245H200ZM7 247H8V246H7ZM23 247H24V246H23ZM25 247H29V246H25ZM56 247H57V246H56ZM58 247H59V246H58ZM60 247H62V245H61ZM64 247H65V246H64ZM93 247H94V246H93ZM96 247H98V246H96ZM96 247H95V248H96ZM102 247L104 248V246H102ZM108 247H110V246L108 245L107 248H108ZM117 247H118V246H117ZM132 247H135V246H132ZM146 247H147V246H146ZM160 247H159V248H160ZM180 247H181V246H180ZM180 247H179V248H180ZM206 247H207V246H206ZM1 248H2V246H1ZM4 248H6V246H5ZM16 248L21 249V247H19L18 245H17ZM38 248H39V247H38ZM51 248H52V246L50 247V249H51ZM53 248H55V247L53 246ZM69 248H70V247H69ZM71 248H72V247H71ZM80 248L82 249L83 247H80ZM119 248H120V247H119ZM128 248H129V247H128ZM139 248H140V247H139ZM155 248H156V247H155ZM163 248H165V247H163ZM163 248H162V250H163ZM174 248H175V247H174ZM22 249H24V248H22ZM40 249H42V248H40ZM45 249H46V248H45ZM47 249H49V248H47ZM59 249H60V248H59ZM61 249H62V248H61ZM66 249H68V248H66ZM66 249L64 248V251H63V252H66V251H65ZM76 249H77V248H76ZM76 249H75V250H76ZM86 249H87V247H86ZM100 249H101V248H100ZM112 249H113V247H112ZM112 249H111V250H112ZM121 249H122V248H121ZM121 249H120V252L122 253V250H121ZM124 249H125V248H124ZM145 249H146V248H145ZM153 249H154V248H153ZM196 249H197V247H196ZM5 250H6V249H5ZM7 250H8V249H7ZM51 250H52V249H51ZM56 250H57V249H56ZM72 250H73V249H72ZM88 250H89V249H88ZM108 250H109V249H108ZM158 250H159V249H158ZM165 250H166V248H165ZM169 250H170V247H169ZM173 250H174V249H172V251H173ZM182 250H183V248H182ZM182 250H181V251H182ZM2 251L4 252V250H2ZM2 251H0V252H2ZM12 251H13V250H12ZM16 251H17V250H16ZM40 251H41V250H40ZM45 251H46V250H45ZM47 251H48V250H47ZM49 251H50V250H49ZM97 251H98V250H97ZM100 251H101V250H100ZM105 251H106V249H105ZM114 251H115V250H114ZM117 251H118V248H117ZM127 251H128V250H127ZM127 251H126V252H127ZM178 251H179V250H178ZM183 251H184V250H183ZM8 252H9V251H8ZM17 252H18V251H17ZM33 252H34V251H33ZM33 252H32V253H33ZM53 252H54V251H53ZM53 252H52V253H53ZM63 252H62V254H66V253H63ZM69 252H70V251H69ZM75 252H76V251H75ZM77 252H78V251H77ZM77 252H76V253H77ZM94 252H96V251H94ZM102 252H103V250H102ZM118 252H119V251H118ZM120 252H119V253H120ZM128 252H129V251H128ZM128 252H127V253H128ZM141 252H142V251H141ZM152 252H153V251H152ZM160 252H161V249H160ZM166 252H167V250H166ZM170 252H171V251H170ZM175 252H176V251H175ZM4 253H5V252H4ZM11 253H12V252H11ZM18 253H19V252H18ZM34 253H35V255L38 254V252H34ZM41 253H42V252H41ZM43 253H44V252H43ZM54 253L57 254V253H59V251L54 252ZM54 253H53V254H54ZM72 253H73V251H72ZM83 253H84V252H83ZM104 253H106V252H104ZM109 253H110V252H109ZM115 253H116V252H115ZM121 253H120V254H121ZM135 253H136V252H135ZM137 253H140V252L137 251ZM137 253H136V255H137ZM153 253H157V252H153ZM167 253H168V252H167ZM183 253H185V252H183ZM186 253H185V255H186ZM202 253H203V252H202ZM0 254H1V253H0ZM2 254H3V253H2ZM7 254H8V253H7ZM25 254H27V253H25ZM28 254H30V256L32 257L31 253H28ZM74 254H75V253H74ZM74 254H73V255H74ZM78 254H79V252H78ZM88 254H89V252H88ZM110 254H112V253H110ZM159 254L161 255V253H159ZM169 254H170V255H167V257L164 258L166 261H165V263H163V264H189V263H190V261H189V263H187V261H188L189 259L186 260L185 255L182 254L181 252H177V253H169ZM195 254H196V253H195ZM195 254H194V255H195ZM200 254H201V253H200ZM8 255H9V254H8ZM10 255H11V254H10ZM13 255H14V254H13ZM16 255H17V254H16ZM23 255H24V253H20V254H18V256H20V257H18V258H20L21 260H23V258H26V257H24ZM35 255L33 254V256H35ZM39 255H41V254H39ZM49 255H50V254H49ZM51 255H52V254H51ZM51 255H50V256H51ZM60 255H61V252H60ZM71 255H72V254H71ZM71 255H70V256H71ZM80 255H81V252H80ZM84 255H85V254H84ZM90 255H91V254H90ZM92 255H93V254H92ZM113 255H114V254H113ZM128 255H129V254H128ZM133 255H134V253H133ZM140 255H141V254H140ZM152 255H153V254H152ZM204 255H205V254H204ZM229 255H231V256L233 257V259H232L231 261H229ZM4 256H5V255L3 254V257H4ZM25 256H26V255H25ZM46 256H47V255H46ZM66 256H67V255H66ZM87 256H88V255H87ZM103 256H104V255H103ZM108 256L110 257V255H108ZM119 256H120V255H119ZM125 256H126V255H125ZM137 256H138V255H137ZM147 256H148V255H147ZM157 256H158V255H157ZM162 256H163V254H162ZM162 256H161V258H162ZM164 256H165V255H164ZM192 256H193V255H191V257H192ZM12 257H13V256H12ZM27 257H29V256H27ZM37 257H38V256H37ZM41 257H42V256H41ZM43 257H44V255H43ZM48 257H49V256H48ZM51 257H53V255H52ZM72 257H73V256H72ZM72 257H70V259H71ZM114 257H115V256H114ZM123 257H124V256H123ZM130 257H131V255H130ZM143 257H144V255H143ZM143 257H142V258H143ZM158 257H159V256H158ZM187 257H188V256H187ZM16 258H17V257H16ZM16 258H15V259H16ZM18 258H17V259H18ZM38 258H39V257H38ZM55 258H56V257H55ZM55 258H54V259H55ZM63 258H64V257H63ZM63 258H62V259H63ZM68 258H69V257H68ZM68 258H66V259H68ZM86 258H87V257H86ZM97 258H98V259H99V258L101 259L102 257H99V255H98ZM104 258H106V257H104ZM137 258H139V257H137ZM147 258H148V257H147ZM198 258H199V257H198ZM201 258H202V257H201ZM2 259H3V258H2ZM12 259H14V258H12ZM20 259H19V260H20ZM29 259H30V258H29ZM75 259H76V258H75ZM84 259H85V258H84ZM90 259H91V257L89 258V261H90ZM111 259H112V258H111ZM121 259H122V258H121ZM139 259H140V258H139ZM145 259H146V258H145ZM153 259H154V258H153ZM205 259H206V258H205ZM205 259H204V260H205ZM230 259H231V258H230ZM36 260H38V259H36ZM36 260H35V261H36ZM45 260L47 261V259H45ZM45 260H44V261H45ZM56 260H57V259H56ZM64 260H65V259H64ZM77 260H78V258H77ZM82 260H83V258L81 259V263H82ZM85 260H86V259H85ZM101 260H102V259H101ZM108 260H109V258H108ZM112 260H113V259H112ZM126 260H127V259H126ZM128 260H130V259H128ZM132 260H133V259H132ZM142 260H143V259H142ZM146 260H147V259H146ZM158 260H159V259H158ZM190 260H191V259H190ZM196 260H198V259H196ZM199 260H200V259H199ZM5 261L7 262V260H5ZM30 261H31V259H30ZM33 261H34V260H33ZM39 261H40V260H39ZM41 261H42V260H41ZM53 261H54V260H53ZM67 261H68V260H67ZM89 261H88V262H89ZM93 261H95V259H94ZM93 261H90V262H92V264H93V263H94ZM113 261H114V260H113ZM130 261H131V260H130ZM147 261H148V260H147ZM161 261H162V259H161ZM8 262H9V261H8ZM15 262H16V260H15ZM15 262H14V263H15ZM17 262H18V261H17ZM19 262H20V264H30V263H28L29 261H28V262H27V261H25V262H21V261H19ZM50 262H51V261H50ZM55 262H56V261H55ZM59 262H60V261H59ZM63 262H64V261H63ZM70 262H71V261H70ZM70 262H68V263H70ZM76 262H80V261H76ZM98 262H99V261H98ZM102 262H103V261H102ZM111 262H112V261H111ZM121 262H122V261H121ZM121 262H120V263H121ZM124 262H126V261H124ZM127 262H128V261H127ZM127 262H126V263H127ZM136 262H137V261H135V264H136ZM158 262H159V261H158ZM193 262H194V261H193ZM197 262H198V261H197ZM197 262H196V263H197ZM3 263H4V262H3ZM56 263H57V262H56ZM68 263H67V264H68ZM71 263H73V262H71ZM81 263H80V264H81ZM99 263H100V262H99ZM122 263H123V262H122ZM128 263H129V262H128ZM137 263H138V262H137ZM194 263H195V262H194ZM200 263H201V262H200ZM200 263H199V264H200ZM4 264H6V263H4ZM7 264H12V263L9 262V263H7ZM15 264H16V263H15ZM32 264H41V263H39V262L37 263V261H36L35 263H32ZM50 264H51V263H50ZM52 264H53V263H52ZM57 264H59V263H57ZM62 264H64V263H62ZM90 264H91V263H90ZM115 264H118V263H115ZM124 264H125V263H124ZM154 264H155V263H154Z\"/></svg>",
    "mask_w": 264,
    "mask_h": 264
}]
</instances>
